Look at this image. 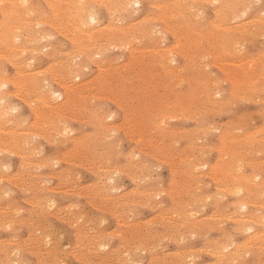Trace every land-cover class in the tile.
<instances>
[{"label":"rangeland","instance_id":"374dc122","mask_svg":"<svg viewBox=\"0 0 264 264\" xmlns=\"http://www.w3.org/2000/svg\"><path fill=\"white\" fill-rule=\"evenodd\" d=\"M33 1H36V0H33ZM38 1V7H39V10L41 11V12H43L44 14H46V16H50L51 15V9H50V7L47 5V3H46V1L45 0H37ZM36 1V2H37ZM45 1V2H44ZM35 2V3H36ZM147 2V3H146ZM151 4V5H150ZM207 4V3H206ZM206 4L204 5V7H203V11L202 12H197L198 10L196 9L195 11H194V15H193V20H192V22L195 24V27H197L200 31H206V27H208V25H209V22H212V20H213V18H214V10H213V7L211 6V5H209V4H207V7H206ZM259 4H261V6L259 5ZM47 5V6H46ZM140 6V7H139ZM254 7V9H256L255 10V12H254V9L252 8V6H250V9H248L247 10V13L246 14H248V16H244L243 17V19L242 18H239L238 20H237V18H235V19H231V21H229V20H227V22L231 25V26H234V24L235 23H238L239 22V24L240 23H243V24H245V26L247 27H249V28H251V27H253L252 25H254V23H255V26L253 27V28H251V29H249L250 30V32H245V33H243L242 35H240V34H237V38H235L234 40H233V43H235V42H237L238 43V45H235V44H237V43H235L232 47V50H231V53L229 54V53H224V54H221V55H218V56H216V54L214 53V52H212V53H208L207 51H206V49H208V44H207V41H206V39L205 38H203V37H199L198 39H199V45H198V48H197V50L195 49V50H193V48L191 49V48H189L188 47V44L186 43V41L182 38V39H180V35L182 34V33H180V31L182 30V29H176L175 28V30L173 31V30H169V31H166L167 29H164L163 30V33L164 34H162V36L159 38V39H156V40H149V39H144V38H139V40L136 42V43H134V45L133 46H126V47H120V46H109V49L108 48H106V50L104 51V52H102V54H98L99 56H95V60H92V61H87L86 62V65H85V69L84 68H82V69H80L79 71H75L74 73H72V74H70V75H66V70L67 69H65L66 67L68 68V64H67V62L69 61V59H64V57H62V52H65V48H67L68 49V47L70 46V42H69V39H68V37L66 38V36H64V38H63V33L61 32V31H59V30H57L56 31V29L55 28H52L51 26H48V24L46 25V24H41V25H43V26H45L46 25V28L45 27H43V28H45L46 29V31L47 32H49L50 34H52L51 35V37H49V39L48 40H46V41H44V39L42 40L40 37L37 39V41H35L33 44H35L36 45V47L38 48L37 50L34 48V46H32L33 44L32 43H30L29 45H31L30 46V50H31V52H29L27 55H26V59L24 60L25 62H23V63H20V64H18L19 65V67H18V65H15V64H13V63H9L8 62V60H7V62L6 61H4L5 59H0V65L2 66H0L2 69H5V71L4 70H2L3 71V73L5 72L7 75L6 76H10V78L11 77H13V78H15V77H17V76H19V75H21V74H24V75H26L27 76V78H30V81H28V83H27V85H25V86H22V85H19V87H15L14 86V84H11V83H6V85L4 86V85H2V86H4L2 89L3 90H5L6 91V89H8L9 90V92H12L13 94H11V97H10V93L8 92V90L6 91L7 93H9V95H8V100H7V102H6V104L5 105H3L4 106V108H5V110L6 109H8V110H6L5 112H6V114H2L3 116H1L2 118L0 119V124L1 123H3L2 121H4V123L5 122H7V123H5V125H3V124H1L0 125V144H2V146L0 145V172H1V174H0V189L1 188H3V189H1V193H4V189H5V193L4 194H2V196H1V198L3 199H0V217H1V215H2V219L0 218V225L2 226V229H0V241L1 240H3V237H5V244H3L4 242V240L3 241H1L0 242V264H5L6 262V264H25L26 262V264H51L52 262V264H59V263H61V261L59 262V260H58V258H60L61 260H62V262L63 263H65V264H109L108 262L110 261V264H112L115 260H117L116 262H114V263H116V264H119V262H120V264H121V262H123L126 258L128 259V260H130L129 262L127 261V260H125L124 261V263H122V264H138V261H139V264H142L143 262H145V264H150V262L151 261H153V263L151 262V264H195V263H198V264H247V262H248V264H264V239H262L263 237H264V234L262 233L263 232V230H264V226H262L264 223H261V222H264V206H262V205H264V191H263V188L261 187V186H263L264 185V162H263V164H262V162L259 160V159H262V161H264L263 160V158H264V146H262V145H264L263 143H264V138H262V136L261 135H263V137H264V131H263V129H264V127L262 126V125H264L263 123H264V120H263V118L264 117H262L263 115H264V58H263V60H262V57H264V46L262 45V44H264V0H261L260 2H256L254 5H253ZM260 6V7H259ZM137 7V8H136ZM257 7V8H256ZM41 8V9H40ZM133 8V9H132ZM136 8V9H135ZM140 8V9H139ZM142 8V9H141ZM261 8V9H260ZM211 9V10H210ZM258 9H259V11H258ZM131 10H133V11H131ZM131 12H129V14H128V16L126 17V19L125 20H122V22H123V24H127L128 22H133V21H135L136 19H138V18H140L143 14H146V13H151L152 11H154V7H153V4H152V1H149V0H143V1H141V4H139L138 6L136 5V6H131ZM263 12H262V11ZM142 11V12H141ZM150 11V12H149ZM250 11V12H249ZM46 12V13H45ZM140 12V13H139ZM49 13V14H48ZM102 14L100 15V17H101V19H102V21H104V24L107 22V15H106V13L104 12V11H102L101 12ZM133 13H138V14H135L134 16H132V14ZM206 14V16H205V14ZM252 13H254L255 14V16L252 14ZM196 15H197V17H196ZM202 15V16H201ZM250 15H253V16H251L250 17ZM208 16V17H207ZM257 16H259V17H257ZM105 17V18H104ZM131 17V18H130ZM199 17H200V19H199ZM258 18V19H257ZM199 19V20H198ZM204 19V20H203ZM247 19V20H246ZM254 19V20H253ZM261 19V20H260ZM0 20H1V13H0ZM242 20H243V22H242ZM245 20V21H244ZM253 20V21H252ZM125 21V22H124ZM206 21V22H205ZM253 22V23H252ZM232 23V24H231ZM234 23V24H233ZM259 23V24H258ZM202 25V26H201ZM207 25V26H206ZM238 25V24H237ZM203 29H202V28ZM54 29V30H53ZM248 30V31H249ZM259 30H260V32H259ZM262 30V31H261ZM58 32H60V33H58ZM62 33V34H61ZM168 33V34H167ZM174 34V35H173ZM178 34V35H177ZM251 34V35H250ZM259 34L261 35V36H259ZM55 35V37H53ZM177 35V36H176ZM204 35V34H203ZM255 35V36H254ZM171 36H172V38H171ZM244 37V39H245V42L246 43H244V39L242 38V37ZM253 38V40H255V41H253V42H251L252 39ZM42 41H41V40ZM58 39V40H57ZM141 39H142V41H141ZM243 39V40H242ZM259 41V43H257L258 41ZM55 41V42H54ZM63 41V42H62ZM140 41V42H139ZM175 43H174V42ZM201 41V42H200ZM235 41V42H234ZM242 41V42H241ZM43 42V43H42ZM46 42V44L44 45V43ZM60 42V43H59ZM162 42H164V43H162ZM170 42V43H169ZM255 42L258 44V45H260L259 47H257V45L255 44ZM54 43V44H53ZM66 43V44H65ZM156 43V44H155ZM176 44V47L174 46V44ZM63 44V45H62ZM174 46H172V45ZM201 44V45H200ZM244 44V45H243ZM40 45V46H39ZM169 45H170V47H173V50L170 52V56L166 53V50H170L171 48H169ZM44 48H42V47ZM45 46H47L46 48H45ZM58 46V47H57ZM136 46H138L137 48L139 49L138 51H137V53H136V51H133L132 49L133 48H135ZM152 48H151V47ZM156 46V47H155ZM241 48H240V47ZM242 46H244V47H242ZM32 47H33V49H32ZM40 47V48H39ZM56 47V48H55ZM63 47V48H62ZM111 47H113V48H111ZM117 47V48H116ZM119 47V48H118ZM129 47H131V48H129ZM142 47H146L147 49H149V47L151 48L150 49V53L152 52L151 50L154 48V50H155V48H156V50L155 51H159L160 52V54H162V52H163V54L165 53V55H166V57H165V55H163L162 54V56H164L165 57V59L164 60H167L168 61V66H169V68H171L172 69V71L173 70H175V73H176V75H178V74H180V79L178 80H175L176 81V83H175V81H172V82H169L167 85H166V83H165V80H168V78H167V76H166V74L163 72V71H165V72H168L167 70H162V68L160 69L163 73H164V77H162V74H160V73H162L161 71H159V69L158 68H156V67H159V66H153L152 67V71H153V77L150 79V81L149 82H147V84L145 85V84H143V82H141V81H138V78H139V74H138V72H139V68H138V65H136V66H134L133 68H129L128 66H124V67H122L123 65H125L127 62H128V60L129 59H131V55L132 54H135L136 56H137V54H139L140 56H137V59H138V61L139 62H141V61H143V59H142V56L143 55H141V53H140V50H141V48ZM178 47V48H177ZM159 48H162V52H161V50L159 49ZM177 48V49H176ZM236 48H237V50H236ZM40 49V50H39ZM64 49V50H63ZM122 49V50H121ZM142 49H144V48H142ZM180 51H179V50ZM243 49H244V51H243ZM35 52H34V51ZM50 50V51H49ZM119 50H121V51H119ZM127 50V51H126ZM191 50V51H190ZM238 51V52H236V51ZM247 50V51H246ZM59 51V52H58ZM133 51V52H132ZM203 53H202V52ZM246 51V52H245ZM255 51V52H254ZM33 52V53H32ZM121 52H122V54H121ZM127 52V53H126ZM175 52V53H174ZM207 52V53H206ZM58 53V54H57ZM118 53V54H117ZM120 53V54H119ZM201 53L204 55V56H201ZM258 53V54H257ZM109 54V55H108ZM117 54V55H116ZM128 54V55H127ZM207 54V55H206ZM258 55L257 57H255V55ZM113 55V56H112ZM122 55V56H121ZM146 55H149V54H146ZM248 55H249V57H248ZM253 55H254V57H253ZM262 57H261V56ZM120 56V57H119ZM187 56H188V59H187ZM201 56V57H200ZM209 56H211V57H209ZM30 57H32L33 58V60L32 59H30ZM43 57V58H42ZM50 57V58H49ZM125 57V58H124ZM139 57V58H138ZM169 57V58H168ZM171 57H172V59H171ZM232 57V61H234V64L233 63H231L232 61H230V58ZM250 60H248L247 58ZM207 58V59H206ZM222 58H225V60L223 59L222 61H220V59H222ZM228 58V59H227ZM240 62L241 61V64L239 63V62H237V60ZM253 59V61L251 62V59ZM28 59H29V61H28ZM36 59H38V60H36ZM41 59V60H40ZM64 59V60H63ZM116 59V60H115ZM127 59V60H126ZM168 59H171V60H168ZM257 59V60H256ZM259 59H261V60H259ZM35 61L34 63L33 62H31L30 63V61ZM63 60V61H62ZM68 60V61H67ZM112 60V61H111ZM213 60H215L214 62H216L217 61V63H214L213 64ZM256 60V61H255ZM42 61V62H41ZM65 61V62H64ZM112 62L111 64H112V68L113 69H111V64H109V62ZM171 63H170V62ZM177 61H179V62H177ZM192 61H193V63H192ZM226 61H228V62H226ZM246 61H249V64H248V62H246ZM259 61H261V62H263V63H261V62H259ZM27 62V63H26ZM37 62H38V65H39V67H38V65H37ZM44 62V63H43ZM62 62V63H61ZM117 62V63H116ZM218 62H220V64L218 63ZM223 64H222V63ZM225 62V63H224ZM244 62V63H243ZM256 62V63H255ZM64 63V64H63ZM203 63H204V65H203ZM211 63V64H210ZM228 63H231V64H228ZM239 63V64H238ZM253 63V64H252ZM12 64V65H11ZM26 64V65H25ZM35 65V66H33V65ZM48 64V65H47ZM96 64V65H95ZM102 64H103V66H102ZM114 64V65H113ZM116 64V65H115ZM199 64V65H198ZM208 64V65H207ZM209 64H210V66H209ZM216 64V65H215ZM222 64V65H221ZM235 64H237V65H235ZM247 64V65H246ZM25 65V66H24ZM65 65V66H64ZM91 65V66H90ZM162 65H163V61H162ZM175 65H176V67L177 68H179L177 71H176V69L175 68H173V67H175ZM233 65V66H232ZM241 67H240V66ZM37 66V67H36ZM42 66V67H41ZM97 66H99V67H97ZM113 66H115V67H113ZM172 66V67H171ZM198 66V67H197ZM217 66V67H216ZM228 66V67H227ZM236 67V68H233V67ZM238 66V67H237ZM245 66V67H244ZM250 66V67H249ZM257 66V67H256ZM4 67V68H3ZM13 67V68H12ZM17 67L19 68V70L17 69ZM27 69H26V68ZM101 67H104V68H101ZM182 67V68H181ZM213 67V68H212ZM215 67V68H214ZM247 67H249V69L247 68ZM21 68V69H20ZM39 68H41V70H39ZM106 68V69H105ZM117 68H119V70L117 69ZM122 68V69H121ZM160 68V67H159ZM204 68V69H203ZM206 68H207V70H206ZM216 68H218V70L216 69ZM220 68V69H219ZM23 69V70H22ZM33 69L35 70V71H33ZM45 69H47V70H44ZM111 69V70H110ZM129 69V70H128ZM183 69V70H182ZM188 69V70H187ZM214 69V70H213ZM237 69V70H236ZM243 69L244 70H246V71H243ZM28 71V72H26V71ZM31 70V71H30ZM49 70V71H48ZM83 70V71H82ZM90 72H89V71ZM96 70V71H95ZM109 70H110V73H111V71H113L114 70V72H112V74H114L113 76H115V77H118V79L119 80H121V82L119 81V80H114L115 79V77H112V74H110V76L108 75L109 74ZM116 70H117V72H116ZM156 70V71H155ZM180 70V71H179ZM183 71V73H182V71ZM203 70H204V72H203ZM19 71H21V72H23V71H25V72H23V73H21V72H19ZM38 71L40 72V73H38ZM55 71V72H54ZM107 71H108V73H107ZM157 71H158V73H157ZM209 71L212 73V74H210L209 73ZM213 71V72H212ZM227 71H229V72H231V73H233V74H235V75H237V77L239 78V79H241V80H244L245 81V83L244 84H235L234 85V83H233V80L231 79V75H229V77L227 76ZM242 71V72H241ZM18 72V73H17ZM81 73L82 74V76H81V74H80V76H79V74L78 73ZM120 72H122V73H120ZM124 72H126L127 73V75H128V81H127V75L124 73ZM132 72V73H131ZM219 72V73H218ZM240 72H241V74H240ZM249 73V75H247L248 73ZM256 72H258L257 73V75H256ZM4 73V74H5ZM20 73V74H19ZM50 73V74H49ZM102 73V74H101ZM119 73V74H118ZM130 75H129V74ZM194 73H196V74H194ZM251 73V74H250ZM253 73H255V74H253ZM53 74V75H52ZM65 74V75H64ZM94 77H96V78H94V79H96V80H94L93 79V76ZM105 74V75H104ZM124 74H125V76H124ZM131 74H133V75H131ZM158 74V75H157ZM52 75V76H51ZM76 75V76H75ZM156 75V76H155ZM161 75V76H160ZM185 75H186V78H185ZM194 75V76H193ZM256 75V76H255ZM8 76V77H9ZM43 76H44V78H43ZM69 76V77H68ZM88 76V77H87ZM92 76V77H91ZM120 76V77H119ZM124 76V77H123ZM221 76V77H220ZM252 77V79H251V77ZM259 76V77H258ZM59 79H57V78ZM80 77V78H79ZM84 77V78H83ZM90 77V78H89ZM108 77V78H107ZM129 77H131L130 79H129ZM138 77V78H137ZM162 77V78H161ZM189 77H191V78H189ZM208 77V79H206ZM213 79H212V78ZM255 77V78H254ZM261 77V78H260ZM263 77V78H262ZM47 78V79H46ZM69 78V79H68ZM74 78H77V80H75ZM99 78V79H98ZM102 78V80H100ZM109 78H113V79H109ZM126 78V79H125ZM137 78V79H136ZM158 78V79H157ZM193 78V79H192ZM260 78V79H259ZM49 79V80H48ZM67 80L66 81V83H64L63 84V82H65V81H61V82H59L60 80ZM109 79V80H108ZM124 79V80H123ZM161 79H163V82L162 83H160L159 84V82L158 81H160ZM185 79H186V81H185ZM188 79H190V80H188ZM202 79V80H201ZM221 79V81H219ZM55 80H57V82L55 81ZM74 80V81H73ZM79 80V81H78ZM86 80V81H85ZM94 80V81H93ZM116 81V82H114V81ZM125 81V82H123V81ZM182 80V81H181ZM211 80V81H210ZM43 81H46V82H43ZM51 81V83H49ZM53 81V82H52ZM77 83H76V82ZM82 81V82H81ZM91 81V82H90ZM109 81V82H108ZM156 81V82H155ZM179 81V82H178ZM180 81H181V83H180ZM190 81V82H189ZM218 81V82H217ZM228 81V82H227ZM48 82V83H47ZM58 82H59V84H58ZM85 82H86V87L85 86H82V85H84L85 84ZM111 82V83H110ZM112 82L113 83H115V85L117 86L116 88H114L115 87V85L114 84H112ZM141 82V83H140ZM177 82H178V84H177ZM211 82H212V84H211ZM215 82V83H214ZM45 83V84H44ZM81 83H83V84H81ZM88 83H90V84H88ZM96 83V84H95ZM110 83V84H109ZM119 83V84H118ZM120 83H121V86H119L120 85ZM125 83H128L127 84V86H126V84ZM153 83H156V84H153ZM170 83H171V85H170ZM219 83V84H218ZM225 83H227V84H225ZM37 84H38V86H42L41 88H42V90H41V88H40V90L37 88L38 86H37ZM55 84V85H54ZM72 84H73V86H72ZM75 84V85H74ZM77 84H79L80 86H79V88H78V85ZM114 85L113 87H112V89H110L111 87H110V85ZM181 84V85H180ZM193 84V85H192ZM218 84V85H217ZM225 84V85H224ZM30 85V86H29ZM36 85V86H35ZM47 85H48V87H47ZM65 85H66V87H65ZM93 85V86H92ZM100 85V86H99ZM105 85V86H104ZM108 85V86H107ZM150 85V86H149ZM159 85H160V89H159ZM168 85H169V87H168ZM177 85H179L178 87H177ZM183 85V86H182ZM191 85V86H190ZM217 85V86H216ZM254 85V86H253ZM22 86V87H21ZM69 86V87H68ZM77 86V88H75ZM102 86V87H101ZM130 88H129V87ZM138 86V87H137ZM164 86V87H163ZM190 86V87H189ZM215 86V87H214ZM223 88H221V87ZM226 88H225V87ZM231 86H233L232 88H231ZM245 86V87H244ZM253 86V87H252ZM258 86V87H257ZM35 87V88H34ZM55 87V88H54ZM65 87V88H64ZM84 89H83V88ZM89 87V88H88ZM125 87V88H124ZM133 87H135L134 89H133ZM148 87V88H147ZM168 87V88H167ZM200 87V88H199ZM214 87V88H213ZM246 87H247V91H246ZM248 87H249V89H248ZM24 88H26L25 90V92H24ZM47 88H49V90H50V92L52 93V95H51V93H48V89ZM86 88V89H85ZM114 88V89H113ZM128 88V89H127ZM158 88V89H157ZM164 88V89H163ZM174 88V89H173ZM176 88V89H175ZM241 88V89H240ZM12 89V90H11ZM43 89H44V91H43ZM48 91H47V90ZM62 89H65V90H62ZM68 89V90H67ZM82 91H81V90ZM89 89V90H88ZM107 89V90H106ZM119 89V90H118ZM121 89V90H120ZM124 89V90H123ZM156 89L158 90V91H156ZM215 89H217V90H215ZM228 89V90H227ZM233 89V90H232ZM259 89H261V91L259 90ZM11 90V91H10ZM23 90V91H22ZM35 90V91H34ZM40 91V94L38 93L39 91ZM52 90V91H51ZM54 90H56L55 92H54ZM70 90V91H69ZM94 90H95V92H94ZM129 90V91H128ZM132 90H133V92H132ZM135 90V91H134ZM149 90V92H147ZM161 90L163 91V92H161ZM184 90V91H183ZM186 90H188V91H186ZM197 92H196V91ZM219 90V91H218ZM220 90H222V91H220ZM18 91V92H17ZM30 91H34V94L35 95H37L38 94V96L36 97L34 94H33V92H30ZM43 91V92H42ZM47 91V92H46ZM64 91V92H63ZM70 93H69V92ZM92 91H93V93H92ZM100 91V92H99ZM111 93H110V92ZM115 92V94H113L114 92ZM118 91V92H117ZM168 91V92H167ZM181 91V92H180ZM213 91V92H212ZM217 93H219V94H216V92ZM225 91V92H224ZM245 91V92H244ZM250 91H252L251 93H250ZM20 93V95H22V96H19V94H17V93ZM36 92H37V94H36ZM42 92V93H41ZM60 92V93H59ZM81 92H82V94H81ZM86 92V93H85ZM89 94H93V96H94V94H98L99 96L97 97V95L95 96V97H93V96H91L92 98H90L89 96H87V94L88 93ZM99 92V93H98ZM107 92V93H106ZM124 92V93H123ZM127 92V93H126ZM152 92V93H151ZM154 92V93H153ZM158 92V93H157ZM160 92H161V94H160ZM171 92V93H170ZM175 92V93H174ZM185 92V93H184ZM224 92V93H223ZM260 92H262V93H260ZM26 93V94H25ZM45 93H47V94H45ZM55 93V94H54ZM61 94V95H59V94ZM101 93V94H100ZM105 93V94H104ZM116 93H118L117 95H116ZM126 93V94H125ZM166 95H165V94ZM168 93V94H167ZM174 93V95H172ZM200 93V94H199ZM212 93H213V98L211 97L212 96ZM229 93V94H228ZM242 95H240V94ZM244 93H246V95L244 94ZM16 94V95H15ZM41 94H42V96H41ZM48 94H50L51 96L49 97V95ZM62 94L63 95H65L64 97L62 96ZM73 94V95H72ZM85 94V95H84ZM113 94V95H112ZM123 94V95H122ZM125 94V95H124ZM131 94V95H130ZM135 94V95H134ZM144 94V95H143ZM146 94V95H145ZM176 94V95H175ZM235 94V95H234ZM249 94V95H248ZM261 94V95H260ZM17 95H18V97H17ZM25 95H28V96H25ZM34 97H33V96ZM44 95V96H43ZM54 95V96H53ZM105 95H106V97H107V99H105ZM108 95V96H107ZM130 95V96H129ZM140 95H142L141 97H140ZM159 95V96H158ZM169 95V96H168ZM178 95H179V97H178ZM198 96V95H200L201 97H203L202 98V100L200 99V96L199 97H196V96ZM215 95H218V96H215ZM221 95V96H220ZM225 95V96H224ZM228 95H230V96H228ZM237 95V96H236ZM239 95H240V97H239ZM243 95H244V97H243ZM260 95V96H259ZM24 96H25V101H27L28 103H30L29 104V106L30 107H28V104L24 101H22V98L24 99ZM31 96L33 97V98H31ZM45 96H47V98L45 97ZM121 98H120V97ZM162 96V97H161ZM173 96V97H172ZM177 96V97H176ZM208 96V97H207ZM215 96V97H214ZM22 97V98H21ZM27 97H29L28 99H27ZM52 97V99L53 98H55V99H50ZM102 97V98H101ZM109 97H111V98H109ZM120 99V100H118V98ZM128 97L130 98V99H128ZM132 97V98H131ZM168 97V98H167ZM169 97H171V98H169ZM176 97V98H175ZM185 97H187V99L185 98ZM196 97V98H195ZM217 97H219V99L217 98ZM229 97V98H228ZM236 97V98H235ZM238 97V98H237ZM246 97V98H245ZM260 97V98H259ZM6 98V99H7ZM37 98V99H36ZM41 98V99H40ZM43 98H45V99H43ZM60 98H66V99H61V100H58V99H60ZM80 98V99H79ZM94 98V99H93ZM99 98H101V99H99ZM154 98H156V99H154ZM167 98V99H166ZM173 98V99H172ZM233 98V99H232ZM248 98V99H247ZM256 98V99H255ZM257 98H259V100L257 99ZM41 101H40V100ZM49 99V100H48ZM110 99H112V100H110ZM134 99V100H133ZM158 99V100H157ZM160 99V100H159ZM168 99H171L170 101L168 100ZM195 99H196V101H195ZM213 99V100H212ZM222 101H221V100ZM224 99V100H223ZM227 99H228V101H227ZM244 99V100H243ZM245 99H247L246 101H245ZM253 100V103H252V101L250 102V100ZM30 100V101H29ZM32 100V101H31ZM37 100V102H35ZM46 100H48V103H47V101ZM52 100V101H51ZM56 100V102H58V103H56V105H55V101ZM58 100V101H57ZM63 100V101H62ZM67 100H68V102H67ZM72 100V101H71ZM93 100V101H92ZM105 100H106V102H105ZM108 100V101H107ZM155 100V101H154ZM157 100V101H156ZM201 102H200V101ZM232 100H234V102H236L237 100L240 102V103H242L243 105H241L240 103H235V105L238 107V108H236L235 107V105H234V102H233V105H228L229 103L231 104L232 103ZM236 100V101H235ZM241 100V101H240ZM249 100V101H248ZM258 100V101H257ZM10 103H9V102ZM102 101V102H101ZM113 101V102H112ZM116 101H117V103H116ZM151 101V102H150ZM158 101H159V103H158ZM162 101V102H161ZM165 101V102H164ZM168 101V102H167ZM188 101H190V104L188 103ZM195 101V102H194ZM203 101V102H202ZM218 101V102H217ZM225 101V102H224ZM262 101V102H261ZM12 102H13V104H12ZM38 103L37 105L35 104V103ZM49 102H51V103H49ZM54 102V106H52L53 103ZM65 102H67V103H65ZM92 102V103H91ZM97 102V103H96ZM120 102H121V104H120ZM129 102V103H128ZM173 102H175L174 104H173ZM176 102H178V103H176ZM194 102V103H193ZM197 102V103H196ZM223 104H222V103ZM246 104H244V103ZM250 102V103H249ZM255 102V103H254ZM260 102V104H258ZM17 105H15V104ZM42 105H41V104ZM43 103H44V105H43ZM62 103H65V107L63 106L62 107V109H61V111H59V112H57V113H55L54 111H51L52 110V108H56L57 106H59L60 104H62ZM86 103V104H85ZM96 103V104H95ZM104 103H107V105H104ZM164 103H168V104H165L164 105ZM8 104L9 105H13V106H15L14 108H13V106H8ZM33 104H35V105H33ZM48 104V105H47ZM84 104V105H83ZM133 104V105H132ZM143 104V105H142ZM178 104V105H177ZM200 104H202V105H200ZM211 104H212V106H211ZM222 104V105H221ZM238 104H240V105H238ZM256 104V105H255ZM19 105V106H18ZM33 105V106H32ZM41 105V106H40ZM83 105V106H82ZM91 105V106H90ZM104 105V106H103ZM127 107V105H128V108L126 109V107ZM149 105V106H148ZM167 105V106H166ZM169 105V106H168ZM181 105H183L182 107H181ZM196 105V106H195ZM209 105V106H208ZM49 106H51V107H49ZM68 106V107H67ZM88 106H90V107H88ZM107 106V107H106ZM111 106V107H110ZM120 106V107H119ZM180 106V107H179ZM190 106V107H189ZM195 106V107H194ZM208 106V107H207ZM215 106H216V108L217 109H215ZM220 108H219V107ZM223 106V107H222ZM251 106V107H250ZM263 106V107H262ZM10 107V108H9ZM32 107V108H31ZM41 108V110H40V108ZM49 107V108H48ZM84 107H86L85 109H84ZM136 107V109H134ZM140 108V110H139V108ZM144 107V108H143ZM175 107V108H174ZM201 107V108H200ZM203 107V108H202ZM210 107V108H209ZM227 107H228V109H231V111L230 110H228L227 109ZM13 108V109H12ZM125 108V109H124ZM165 108V109H164ZM171 108V109H170ZM185 108V109H184ZM261 108H262V110H261ZM10 109H12V110H14L13 112H12V110H10ZM31 109V110H30ZM48 109L50 110V111H48ZM66 109V110H65ZM75 109V110H74ZM131 109V110H130ZM143 109V110H142ZM162 109V110H161ZM197 109H200L199 111L197 110ZM238 109V110H237ZM34 110V111H33ZM47 110V111H46ZM116 112H115V111ZM145 110V111H144ZM152 111V112H149V111ZM167 110V111H166ZM193 110V111H192ZM204 110V112L203 113H201L202 111ZM221 110H222V112H221ZM224 110V111H223ZM237 110V111H236ZM258 110V111H257ZM17 111V112H16ZM40 111V112H39ZM84 111V112H83ZM87 111V112H86ZM130 111V112H129ZM169 111V112H168ZM178 111V112H177ZM183 112V113H180V112ZM191 111H192V113H191ZM211 111H213V112H211ZM244 113H243V112ZM245 111H247L246 113H245ZM253 111H255V113H253ZM256 111H257V113H256ZM261 111H263V112H261ZM34 112V113H33ZM45 112V113H44ZM47 112H48V114L50 115H48L47 114ZM65 112V113H64ZM68 112V113H67ZM86 112V113H85ZM127 112V113H126ZM207 112V113H206ZM217 112V113H216ZM219 112H221V114L219 113ZM227 112V113H226ZM260 114H259V113ZM18 113V114H17ZM50 113H52V114H50ZM62 113H63V115H62ZM70 113V114H69ZM84 113V114H83ZM114 113V114H113ZM118 113V114H117ZM128 113H130L129 115H128ZM150 113V114H149ZM162 115H161V114ZM166 113H168V114H166ZM172 113H173V115H172ZM215 113V114H214ZM224 113H225V115H224ZM228 113H230L229 115H228ZM241 113V114H240ZM249 113V114H248ZM251 113H253L254 114V116L251 114ZM17 114V115H16ZM28 114V115H27ZM34 114V115H33ZM47 114V115H46ZM82 114V115H81ZM104 114H105V116H104ZM121 114V115H120ZM148 114V115H147ZM153 115L152 117L150 116V115ZM164 114H166L167 116H165ZM169 114H170V116H169ZM177 114V115H176ZM185 114V115H184ZM189 114V115H188ZM191 114V115H190ZM211 114V115H210ZM224 116H223V115ZM244 114H246V116L244 115ZM247 114H248V117H247ZM23 115V116H22ZM25 115L28 117H25ZM66 115V116H65ZM69 115H70V117L72 116L73 117V120L74 121H71L70 119H72V117L71 118H69ZM77 115V116H76ZM79 115H81V117L79 116ZM85 115V116H84ZM99 115H101V117L99 116ZM106 115H108V116H106ZM171 115H172V118H171ZM197 115V116H196ZM208 117H207V116ZM240 115V116H239ZM242 115V116H241ZM22 116V117H21ZM52 116H53V118H52ZM68 116V117H67ZM80 118H79V117ZM116 116H117V118H116ZM121 116V117H120ZM133 116V117H132ZM177 116H179V117H177ZM203 118H202V117ZM227 116V117H226ZM233 116V117H232ZM250 116H251V118H250ZM255 116H256V118H255ZM15 117H16V119H15ZM48 117H49V119H48ZM60 117H61V119H60ZM94 117V118H93ZM101 119H100V118ZM111 117V119L109 120V118ZM115 117V118H114ZM120 117V118H119ZM169 117V118H168ZM197 117V118H196ZM210 117H212V118H210ZM231 117V118H230ZM255 118L254 120H253V118ZM33 119V120H31L30 121V119ZM67 118V119H66ZM91 118V119H90ZM127 118V119H126ZM130 118H132V119H130ZM137 118V119H136ZM151 118V119H150ZM183 118V119H182ZM187 118V119H186ZM201 118V121L200 120H198V119H200ZM215 118V119H214ZM236 118V119H235ZM242 118L245 120L246 118V120H245V125H244V123H243V121L244 120H242ZM249 118V119H248ZM258 118H259V120H258ZM9 119V120H8ZM13 119V120H12ZM36 119V120H35ZM57 119H60L61 120V122H60V120H58L57 121V123H58V125H57V123H56V120ZM67 121H66V120ZM80 119V120H79ZM82 119V120H81ZM97 119V120H96ZM159 119V120H158ZM170 119V120H169ZM203 119V120H202ZM206 119V120H205ZM211 119V120H210ZM229 119H230V121H233V122H230L229 121ZM231 119H233V120H231ZM251 119H252V121H251ZM12 120V121H11ZM27 120V121H26ZM55 120V121H54ZM79 122H78V121ZM90 120V123L89 122H87V121H89ZM95 120V121H94ZM129 120H131V121H129ZM147 120V121H146ZM158 120V121H157ZM160 120H162L161 122H162V124H160L159 125V123H161V122H159ZM176 120V121H175ZM182 122H181V121ZM195 120V121H194ZM239 120V121H238ZM256 120V121H255ZM9 121V122H8ZM25 121V122H24ZM53 121H54V123H53ZM75 121H77V122H75ZM84 121V122H83ZM106 121V122H105ZM109 123H108V122ZM116 121V122H115ZM118 121V122H117ZM136 121V122H135ZM149 121V122H148ZM150 121H151V123H150ZM178 121V122H177ZM189 121V122H188ZM202 121H204V122H202ZM208 121H209V123H208ZM218 121H220V122H217ZM226 121H228L229 123V125L226 123ZM235 121H237V122H239V123H236ZM10 122H12V123H10ZM16 122H17V126H16ZM20 122V123H19ZM24 122V123H23ZM45 122H46V125H45ZM62 122H64L65 124H64V126H63V123ZM67 122V123H66ZM70 122V123H69ZM87 122V123H86ZM93 122V123H92ZM96 124H95V123ZM115 122V123H114ZM120 122H121V125H122V123H123V125H122V127H121V125H120ZM127 122V123H126ZM147 122V123H146ZM196 122H198V123H196ZM214 122V123H213ZM235 122V123H234ZM240 122H242V125L243 126H245V128L244 127H241L240 128V132H238V130H239V126H242V125H240L241 123ZM248 122V123H247ZM251 122H253V123H251ZM15 123V124H14ZM42 123H44V124H42ZM84 123V124H83ZM101 123V124H100ZM111 123V124H110ZM113 123V124H112ZM144 123V124H143ZM146 123V124H145ZM148 123L150 124L149 126H148ZM158 125H157V124ZM170 123V124H169ZM174 123V124H173ZM187 123V124H186ZM206 123V125H204V126H202V124H205ZM232 123V124H231ZM9 124V125H8ZM10 124H12L11 125V127L13 126V125H15L16 126V128H10L9 129V127L8 126H10ZM19 124H20V126H19ZM52 124H53V126H52ZM91 124H92V126H91ZM94 124V125H93ZM104 124H106V125H103ZM116 124H119L120 126H118V125H116ZM125 124H127V125H125ZM128 124H129V126H128ZM152 124V125H151ZM164 124H165V126H164ZM176 124V125H175ZM262 124V125H261ZM6 125H8L7 126V128L9 129H6L5 127H6ZM29 125V126H28ZM31 125V126H30ZM43 125V126H42ZM45 125V126H44ZM51 125V126H50ZM56 125H57V127H56ZM59 125H61V126H59ZM83 125H85V127L83 126ZM112 127H111V126ZM115 125V126H114ZM146 125V126H145ZM162 125V126H161ZM199 125L201 126V127H199ZM208 125H209V127H208ZM211 125V126H210ZM231 125H233V126H231ZM259 125H260V127H259ZM15 126H13V127H15ZM67 126V127H66ZM80 126V127H79ZM108 126V127H107ZM126 126H127V128H128V130L127 129H125L126 128ZM130 126H133V127H130ZM139 126V127H138ZM156 126H159V127H157L156 128ZM160 126H161V129H160ZM185 126V127H184ZM193 126H194V128H193ZM219 126V127H218ZM221 126V127H220ZM235 126H236V128H235ZM238 126V127H237ZM256 126V127H255ZM4 127V128H3ZM19 127H21L20 128V130H19ZM32 127V128H31ZM52 127V131H51V128ZM71 127H73V128H71ZM114 127H116V128H114ZM122 128V130H121V128ZM123 127H124V129H123ZM129 127H130V129H129ZM143 127V128H142ZM198 127H199V129H198ZM208 127V128H207ZM216 127V128H215ZM218 127V128H217ZM225 127H227L226 129H225ZM233 128V130H235V131H233L232 132V129L231 128ZM258 127L259 128H261L260 130L258 129ZM2 128L4 129V130H2ZM45 128V129H44ZM59 128V129H58ZM71 128V129H70ZM83 128V129H82ZM100 128V129H99ZM103 128H105V129H103ZM138 128V129H137ZM144 128H146L145 130L146 131H149V133L147 132H145V130H144ZM187 130H186V129ZM201 128V129H200ZM202 128H203V130H202ZM224 128V134H222L223 133V129ZM252 128H254V131L255 132H257V133H255V132H253V131H251V130H253ZM256 128V129H255ZM17 129L19 130V132L17 131ZM63 130L64 131V133H63V131H61V130ZM68 131H66V130ZM76 129V130H75ZM98 129L100 130L99 132H98ZM119 129V130H118ZM142 129V130H141ZM153 129V130H152ZM170 129V130H169ZM179 129H181V130H179ZM209 129V130H208ZM212 129V130H211ZM213 129H215V132L213 131ZM228 129H229V134L231 135V138H230V135L228 134ZM251 129V130H250ZM23 130H25V131H23ZM28 130V131H27ZM31 130V132L30 133H28L29 131ZM55 130H57V132H59V133H57ZM70 130V131H69ZM90 130V131H89ZM111 130V131H110ZM116 131V133H114V131ZM121 130V131H120ZM143 130H144V132H145V134L143 133ZM177 130V131H176ZM184 130V134H183V131ZM188 131V134H187V132L186 131ZM201 130V132H199ZM208 130V131H207ZM249 130V131H248ZM257 130V131H256ZM11 131V132H10ZM15 131H17L16 133H15ZM22 131H23V133H22ZM33 131L35 132V133H33ZM38 131V132H37ZM61 131V132H60ZM84 131V132H83ZM87 133H89V134H87ZM105 131V132H104ZM123 131H125L124 133H122ZM129 131H131V133L129 132ZM132 131H133V134H132ZM173 131V132H172ZM213 131V133H211ZM218 131V132H217ZM248 131V132H247ZM261 131V133H259ZM4 133V135H3V133ZM12 132L14 133L13 135H12ZM36 132L38 133V134H36ZM43 132V133H42ZM55 132V133H54ZM78 132V133H77ZM95 132H98V133H96L95 134ZM100 132H102V133H100ZM139 132V133H138ZM141 132V133H140ZM182 132V133H181ZM203 132H204V134H203ZM210 132V133H209ZM217 132V133H216ZM227 132V133H226ZM231 132H232V134H231ZM235 132V133H234ZM248 134H247V133ZM251 132V133H250ZM27 133V134H26ZM34 135H33V134ZM40 133V134H39ZM42 133V134H41ZM47 133V134H46ZM65 135H63V134ZM72 133H73V135H72ZM94 133V134H93ZM110 133H113V134H110ZM128 133H130V134H128ZM170 133V134H169ZM186 133V134H185ZM208 133V134H207ZM226 133V134H225ZM236 134V135H234V134ZM246 133V134H245ZM16 134V135H15ZM46 134V135H45ZM56 135V136H52V135ZM62 134V135H61ZM75 134V135H74ZM78 134H81L80 136L78 135ZM93 134V135H92ZM100 134V135H99ZM124 134H126V135H124ZM141 134V135H140ZM149 134V135H148ZM153 134V135H152ZM155 134H156V136L157 135H159L158 137H160V139L157 137L156 138V136H155ZM174 134V135H173ZM177 134V135H176ZM182 134V135H181ZM213 135V136H211V135ZM215 134V135H214ZM241 134V135H240ZM242 134H244V135H246V136H243ZM251 134H255V135H253V136H251ZM259 134V135H258ZM18 135V136H17ZM28 135H30L29 136V138L27 137ZM33 135V136H32ZM41 135V136H40ZM59 135V136H58ZM83 135V136H82ZM102 135V136H101ZM111 135V136H110ZM115 135H117V137H115ZM129 135V136H128ZM140 135V136H139ZM162 137H161V136ZM189 137H188V136ZM218 135L219 136H221V137H218ZM223 135V136H222ZM229 135V136H228ZM234 135V137H235V139H234V137H232ZM247 135H249L248 137H247ZM13 136H15V137H13ZM22 138H21V137ZM24 136H26V138L24 137ZM35 136V137H34ZM44 136V137H43ZM97 136H100L99 138L97 137ZM131 136H132V138H131ZM138 137V139L136 138V141L137 142H135V138L134 137ZM197 136H199V137H197ZM227 136V137H226ZM238 136L240 137V138H238ZM250 136L253 138H255L256 136H258V141H257V138H255V140L254 139H252V138H250ZM260 136V137H259ZM18 137V138H17ZM32 137V138H31ZM44 139H43V138ZM59 137V138H58ZM71 137V138H70ZM129 137L131 138V139H129ZM148 137L150 138V137H154L155 139H153V138H150V140L148 139ZM222 137L223 138H227V139H233V140H231V141H228V140H225V139H222ZM244 137V138H243ZM247 137V138H246ZM37 139V140H35V142H34V139ZM52 138H53V140H52ZM55 138V139H54ZM81 138V139H80ZM96 138V139H95ZM103 138V139H102ZM106 138V139H105ZM108 138V139H107ZM128 138V139H127ZM145 138H147V139H145ZM182 138V139H181ZM184 138H185V140H184ZM197 138V139H196ZM202 138H204V139H202ZM210 138V139H209ZM238 138V139H237ZM259 138H261V140L259 139ZM17 139V140H16ZM26 139V140H25ZM33 141H31V140ZM59 139V140H58ZM68 139V140H67ZM95 139V140H94ZM105 139V140H104ZM132 139L134 140V141H132ZM140 139V140H139ZM156 139H159L158 141H156ZM187 139V140H186ZM193 139H196V140H193V141H196V142H194L195 144H198V145H195L194 143H193V141L192 140ZM201 139V140H200ZM220 139V140H219ZM222 139V140H221ZM242 139H245V141L243 140V141H241ZM17 142H16V141ZM66 140H67V142H66ZM80 140V141H79ZM82 140H84V142L82 141ZM95 142H99V143H95L96 144V146H98V148H99V150H98V148L96 149L95 148V144H94V141ZM128 140V141H127ZM162 140V141H161ZM167 140V142H165ZM169 140V141H168ZM175 140V141H174ZM192 142L191 144H193V145H189L190 144V141ZM197 140H199V143H198V141ZM209 142H208V141ZM236 140H238V141H241V142H244V144L242 145V143L238 146V144L240 143H238ZM248 140V141H247ZM263 140V141H262ZM50 141V142H49ZM56 141H57V143H56ZM121 141V142H120ZM124 141V142H123ZM145 142L144 144L143 143H140V142ZM150 141V142H149ZM152 141V142H151ZM153 141H156V143L155 142H153ZM161 141V142H160ZM174 141V142H173ZM179 141V142H178ZM188 141V142H187ZM220 141V142H219ZM224 142V144H223V142ZM227 141V142H226ZM248 142V144H245V143H247ZM256 141V142H255ZM10 142V143H9ZM24 142H25V145H23L24 144ZM28 142V143H27ZM32 144H31V143ZM60 142V143H59ZM63 142V143H62ZM112 142V143H111ZM129 142V143H128ZM175 142H177V143H175ZM187 142V143H186ZM212 142V143H211ZM226 142V143H225ZM238 143V144H235V143ZM250 142H251V144H252V142H253V147H251L249 144H250ZM38 143H40L39 144V146L38 145H36V144H38ZM47 145H46V144ZM56 143V144H55ZM72 143V144H71ZM84 143H85V146H84ZM91 143V144H90ZM141 145H140V144ZM149 143H150V145H149ZM152 143V144H151ZM158 143V144H157ZM162 143V144H161ZM168 143V144H167ZM204 143V144H203ZM205 143H207V144H205ZM214 143V144H213ZM216 143V144H215ZM27 144V145H26ZM49 144V145H48ZM57 144H59V145H57ZM64 144V145H63ZM66 144V145H65ZM75 144V145H74ZM92 144L94 145L93 147H92ZM117 144V145H116ZM143 144V145H142ZM177 146H176V145ZM180 144V145H179ZM183 144V145H182ZM187 144H188V146H187ZM201 144H203V145H201ZM217 144H219V145H217ZM220 144H222V145H220ZM227 144V145H226ZM6 145V147H5V149L3 148L4 146ZM8 145L10 146L9 148H8ZM16 145V146H15ZM21 145V146H20ZM40 145H41V147H40ZM56 145H57V147H56ZM60 145H62V146H60ZM116 145V146H115ZM118 145H119V147H118ZM123 145V146H122ZM137 145V146H136ZM145 145H146V147H145ZM154 145H156V146H154ZM195 145V146H194ZM202 147L203 146V148H201L200 146ZM212 145V146H211ZM229 145V146H228ZM25 146H26V148H25ZM38 147V148H36V147ZM74 146H76V149H78V148H80V149H78V151L75 149V151H74ZM113 146V147H112ZM133 146V147H132ZM136 146V147H135ZM142 146H143V148H142ZM168 146V147H167ZM175 146V147H174ZM180 146V147H179ZM188 148H187V147ZM191 146V147H190ZM197 146H198V148H197ZM213 146H214V150L212 149L213 148ZM216 146H218V147H216ZM230 147L231 148V150H230V148H228V147ZM245 146V147H244ZM261 146V147H260ZM21 147H22V149H21ZM30 147H32V148H30ZM61 147H62V149H61ZM70 147V148H69ZM86 147V148H85ZM105 147V148H104ZM128 147V148H127ZM135 147V148H134ZM139 147H141L144 151H147V153H150V152H152V150H153V153H151L152 154V156H151V154H148L147 156H146V154L147 153H145L144 154V151L141 149V148H139ZM148 147H151V148H148ZM14 148V149H13ZM19 148H20V150H19ZM36 148V149H35ZM39 148H41V149H39ZM100 148H102V150H100ZM121 148V149H120ZM139 148V149H138ZM150 149L149 151H148V149ZM159 148V149H158ZM184 148V149H183ZM194 148H196V149H194ZM210 148V149H209ZM233 148V149H232ZM248 148L250 149V150H248ZM11 149H13V151H12V153H11ZM17 149V150H16ZM25 149V150H24ZM34 149H35V151H34ZM54 149V150H53ZM64 149H66V150H64ZM90 149V150H89ZM138 149V150H137ZM141 149V150H140ZM183 149V150H182ZM198 149L201 151V152H203V153H205V151H206V153H205V155H203V153H201L200 151H198ZM202 149V150H201ZM220 149V150H219ZM228 149V150H227ZM247 151H246V150ZM258 149V150H257ZM259 149L262 151H259ZM263 149V150H262ZM4 150V151H3ZM9 150V151H8ZM15 150V151H14ZM33 150V151H32ZM41 150H42V153L40 154V152H41ZM62 150V151H61ZM80 150H82V151H80ZM86 151V152H83V151ZM88 150H89V152H90V154H89V152H88ZM177 150V151H176ZM217 150H219V151H217ZM236 150V151H235ZM239 150V151H238ZM244 150V152H242V151ZM258 151V153H257V151ZM2 151V152H1ZM8 153H7V152ZM23 152V153H16V152ZM30 152L29 154H28V152ZM38 151H39V154H40V156L39 155H37L36 156V154H38ZM58 151V152H57ZM60 151V152H59ZM76 151H77V153L79 154H77L76 153ZM98 151V152H97ZM100 151H102V153L100 152ZM115 151V152H114ZM119 151H120V153H119ZM125 151V152H124ZM182 151V152H181ZM194 151V152H193ZM197 151V152H196ZM221 151V152H220ZM223 151H224V153H223ZM253 151H255V152H253ZM6 153L5 155H4V153ZM13 152L14 153H16V154H13ZM26 152H27V154H26ZM64 152V153H63ZM69 153V155H65V153L66 154H68ZM82 152V154L84 153V154H86V155H82V154H80V153ZM124 154H123V153ZM187 154H186V153ZM192 152V153H191ZM207 152H209V153H207ZM229 152V153H228ZM238 152V153H237ZM240 152H241V154H240ZM249 152V153H248ZM51 153V154H50ZM63 153V154H62ZM74 153H76L75 154V156H74ZM115 153V154H114ZM179 153V154H178ZM191 153V154H190ZM194 153V154H193ZM198 153V154H197ZM201 153V154H200ZM220 153V154H219ZM227 153H228V155L229 154H231L232 153V155H230V156H228L227 155ZM248 153V154H247ZM263 153V154H262ZM21 154V156H19ZM25 154V155H24ZM32 154V155H31ZM46 154V155H45ZM53 154V155H52ZM70 154H72L71 156H73V160L74 161H71V158L72 157H69L70 156ZM87 154H88V156H87ZM103 154H105V156L103 157ZM156 154H158V156L156 157V156H154V155H156ZM174 156H173V155ZM185 154V155H184ZM196 154V155H195ZM221 154H223V155H225L224 157H223V155H221ZM236 155L237 154V156H234V155ZM247 154V155H246ZM9 155H11V156H9ZM30 157H32V156H34V158H29L28 156ZM51 158H54L52 161H50L51 159H50V157ZM60 158V157H62V159H65V161L64 160H58L59 158L57 157V156ZM62 155V156H61ZM63 155H64V157H63ZM122 155V156H121ZM138 155V156H137ZM162 155H164V156H162ZM199 155V156H198ZM202 155V156H201ZM211 155V156H210ZM213 155V156H212ZM43 156V157H42ZM49 157V158H47V157ZM54 156V157H53ZM76 156H80L79 158L78 157H76ZM81 156H83V157H81ZM121 156V157H120ZM124 156V157H123ZM132 156H134V157H132ZM161 156H162V158H161ZM181 157V159H180V157ZM208 156V157H207ZM217 156H222V157H218V159H216L217 158ZM240 156V157H239ZM250 156V157H249ZM8 157V158H7ZM38 157H40V159L38 158ZM41 157L42 158H44V159H42L41 160ZM45 157H46V159H48V160H46L45 159ZM56 157V158H55ZM75 157H76V160H75ZM91 157L93 158V159H91ZM98 157V158H97ZM117 157H118V159H117ZM126 157V158H125ZM129 158V160H128V158ZM161 158L160 160L159 159H156V158ZM170 157V158H169ZM183 157H185V158H183ZM189 157V158H188ZM191 157V158H190ZM238 157V158H237ZM28 158V159H27ZM35 158H37V159H35ZM58 158V159H57ZM67 158H70V159H67ZM80 158H81V160H84V162L83 161H81L80 160ZM83 158V159H82ZM85 158H87L88 160H85ZM105 158V159H104ZM125 158V159H124ZM144 158V159H143ZM164 158V159H163ZM166 158H167V160H168V158L170 159V160H168V161H170V162H168L167 160H166ZM174 158V159H173ZM188 158V159H187ZM202 158V159H201ZM205 158V159H204ZM233 158V159H232ZM252 158V159H251ZM257 158H259L258 160H256ZM24 159H27L26 161H24ZM29 159H33V160H29ZM35 159V160H34ZM50 159V160H49ZM102 159V160H101ZM136 159H137V162H136ZM146 159V160H145ZM162 159H163V161H162ZM180 159V160H179ZM187 159V160H186ZM216 160V161H213V160ZM225 159V160H224ZM250 159V160H249ZM22 160V161H21ZM28 160H29V162H28ZM38 160V161H37ZM55 160H57V161H55ZM70 160V162H71V164H69L70 162H67V161H69ZM172 160H176V163L174 162V161H172ZM177 160H179L180 162H177ZM200 160L202 161L201 163H200ZM217 160H218V162H217ZM238 162H237V161ZM258 161V162H254V161ZM8 161V162H7ZM18 161V162H17ZM20 161V162H19ZM33 162V163H31V162ZM40 161H42V163L40 162ZM46 161H49L50 163H48V162H46ZM59 161V163H57ZM79 161V162H78ZM87 161H88V163H87ZM97 161H98V163H97ZM99 161L100 162H102L103 163V165H102V169H101V166H99V165H101V164H99ZM105 162V164H106V167H108V169H109V171L111 170L112 171V174H111V171H110V174L113 176V173H114V178L110 175V174H108L109 173V171H108V169L104 166L105 164H104V162ZM106 161H107V163H106ZM128 161V162H127ZM131 162V164H130V162ZM139 161V162H138ZM143 162V164H142V162ZM155 161H156V163H155ZM161 161H162V163H164V164H161ZM198 161V162H197ZM207 161V162H206ZM213 161V162H212ZM220 161H221V163H220ZM241 161V162H240ZM253 161V162H252ZM37 162V163H36ZM40 162V163H39ZM48 163V165L47 164H45V163ZM52 162V163H51ZM55 162V163H54ZM74 162V163H73ZM82 162L86 165H84V164H82ZM97 164H96V163ZM126 162V163H125ZM159 162V163H158ZM166 162V163H165ZM197 162V163H196ZM223 162V163H222ZM247 162V163H246ZM260 162V163H259ZM32 164V165H30V167H29V164ZM35 163V164H34ZM38 163H39V165L40 164H42V165H38ZM81 164L80 166L78 165V164ZM95 163V164H94ZM110 165H109V164ZM118 163H122V164H120V168L121 169H119V164ZM128 163L130 164V165H128ZM135 163V164H134ZM138 163H139V165L141 166V168H139L140 166H137L138 165ZM167 163L169 164V166L167 165ZM175 163V164H174ZM210 165H209V164ZM213 163H214V165H213ZM239 163H241V164H239ZM252 163H253V165H252ZM257 163V164H256ZM4 164V165H3ZM37 164V165H36ZM55 166H54V165ZM56 164H57V166H56ZM75 164H76V166H75ZM112 164V165H111ZM117 164V165H116ZM133 164V165H132ZM137 164V165H136ZM149 164H150V166H149ZM160 164H161V166H160ZM185 164V165H184ZM194 164V165H193ZM226 164V165H225ZM231 164V165H230ZM233 164H237V166H234ZM240 166H239V165ZM263 165V166H260V165ZM35 165V166H34ZM44 165H46V166H44ZM50 165V166H49ZM51 165H52V167H51ZM74 165V166H73ZM82 165H84V166H82ZM91 166V167H89L88 168V166ZM92 165H93V167L95 166V165H98V166H96V167H94L93 169H92ZM122 165V166H121ZM126 165V166H125ZM127 165H128V168H127ZM132 165V166H131ZM134 165H136V167L138 168V169H136L135 167H133ZM155 165V166H154ZM173 165V166H172ZM176 167H178V168H176ZM192 166V167H189V166ZM220 165H222V167H220ZM250 165H252V167L250 166ZM3 166V167H2ZM8 166V167H7ZM10 166V167H9ZM48 166V167H47ZM72 166V167H71ZM123 166H124V168L125 169H122L123 168ZM131 166V167H130ZM142 166H143V168H142ZM148 166L149 167H151V166H153V167H151V168H149L148 169ZM157 166V167H156ZM160 166V167H159ZM168 166V167H167ZM179 166H180V168L181 169H179ZM182 166H185V167H182ZM187 166V167H186ZM197 166H199V167H197ZM203 166H204V168H203ZM206 166V167H205ZM209 166V167H208ZM230 166H232V167H229ZM250 166V167H249ZM255 166H258V167H255ZM6 167V168H5ZM32 167V168H31ZM37 167V168H36ZM42 167H44V168H42ZM69 167V168H68ZM75 167V169L73 170V168ZM86 167V168H85ZM99 167V168H98ZM117 167V168H116ZM154 167H156V168H154ZM162 167V168H161ZM172 167H175L176 169H172ZM213 167H215V168H217V169H213ZM220 167V168H219ZM254 167H255V170H254ZM3 168V169H2ZM5 168V169H4ZM34 168H36V169H34ZM97 168V169H96ZM104 168H106V169H104ZM136 169V171L135 172H139L138 173V175H137V173H136V175H134V170ZM152 168H154V169H152ZM168 168H169V170H168ZM191 168V170H189L188 172H187V170L188 169H190ZM206 168V169H205ZM222 168H224L225 169V173H223V170H222ZM237 168V169H236ZM243 170H242V169ZM259 168H260V170H259ZM16 169H20L21 170V172H22V176H23V178H24V181L22 182L21 181V179H20V176H19V174H21L20 173V170L18 171V170H16ZM30 169L33 171V169L35 170L34 171V173L32 172V171H30ZM38 169V170H37ZM41 169V170H40ZM66 169H68L67 170V172L69 173V176H67V174L68 173H66ZM87 169H89V170H87ZM114 169H115V171H114ZM116 169H117V171H116ZM129 169H130V171L132 170V172H125L126 174H124L122 171L123 170H126V171H129ZM141 169H143V170H141ZM156 169V170H155ZM183 169H185L184 170V172L182 171ZM195 169H197V170H195ZM213 170L212 172H210L211 170ZM229 169V170H228ZM242 170V172L240 171V170ZM16 170V171H15ZM27 170V171H26ZM55 170H57L56 171V173H60V174H58V175H56V173L54 172ZM77 170V171H76ZM93 171V173L91 172V171ZM94 170H95V172H94ZM98 172H97V171ZM107 171V173H106V171ZM122 170V171H121ZM159 170V171H158ZM167 170V171H166ZM172 170V171H171ZM177 170V171H176ZM209 172H207V171ZM218 170V171H217ZM8 171V172H7ZM15 173H14V172ZM23 171H26V172H24L23 173ZM79 171V172H78ZM102 171V172H101ZM114 171V172H113ZM119 171H120V173H119ZM198 171H205V174L207 175V176H205V174L203 173V172H198ZM243 171H244V175H243ZM256 171V172H255ZM263 171V172H262ZM9 172H11V174L12 175H10V173ZM29 174H28V173ZM52 174H51V173ZM62 172V173H61ZM77 172V173H76ZM97 172V173H96ZM105 172V173H104ZM117 172V173H116ZM153 172H155V173H153ZM168 172V173H167ZM175 172V173H174ZM179 172H181V173H179ZM185 172H187V173H185ZM199 173L200 174V176H196L195 175V173ZM15 175H14V174ZM31 173V174H30ZM41 173V174H40ZM49 174L48 175V177H47V175H46V177H45V175L44 174ZM71 173V174H70ZM76 173V174H75ZM120 175H119V174ZM127 173H129V174H127ZM132 173V174H131ZM143 173L145 174L144 176H146L145 178L143 177ZM150 173H152V175L150 174ZM191 173H193V174H191ZM198 173H197V175H198ZM214 174V176L215 177H217V176H219L220 178H219V180L217 179V178H215L214 176H212L213 178H209V176H211L212 174ZM252 173V174H251ZM17 174V175H16ZM24 174V175H23ZM43 175V176H41V178H40V182L39 181H36V180H38V178L40 177V175ZM55 175V177H54V175ZM64 174V179H62L63 177H62V175ZM99 174V175H98ZM105 174H108L107 176L108 177H110V179L111 180H109V178L108 177H105L106 175ZM118 174V176L117 177H119V181L117 180L118 178L116 177V175ZM124 174V175H123ZM158 176H160V177H158ZM188 176H187V175ZM210 174V175H209ZM220 174V175H219ZM235 174V176H233ZM248 174V175H247ZM254 174H257V175H254ZM4 175H6L5 177H8L7 179L4 177ZM8 175H10V176H12V177H9ZM61 175V176H60ZM78 175V176H77ZM80 175V176H79ZM97 175L100 177H97ZM105 175V176H104ZM193 175V176H192ZM225 175V176H224ZM231 175L233 176V178L231 177ZM1 176H2V178H1ZM13 176H14V178L16 177L17 178V180H15L14 178H13ZM19 176V177H18ZM27 176H31L32 178H34V179H32L31 177L30 178H28ZM39 176V177H38ZM58 176V177H57ZM67 176V177H66ZM86 178H85V177ZM133 176V177H132ZM135 176V177H134ZM237 176H241L242 178H245V179H242L244 182H242V181H240V179H239V177L237 178ZM244 176V177H243ZM249 176V177H248ZM252 176V178H256V179H258V180H260L261 179V181H258V180H254V179H252V178H250ZM27 177V178H26ZM60 177H62V178H60ZM73 177V178H72ZM124 177V178H123ZM132 177V178H131ZM149 177H150V179H149ZM154 177V178H153ZM157 177V178H156ZM168 177V178H167ZM180 177V178H179ZM194 177H196L195 179H194ZM229 177H231V178H229ZM22 178V177H21ZM23 178H22V180H23ZM26 178V179H25ZM46 180H45V179ZM57 178H60V179H57ZM65 178H67V179H65ZM76 178V179H75ZM79 178H81V179H79ZM98 178L100 179V180H98ZM106 178V179H105ZM134 178V179H133ZM136 178V179H135ZM193 178V179H192ZM202 178V179H201ZM225 178V179H224ZM229 178V179H228ZM249 178V179H248ZM4 179V180H3ZM19 179V180H18ZM28 179H30V180H28ZM42 179V180H41ZM43 179H44V181H43ZM98 180V181H96V180ZM103 179V180H102ZM112 179H113V181H112ZM145 179H148V180H145ZM159 179H160V181H159ZM163 179H165V180H163ZM206 179V180H205ZM213 179V180H212ZM231 179V180H230ZM237 179V180H236ZM247 179V180H246ZM252 179V180H251ZM12 180V181H11ZM25 180H28V182H30L31 180H34V181H32V182H30V183H25V185H24V182H25ZM78 180V181H77ZM82 180V181H81ZM105 181L106 182V184H105V182H102V181ZM123 182H122V181ZM149 180H150V182H149ZM156 180L158 181V182H156ZM180 180H182V181H180ZM216 180V181H215ZM219 182H218V181ZM234 180V181H233ZM236 180V181H235ZM19 181H21V182H19ZM45 182V184H46V186H45V184L43 185V183H41V182ZM50 181V182H49ZM60 181H64L63 182V184H64V187H68V190H67V187L66 188H64L63 187V189L61 188L62 186H63V184H62V182H60ZM66 181H68L67 183H66ZM71 183H70V182ZM90 181H92L91 183H90ZM93 181H95V183L93 182ZM100 181L103 183V189H101L102 187V184L100 183ZM112 181V182H111ZM134 181V182H133ZM136 181H138V182H136ZM142 181V182H141ZM154 181V182H153ZM233 181V183H231ZM240 181V182H239ZM251 181H253V183H251ZM255 181V182H254ZM18 182V183H17ZM41 183V186H40V184L39 183ZM58 182H60V184L58 183ZM79 182H81V183H79ZM88 184H87V183ZM119 182V183H118ZM146 182V183H145ZM161 182V183H160ZM168 182V183H167ZM194 184H193V183ZM202 182V183H201ZM225 182V183H224ZM236 182H238V184H239V186L237 185V183ZM19 183H22L21 185L19 184ZM34 183H36V186H35V184ZM38 183V184H37ZM50 183V184H49ZM56 183L58 184V185H56ZM70 183V184H69ZM75 183V184H74ZM78 183V184H77ZM85 183V184H84ZM90 183V184H89ZM95 184L94 186H93V184ZM112 183V184H111ZM118 183V184H117ZM123 183V184H122ZM135 183V184H134ZM140 183V184H139ZM197 183V184H196ZM200 183V184H199ZM204 183V184H203ZM218 186H216L215 187V184ZM222 183V184H221ZM229 183H231V185L233 184V186L231 187V185L229 184ZM236 183V185H234ZM3 184V185H2ZM19 184V185H18ZM27 184L29 185H31V187L30 188H32V189H30L29 188V186H27ZM32 184H34V188H36V187H38V188H36L35 190H36V192H35V190H34V188H33V185ZM47 184H48V186H47ZM62 184V185H61ZM67 184V185H66ZM74 184V187L73 188H71L72 187V185ZM80 184H81V186H82V184L84 185V186H80ZM99 184H101V186H97V185ZM116 184V185H115ZM121 184V185H120ZM126 184V185H125ZM170 184H171V186H170ZM193 184V185H192ZM206 184V185H205ZM224 184V185H223ZM229 184V185H228ZM246 186H245V185ZM249 184V185H248ZM17 185L20 187H17ZM39 185V186H38ZM54 187H53V186ZM69 185V186H68ZM86 185V186H85ZM89 185H91V186H93V187H89ZM104 185H106L105 187H104ZM113 185H114V187H113ZM120 185V186H119ZM140 185V186H139ZM148 185V186H147ZM156 185V186H155ZM168 185V186H167ZM200 185V186H199ZM213 185V186H212ZM219 185H220V188H219ZM247 185H248V187H247ZM45 188H44V187ZM53 188H52V187ZM56 186V187H55ZM57 186H59L58 188H57ZM61 186V187H60ZM78 186H80L79 188H81L80 189V191H79V188H78ZM108 186V187H107ZM135 188H134V187ZM154 186H155V188H154ZM165 186V187H164ZM166 186H167V188H166ZM175 186V187H174ZM222 186V187H221ZM223 186H224V188H223ZM242 186H244V188L242 189L241 187ZM47 187H49L48 188V190L46 189ZM88 187V188H87ZM99 188V190H97L98 188ZM101 187V188H100ZM116 187V188H115ZM130 187V188H129ZM162 188V189H160V188ZM191 187V188H190ZM214 187V188H213ZM229 187H231V188H229ZM238 187L240 188V190H239V192H238ZM247 187V188H246ZM261 187V188H260ZM6 188L8 189V190H6ZM24 188H26L27 190H29V191H26V190H24ZM39 188H42V189H39ZM57 188V189H56ZM59 188H61V190H58ZM70 188V189H69ZM77 188V189H76ZM83 188V189H82ZM84 188H87L88 189V191H86V189H84ZM119 188H121V190H119ZM130 189V191H129V189ZM133 188V189H132ZM154 188V189H153ZM159 188V190H157ZM184 188V189H183ZM197 188V189H196ZM208 188V189H207ZM219 188V189H218ZM225 188H227V190L225 189ZM258 188H260L259 189V191H258ZM20 189H22V190H20ZM53 189H55L56 191H53ZM76 189V190H75ZM89 189H92V190H89ZM100 189H101V191L102 192H99L100 191ZM107 189V190H106ZM111 189H113V190H111ZM125 189V190H124ZM127 189V190H126ZM135 189H137L138 191H139V193L140 194H138V191L137 190H135ZM147 189V190H146ZM152 189V190H151ZM165 191H164V190ZM249 189H250V191H249ZM257 189V190H256ZM14 191V193H13V191ZM24 190V191H23ZM74 192H78V196L74 193V195H73V191ZM93 190H95V192H93ZM116 190H117V192H116ZM134 191V193H133V191ZM163 190V192H161ZM167 190V191H166ZM209 192H208V191ZM222 190V191H221ZM243 192H242V191ZM245 190V191H244ZM251 190H252V192H251ZM260 190H262V192L260 191ZM27 193H26V192ZM33 191V192H32ZM47 191V192H46ZM67 193H66V192ZM72 191V192H71ZM104 191V192H103ZM110 193H109V192ZM125 191V192H124ZM126 191H128V192H126ZM132 191V192H131ZM136 191V192H135ZM146 191V192H145ZM152 191H154L155 192V194H154V192H152ZM159 191V192H158ZM187 191H188V193H189V195H188V193H187ZM191 193H193V192H195V193H193V195L192 194H190V192ZM217 191V192H216ZM237 191V192H236ZM254 191V192H253ZM11 192V193H10ZM25 192V193H24ZM30 192V193H29ZM39 192H42V193H39ZM64 192V193H63ZM71 192V193H70ZM82 192V194L84 195H81L80 193ZM98 192V193H97ZM119 192H120V194H121V192H122V195L123 194H125V197H123L122 195H120L119 194ZM124 192V193H123ZM130 192H131V194H130ZM151 192V193H150ZM165 192H167L166 194H165ZM198 192V193H197ZM201 192V193H200ZM219 192V193H218ZM221 192V193H220ZM222 192H223V194H222ZM234 192V193H233ZM242 192V193H241ZM259 192V193H258ZM263 194V195H261L259 198H258V196L259 195H257V194H261V193ZM0 193V194H1ZM8 193V194H7ZM33 193H35V195L33 194ZM49 193V194H48ZM87 193H90V194H88L87 195ZM94 194L93 196L91 195V194ZM96 193L99 195H96ZM100 193V194H99ZM104 193V194H103ZM109 194V195H107V197L105 196L106 194ZM113 195H112V194ZM115 193V194H114ZM116 193H118V195H119V197H118V195L116 194ZM133 193V194H132ZM149 193L150 194H153V195H149ZM158 193V194H157ZM202 193H203V197H198V196H201L202 195ZM205 193V194H204ZM226 193V194H225ZM229 193V194H228ZM248 193H250V195L248 194ZM254 195H253V194ZM29 194H32V196L31 195H29ZM59 194V195H58ZM61 194H63V195H61ZM102 194V195H101ZM112 196H111V195ZM131 196H130V195ZM165 194V195H164ZM176 195L175 197H174V195ZM197 194V196H195ZM200 194V195H199ZM236 194V195H235ZM10 195H13V196H10ZM38 195H40V196H38ZM80 195V196H79ZM90 195L92 196L91 198H90ZM115 195V196H114ZM139 195V197H138V199H140L141 198V196H142V198L138 201L137 200V196ZM190 195H192V197H190ZM204 195L206 196V197H204ZM218 195V196H217ZM227 195V196H226ZM255 195H257V196H255ZM4 196V197H3ZM8 196V197H7ZM30 196V198H28ZM38 196V197H37ZM87 196H89V198L87 197ZM96 197V199L98 198V197H100V200H98L97 199V201H100V202H95V200L96 199H94L95 197ZM109 196H111V197H109ZM120 196H122V198L120 197ZM127 196H129V198L127 197ZM133 196V197H132ZM147 196H148V198H147ZM159 196H161V198H162V200H160L161 198H159ZM167 196V197H166ZM171 196L173 197V199L171 198ZM180 196H182V197H180ZM209 196V197H208ZM211 196H212V198H211ZM224 196V197H223ZM246 196V197H245ZM34 197V198H33ZM43 197H44V199H46V198H48L47 200H44L43 199ZM65 199H64V198ZM113 197V198H112ZM121 198V199H118V198ZM185 197V198H184ZM197 197V198H196ZM208 197V199H206ZM244 197V198H243ZM254 197V198H253ZM25 200H23V199ZM25 198H27V199H29L28 201H27V199H25ZM58 198V199H57ZM104 198H106L105 200H104ZM108 198H110V199H108ZM112 198V199H111ZM118 200H117V199ZM131 198V199H130ZM133 198H135L136 200H137V202L135 203L133 200H135V199H133ZM145 198V199H144ZM165 198H166V200H165ZM204 198V199H203ZM228 198V199H227ZM19 199H21V200H19ZM33 199V200H32ZM36 199H38V200H41L42 201V204L43 205H45V203H46V206H47V208L45 207V206H42V205H40L41 204V201L39 202L38 200L36 201ZM49 199H50V202H49ZM62 199H64V201L62 200ZM108 199V200H107ZM123 199H124V202H123ZM133 199V200H132ZM142 199H143V202L145 201V204H142L143 202H142ZM180 199H182V200H180ZM189 199H191V200H189ZM192 199H194V201L192 200ZM203 199V200H202ZM250 199V200H249ZM16 202H15V201ZM72 200H74V201H72ZM95 202L94 203V205L96 204V206H93V202ZM102 200V201H101ZM112 200V201H111ZM114 200V201H113ZM126 200V201H125ZM130 200H132L133 202L131 203L130 202ZM171 202H170V201ZM185 200V201H184ZM187 200V201H186ZM200 200H201V202H200ZM222 200V201H221ZM240 200V201H239ZM260 200V201H259ZM5 201H7V202H5ZM14 201V202H13ZM34 201L36 202V203H34ZM45 203H44V202ZM55 201V202H54ZM88 201V202H87ZM90 201H91V203H90ZM105 201H107L106 203H105ZM116 201V202H115ZM119 201V202H118ZM120 201L121 202H123V203H120ZM148 201V202H147ZM186 203H184V202ZM191 203H190V202ZM236 201V202H235ZM245 201V202H244ZM256 202V204H257V202H258V205H256L255 204V202ZM29 202V203H28ZM30 202H33V203H30ZM39 202V203H38ZM47 202H48V205H47ZM51 202H53V203H51ZM69 202V203H68ZM73 204L74 202H77V203H74L73 204V206L71 205V203ZM103 202V203H102ZM125 202H127V203H125ZM138 202L139 203H141L140 205L138 204ZM150 202V203H149ZM153 202H154V204H153ZM156 202V203H155ZM158 202H159V204H158ZM193 202V203H192ZM196 202H198L197 204H196ZM200 202V203H199ZM229 202V203H228ZM230 202H232V203H230ZM241 202V203H240ZM251 202V203H250ZM261 202V203H260ZM4 204L3 206H1L2 204ZM16 203V204H15ZM55 203V204H54ZM67 203H68V205H67ZM84 203V204H83ZM119 203H120V205H119ZM127 205H125V204ZM135 203V204H134ZM184 203V204H183ZM220 203V204H219ZM235 203V204H234ZM250 203V204H249ZM255 205H254V204ZM37 205L38 204V206L36 207H34L33 205ZM64 204H65V206H70V208L69 207H67L66 208V210L67 211H70L69 213L65 210V206H64ZM75 204H78V206H76ZM81 204V205H80ZM84 205V207H83V205ZM92 204V205H91ZM98 204V205H97ZM99 204H101V205H99ZM102 204H103V206H102ZM112 204V205H111ZM122 204V205H121ZM131 206H130V205ZM155 204H157V205H155ZM192 204V205H191ZM194 204V205H193ZM200 204V205H199ZM211 204V205H210ZM217 204V205H216ZM228 204V205H227ZM233 204V205H232ZM243 204H245V206L243 205ZM260 204V205H259ZM262 204V205H261ZM17 206V208H16V206ZM54 207H53V206ZM107 205V206H106ZM111 205V206H110ZM117 205V206H116ZM123 205H125V207H123ZM139 205V206H138ZM145 205V206H144ZM159 205V206H158ZM165 205V206H164ZM177 205L179 206V210H178V212H177V209H178V207H177ZM189 206V207H187V206ZM191 205V206H190ZM210 205V206H209ZM227 205V206H226ZM242 205V206H241ZM22 206V207H21ZM33 206V207H32ZM51 206V207H50ZM63 206V207H62ZM82 206V207H81ZM106 206V207H105ZM109 206V207H108ZM113 206L116 208V211H115V208H113ZM141 206V207H140ZM183 206V207H182ZM201 206V207H200ZM218 206V207H217ZM246 206H247V209H246ZM260 206V207H259ZM2 207V208H1ZM12 207V208H11ZM18 207L20 208L19 210H18ZM23 207H25L24 209H23ZM42 207H45L44 209H42V211H41V208ZM76 207H77V209H76ZM100 207H101V209H100ZM104 207V209H105V212L104 211H102V208ZM107 207L110 209H107ZM111 207V208H110ZM117 207H119V208H117ZM130 207V208H129ZM146 207V208H145ZM161 207V208H160ZM162 207H164V209H162ZM204 207V208H203ZM215 207V208H214ZM217 207V208H216ZM242 207H243V210H242ZM259 207V208H258ZM7 208V209H6ZM9 208H11V209H9ZM15 208V209H14ZM21 208H22V210L24 211V212H22V210H21ZM27 208H29V210L27 209ZM35 208V210H33V209ZM49 208V209H48ZM51 208V209H50ZM72 208V209H71ZM125 208V209H124ZM127 208H129V210L127 209ZM137 208H138V210H137ZM144 208V209H143ZM151 208V209H150ZM158 208V209H157ZM219 208V209H218ZM222 208V209H221ZM228 208V209H227ZM263 208V209H262ZM5 209V210H4ZM17 209V210H16ZM39 209H40V211L42 212L41 214H40V211H39ZM55 209V211H51V210H54ZM64 209V210H63ZM71 209V210H70ZM212 209H213V211H212ZM232 209V210H231ZM249 209H251L250 211H249ZM254 209H256L257 210V212H255L256 210H254ZM9 210H11V211H9ZM13 210H14V214H15V216H14V214L12 213L13 212ZM27 210V211H26ZM47 210V211H46ZM59 212H58V211ZM79 210V211H78ZM86 210V211H85ZM108 210V211H107ZM154 212H153V211ZM156 210V211H155ZM160 210V211H159ZM164 211V213H163V211ZM172 211V212H170L169 213V211ZM182 210V211H181ZM185 210V211H184ZM192 211V212H190V211ZM199 210V211H198ZM228 210H230V211H228ZM261 210V211H260ZM8 211V212H7ZM39 213H38V212ZM43 211H45V212H43ZM50 213H49V212ZM85 211V213H87L88 212V214L90 215H88V214H85V213H83ZM92 211V212H91ZM107 211V212H106ZM112 211L113 212H115L114 214L112 213ZM122 211L124 212L123 214H122ZM177 213H176V212ZM187 211H189V213L190 214H188V212ZM211 211V212H210ZM219 211V212H218ZM236 211V212H235ZM4 212H6V215L4 214ZM11 212V213H10ZM21 212V213H20ZM35 212V213H34ZM39 214V217L37 216L38 214ZM48 213V215H47V213ZM56 212H58V213H56ZM68 213V214H70L71 215V213H72V215H71V218L73 217V215H74V217L73 218H77V221H75V219H70V215H68V214H64V213ZM79 212H82V214H81V217L83 218L82 220L80 219L81 217L79 216L80 214H79ZM110 212V213H109ZM120 212V213H119ZM140 212V213H139ZM157 212V213H156ZM158 212H159V214H158ZM160 212H162V213H160ZM175 212V213H174ZM180 212H182L184 215H182V213H180ZM187 212V213H186ZM202 212H204V213H202ZM218 212V214H216ZM243 212V213H242ZM248 212H249V216L251 217V221L252 220H254V222L252 223L250 220H247L244 224H245V227H243L242 229H241V227L240 228H238L239 226L238 225H240V223L238 222H235V221H238V219H240L241 217H243V216H245V215H247L248 214ZM8 213V214H7ZM30 213L32 214V216L30 215ZM51 213H52V215H51ZM106 213V214H105ZM118 213V214H117ZM130 213V214H129ZM152 213H155V214H152ZM173 213V215H171ZM179 213V214H178ZM185 213L187 214L186 216H185ZM211 213L212 214H216V215H218V216H216V215H214V216H216V217H214L213 215H211ZM228 213V214H227ZM230 213V214H229ZM239 214V216H238V214ZM260 213V214H259ZM13 214V215H12ZM17 214V215H16ZM18 214H19V216H21L22 217V219H21V217H19L18 216ZM34 214H37L36 216H34ZM59 215L58 216V218H57V216L56 215ZM63 214H64V216H63ZM75 214H76V216H75ZM93 214V215H92ZM114 216H113V215ZM142 214V215H141ZM144 214V215H143ZM156 214L158 215V217L156 216ZM165 214V215H164ZM202 214V215H201ZM243 214V215H242ZM10 215V216H9ZM28 215H30L31 216V218H30V216H28ZM41 215V216H40ZM43 215H44V217L46 218V220H47V222H46V220L45 219H43L44 217H43ZM91 215H92V217H91ZM118 217L119 216V218H117L116 216ZM128 215V216H127ZM135 215H136V218H135ZM138 215V216H137ZM150 215V216H149ZM152 215H154L155 216V218H153L154 216H152ZM161 215H163L162 217H161ZM175 215V216H174ZM182 215V216H181ZM189 215V216H188ZM199 215V216H198ZM206 215H208V216H206ZM224 216V218H223V216ZM226 215V216H225ZM228 215V216H227ZM229 215H232V216H230L229 217ZM11 216H14L15 218H13L14 220H16V221H14L13 223H12V221H11V219H12V217ZM26 216V217H25ZM79 217V219L80 220H78V217ZM87 216V217H86ZM89 216V217H88ZM102 216H103V222H102ZM124 216V217H123ZM126 216L129 218V219H127L126 218ZM133 216V217H132ZM147 216V217H146ZM152 216V220L153 221H158L157 223L156 222H153L152 220H150L149 218ZM173 216V217H172ZM180 216H181V222H179V223H175V222H177V220H179L180 219ZM193 216V217H192ZM209 216H210V218H209ZM212 216V217H211ZM237 216V217H236ZM11 217V218H10ZM16 217H18L19 218V222L18 223H20V225H18V223L16 224V222L18 221L17 219H16ZM23 217H25V218H23ZM59 217H61V219L59 218ZM63 217H65V220H64V218ZM69 217V218H68ZM101 217V218H100ZM105 217H106V219H105ZM122 217V218H121ZM140 219H138V218ZM146 217V218H145ZM160 217V218H159ZM165 217L166 218H168L167 220H165ZM172 217V218H171ZM179 217V218H178ZM185 217V218H184ZM229 217V218H228ZM232 217H233V219H232ZM234 217H236V220H235V218ZM240 217V218H239ZM262 219V221L260 222L259 220H261L260 218ZM33 218V219H32ZM35 218H37L36 220H35ZM67 218V219H66ZM144 218H145V220H144ZM159 218V219H158ZM171 218V219H170ZM174 218H176V219H174ZM178 218V219H177ZM182 218H184V220H182ZM196 218V219H195ZM213 218V219H212ZM217 218H218V220H217ZM221 218V219H220ZM254 218V219H253ZM6 219L7 220H9L10 219V221H6ZM12 219V220H13ZM22 221H21V220ZM28 219L31 221L32 220V222H35L34 224L32 223H30V221L28 222ZM87 219H89L88 220V222L86 223V221H87ZM99 219H100V221H99ZM122 219H123V222H121L122 221ZM132 219V220H131ZM135 219V220H134ZM146 219H148L149 220V222H146V223H143V222H145V221H148V220H146ZM157 219V220H156ZM175 220V221H171V220ZM189 219H190V221H189ZM258 219V220H257ZM3 220V221H2ZM27 220V221H26ZM39 220H41V221H39ZM68 220V221H67ZM69 220H71V221H69ZM72 220H74L75 222H77L76 224L75 223H71V222H74V221H72ZM96 220V221H95ZM119 220H120V222L122 223H120L119 222ZM131 220L132 222H129V221ZM134 220V221H133ZM137 220V222H139V224H137V222L135 223V221ZM142 220H144V221H142ZM165 220L166 222H164L163 223V221ZM188 220V221H187ZM220 220V221H219ZM2 221V222H1ZM21 221V222H20ZM82 222V224L80 223V222ZM84 221V222H83ZM91 221H93V222H91ZM106 221H107V224H106ZM116 221L118 222V223H116ZM127 221V222H126ZM150 221H151V223L153 222V224H152V226L155 228H153V227H151L150 226ZM160 221V222H159ZM168 221H171L170 223L168 222ZM231 221V223H229ZM7 222L8 223H10L9 225L7 224ZM28 222V223H27ZM51 224H49V223ZM79 222V223H78ZM94 222H96V223H94ZM134 222V223H133ZM141 222V223H140ZM184 222V223H183ZM194 222V223H193ZM213 222H214V225H213ZM257 222V223H256ZM4 223H6L5 225L8 227V226H10L9 228H7L6 229V226H4L3 224ZM29 223H30V225H29ZM56 223V224H55ZM84 223V224H83ZM103 223V224H102ZM135 224V226H134V228H133V225ZM143 223V224H142ZM147 223H150V224H147ZM158 224L159 226H157L156 224ZM193 223V224H192ZM235 223V224H234ZM251 223V225H249ZM16 224V225H15ZM23 224V225H22ZM26 224H28V226L26 225ZM40 224V225H39ZM50 225V228L48 227L49 225ZM70 224H72V225H70ZM96 225V227H95V225ZM100 224V225H99ZM105 224V225H104ZM132 226H131V225ZM155 224V225H154ZM161 224H163V225H161ZM170 225L169 227L168 226H166V225ZM174 224V225H173ZM179 224V225H178ZM183 224H184V226H183ZM216 224V225H215ZM43 225H44V227H43ZM70 225V226H69ZM83 225V226H82ZM85 225V226H84ZM107 225V226H106ZM138 225V226H137ZM139 225H141V226H144V227H141V226H139ZM192 225V226H191ZM209 225H210V227H209ZM223 225V226H222ZM225 225V226H224ZM234 225V227H232V226ZM3 226L5 227L4 229H3ZM13 226H15V227H13ZM29 226H31V227H29ZM35 228H34V227ZM73 226V227H72ZM75 226V227H74ZM78 226V227H77ZM99 228H98V227ZM101 226V227H100ZM109 226V227H108ZM112 226L113 227H116V230H115V228H112ZM119 226V228H117ZM122 226H123V228H122ZM126 226H128V227H126ZM130 226L132 227V230H134V233L133 232H130V231H132L131 230V228H130ZM173 226V227H172ZM175 226V227H174ZM181 226V227H180ZM199 226V227H198ZM216 228H214V227ZM241 226V225H240ZM253 226V227H252ZM255 226V227H254ZM13 228L12 230L10 229V228ZM38 227H40V228H38ZM47 227V228H46ZM83 227V228H82ZM138 227V228H137ZM147 227V228H146ZM151 227V228H150ZM167 229H166V228ZM176 227H177V230H178V234H176L177 233V231H176ZM190 227V228H189ZM194 228V229H191V228ZM247 227V228H246ZM261 227H262V229L263 230H261ZM1 228V227H0ZM30 230V231H32V233H33V235H35V238L33 237V235H32V233L30 232V231H28V229ZM34 228V229H33ZM43 228V229H42ZM94 230H93V229ZM112 228V229H111ZM130 228V229H129ZM137 228V229H136ZM140 228H142V229H140ZM146 228V229H145ZM152 228H153V230H152ZM173 228H175V229H173ZM188 228H189V230H188ZM212 228V229H211ZM248 228H250V229H252V232H250L251 230L250 229H248ZM257 228H260L259 230L257 229ZM36 229H37V231H36ZM78 229V230H77ZM105 229V233H106V235H105V233L103 232V230ZM117 229H118V231H117ZM120 229V230H119ZM121 229H122V232H123V234H122V232H121ZM125 229V230H124ZM128 229H129V231H128ZM145 229V230H144ZM157 229H158V231H157ZM174 231H173V230ZM218 229V230H217ZM225 229V231H224V233H222L223 232V230ZM228 229V230H227ZM2 230V231H1ZM16 230V231H15ZM89 230V231H88ZM94 231V232H92V231ZM111 231V230H113V232L115 231V233L116 232H118V233H116V234H114L112 231L109 233L108 231ZM137 230V231H136ZM140 230V231H139ZM150 230H152V232L150 231V233H149V231ZM159 230H160V232H159ZM181 230V231H180ZM207 230V231H206ZM220 230V231H219ZM222 230V231H221ZM226 230H227V233H226ZM250 230V231H249ZM12 231V232H11ZM19 231V232H18ZM21 231V232H20ZM27 231H28V233H27ZM36 231V232H35ZM79 231V232H78ZM82 231H83V233H82ZM101 233H100V232ZM136 231V232H135ZM143 231V232H142ZM157 231V233H159V235L156 233L155 234V232ZM167 231V233H165V232ZM172 231V232H171ZM190 231H191V234H190ZM194 233H193V232ZM232 231V232H231ZM246 231V232H245ZM249 231V232H248ZM260 231V232H259ZM18 232V233H17ZM34 232L35 233H38V234H34ZM57 232V233H56ZM64 232H65V234H64ZM76 232H78V233H76ZM85 232V233H84ZM89 234H88V233ZM97 232V233H96ZM121 232V233H120ZM132 233V234H129V233ZM162 232V233H161ZM218 232V233H217ZM229 232V233H228ZM235 232V233H234ZM244 232V233H243ZM253 232H257V233H259V236L261 235V233H262V237L260 236L259 237V239L263 242V243H261V241H260V243H256L257 244V246H254L253 247V249L250 247L249 248V246H248V244H250V243H252V242H249L250 240H251V238H250V236L252 235V233ZM13 233H15L16 235H14L13 236ZM49 234L47 237H49V238H45L46 236H44L45 234ZM65 235H63V234ZM68 233V234H67ZM74 233V234H73ZM88 235H87V234ZM102 233H103V235H102ZM108 233V234H107ZM114 235H113V234ZM120 233V234H119ZM140 233H142V234H140ZM160 233H161V237L159 238L158 236H160ZM164 233V234H163ZM209 233V234H208ZM212 233V234H211ZM246 233V234H245ZM50 234H51V237H50ZM54 234V235H53ZM62 235V237H59L58 235ZM80 236H79V235ZM84 234H85V236L87 237H85L84 236ZM95 234H96V236L99 234V236H97V238L99 237V239H98V242L101 240V243H97V245H100L101 244V246H102V249L101 248H99L100 246H98L97 247V245L96 246H93V248H92V250H94V252L91 250V246L92 245H90V244H95L96 242H97V238L95 237ZM119 234V235H118ZM127 236H126V235ZM136 234V235H135ZM148 235V236H146V235ZM165 234H166V237H165ZM168 234V235H167ZM171 234V235H170ZM177 235V238H176V236L175 235ZM193 234V235H192ZM242 234H245V235H242ZM249 234H251L250 236H249ZM31 235V236H30ZM39 235H41V236H39ZM56 236L57 235V237H53V236ZM68 235V236H67ZM78 235V236H77ZM109 235L110 236H113V237H111V239H107V237L109 238ZM115 235H116V237H115ZM134 235V236H133ZM143 235V236H142ZM154 235V236H153ZM155 235H158V236H155ZM164 235V236H163ZM192 235V236H191ZM202 235H204V236H202ZM25 236V237H24ZM83 236V237H82ZM90 236V237H89ZM95 237L96 238V241L94 240L95 238H93V237ZM105 238H104V237ZM118 236V237H117ZM139 237L140 236V239L139 238H137V237ZM168 236V237H167ZM169 236H170V238H169ZM172 236V237H171ZM175 236V237H174ZM187 236H188V238H187ZM211 236V237H210ZM242 236V237H241ZM11 237V238H10ZM14 237V238H13ZM15 237H18L15 241H18V242H16L15 243V241L13 240V239H15ZM27 237V238H26ZM40 237V238H39ZM71 237V238H70ZM76 237V238H75ZM82 237V238H81ZM85 237V238H84ZM121 237V238H120ZM133 237H134V239H133ZM144 237V238H143ZM147 237H150V239L148 240L147 239ZM154 238V240H153V238ZM156 237V238H155ZM165 239H164V238ZM181 237V238H180ZM197 237V238H196ZM205 239H204V238ZM246 237V238H245ZM249 237V238H248ZM12 239V240H10V239ZM24 238L26 239L25 241H24ZM32 238V239H31ZM38 238V240L40 241V243L41 244H39V241H36V240H33V239H37ZM44 240H43V239ZM54 238H55V240H54ZM64 239L63 241H62V239ZM69 238V239H68ZM84 238V239H83ZM88 238H89V240H88ZM102 238V239H101ZM146 238V239H145ZM173 238V239H172ZM195 238V239H194ZM225 238V239H224ZM240 238V239H239ZM245 238V239H244ZM7 239V240H6ZM30 239V240H29ZM51 239V240H50ZM56 239H57V243L55 242L56 241ZM60 239V240H59ZM68 240V243H66L67 242V240ZM73 239V240H72ZM78 239V240H77ZM80 239V240H79ZM81 239H83V241H85V239H86V241H85V243H83V241L81 240ZM90 239H92L91 240V242H89L90 241ZM104 239H106V240H108V241H106V240H104ZM129 241L130 240V243H128V242H126L127 240ZM158 239H160V241H158ZM170 241H169V240ZM187 239V240H186ZM192 239V240H191ZM200 239V240H199ZM203 239V240H202ZM221 239V240H220ZM242 239V240H241ZM249 239V240H248ZM8 240H10L9 242H8ZM19 240H21V241H19ZM25 242V244L23 245L22 244V247L20 246L19 247V245H21V242H23V241ZM41 240H43L45 243H46V245L44 244V242H43V244L46 246H44L43 244H42V242H41ZM88 240V241H87ZM110 240H112V241H110ZM123 240V241H122ZM132 240V241H131ZM135 240H136V244L137 245H140L141 244V246H137L136 244H135ZM142 240H143V242H142ZM145 240H146V242H145ZM147 240H148V242H147ZM157 240V241H156ZM161 240H162V242H161ZM184 240H185V242H184ZM14 241V242H13ZM26 241L29 243H26ZM47 241V242H46ZM52 241V242H51ZM81 241V244L79 243ZM95 241V242H94ZM120 241H121V243H122V245H120L119 246V244H121L120 243ZM137 241H140V242H137ZM187 241H188V243H187ZM217 241V242H216ZM235 241V242H234ZM238 241V242H237ZM240 241H241V243H240ZM14 244H13V243ZM20 242V243H19ZM23 242V243H24ZM51 242V243H50ZM61 242V243H60ZM62 242H65V243H62ZM72 242V243H71ZM94 242V243H93ZM102 242H103V244L105 245H102ZM106 242V243H105ZM108 242H110V243H108ZM151 242V243H150ZM152 242H153V244H155V246L154 245H152ZM177 242V243H176ZM247 242H249V243H247ZM19 243V244H18ZM50 243V244H49ZM75 243V244H74ZM108 243V244H107ZM119 243V244H118ZM138 243H140V244H138ZM156 243H158V244H156ZM176 243V244H175ZM203 243V244H202ZM207 243V244H206ZM222 243H224V245H222ZM234 243V244H233ZM31 244H33L32 246H31ZM47 244L49 245V246H47ZM55 244L57 245V247L55 246ZM64 245V247H62L63 245ZM77 244L79 245V246H77ZM86 244V245H85ZM126 244H128V245H126ZM134 244V245H133ZM145 244H146V247H144L145 246ZM147 244H151V246L149 245L148 247H147ZM163 244V245H162ZM182 244V245H181ZM184 244H186V245H184ZM193 244V245H192ZM201 244V245H200ZM254 243H252V244H250V246H252ZM2 245V246H1ZM6 247H5V246ZM17 245V246H16ZM26 245V246H25ZM37 245V246H36ZM62 245V246H61ZM70 245H72V246H70ZM74 245V246H73ZM85 245V246H84ZM90 245V246H89ZM117 245H118V247H120L119 248V250H118V247H117ZM124 245H126V246H124ZM129 245H131L130 246V248L132 249V248H134V247H132V245L133 246H136V247H138V248H134L133 250H131L128 246ZM176 245H178V246H176ZM190 245H192V246H190ZM197 245H198V248L199 247H201L202 245H204V246H202L201 248H199V250H198V248H197ZM200 245V246H199ZM214 245H219V246H221V248L223 249V252L225 253V254H228V253H232V256L230 257V258H223V259H221V258H219V257H217V255H215V253L214 252H212L213 251V249H212V247L214 246ZM261 246V247H259V246ZM263 245V246H262ZM28 246V247H27ZM50 246H51V248H54V250H52L51 248H50ZM76 246V247H75ZM80 246H82V247H80ZM89 246V247H88ZM122 246V247H121ZM125 247V249H124V247ZM143 246V247H142ZM153 246V248H152V250H151V247ZM165 246V247H164ZM171 246V247H170ZM187 246V248H189L190 249V251H189V249H187V248H185ZM227 246V247H226ZM1 247L3 248V249H1ZM5 247V248H4ZM19 247V248H18ZM24 247V248H23ZM35 247H37V248H35ZM42 247V248H41ZM43 247H45L44 249V252H41V251H43V250H41V249H43ZM47 247H49V248H47ZM59 247V248H58ZM70 247H72V248H70ZM79 247L81 248V249H79ZM95 247H96V249H97V251H96V249H95ZM164 247V248H163ZM175 247H177L176 249H174ZM184 249H183V248ZM235 247H237V248H235ZM6 248H9V249H7L6 250ZM15 250V252H14V250ZM26 248V249H25ZM31 248H33L34 250V252L32 251V252H29L30 250H31ZM70 248V249H69ZM77 249V253H76V249ZM114 248H116V249H114ZM140 248V249H139ZM143 250H142V249ZM160 248H161V250H160ZM179 248V249H178ZM192 248H194V252L192 253ZM230 248H232V249H230ZM234 248L236 249V250H234ZM4 249H5V251L6 252H4V255H3V251H4ZM19 249H20V251H19ZM30 249V250H29ZM39 250V252L40 253H38V252H36L35 250ZM48 249V250H47ZM86 249V250H85ZM122 249V250H121ZM136 249H138V250H136ZM149 249V250H148ZM171 249V250H170ZM172 249H174V250H172ZM181 249H183V250H185L186 249V251L188 250L189 252H191V253H189V252H186V251H184V252H186V253H182L183 252V250H181ZM258 250L256 253H254L253 252V250ZM10 250V251H9ZM27 250V251H26ZM37 250V251H38ZM55 250H57V252H55L56 253V255H57V253H59L58 254V256H54L53 254H55L54 253V251ZM72 250L74 251V253H72ZM83 250V251H82ZM113 250V251H112ZM115 250H117L116 252H115ZM123 250L125 251V252H128V254L127 255H125V252L124 253H122L123 252ZM130 250H131V253H130ZM135 250V251H134ZM140 250V251H139ZM160 250V251H159ZM164 250V252H162ZM198 250V251H197ZM47 251H51L50 253L49 252H47ZM64 251V252H63ZM68 251V252H67ZM70 251H71V253H70ZM82 251V252H81ZM87 251V252H86ZM102 251V252H101ZM119 251H122V252H119ZM136 251H138L137 253V255H136ZM144 253H143V252ZM165 251H167V252H165ZM171 251V253H169ZM244 251V252H243ZM262 251V252H261ZM12 252V253H11ZM21 253V254H19V253ZM47 252V253H46ZM53 252V253H52ZM67 252V253H66ZM109 252V253H108ZM111 252V253H110ZM118 252V253H117ZM142 252V253H141ZM148 252H149V254H148ZM157 252H161L160 254L159 253H157ZM173 252V253H172ZM178 252H179V254H178ZM200 252V253H199ZM234 252V253H233ZM7 253V254H6ZM17 255H15V254ZM60 253H62V254H60ZM76 253V254H75ZM78 253H79V256L78 257H73L74 255L75 256H77L78 255ZM86 255V256H88V259H87V257H85L84 256V254ZM108 254V255H106V254ZM130 253V254H129ZM151 253V254H150ZM166 253V254H165ZM181 253L183 254L182 256H181ZM207 253V254H206ZM9 254H11L10 256H9ZM13 254L16 256H13ZM48 254V255H47ZM64 254V255H63ZM65 254H67V255H65ZM69 254H70V256H69ZM73 256H72V255ZM112 254V255H111ZM118 254V255H117ZM144 254V255H143ZM155 254H157V255H155ZM159 254V255H158ZM172 254H174L173 256H171V257H169L168 255H172ZM177 254V255H176ZM211 254V255H210ZM245 254H247V255H245ZM7 255V257H4V256H6ZM52 255V256H51ZM60 255H63V256H60ZM81 255V256H80ZM90 255V256H89ZM91 255H93V256H91ZM96 255V256H95ZM103 256V258H105V260L102 258V259H100L102 256ZM110 255V256H109ZM120 255H124V256H120ZM143 255V256H142ZM155 255V256H154ZM201 255V256H200ZM245 255V257H242V256H244ZM255 255V256H254ZM15 257V258H17V259H15V258H13V257ZM43 256V257H42ZM46 256V257H45ZM49 256V257H48ZM99 256H101V257H99ZM105 256V257H104ZM122 258V259H120L119 260V258L120 257ZM130 256V257H129ZM132 256V257H131ZM137 256V257H136ZM147 256H148V258H147ZM163 256H166V257H163ZM175 256V257H174ZM188 256V257H187ZM203 256V257H202ZM3 257H4V259H3ZM10 257H12V259L13 260H11V258ZM19 257H20V259H23L22 261L21 260H19ZM36 257V258H35ZM41 257V258H40ZM51 257L54 259V261L51 259ZM56 259H55V258ZM66 257H67V259H66ZM69 257V258H68ZM80 257H83L82 259L80 258ZM91 257V258H90ZM117 257H119V258H117ZM126 257V258H125ZM163 257V258H162ZM181 259H180V258ZM193 257V258H192ZM200 257H202L201 259H200ZM256 257V258H255ZM262 257V258H261ZM95 258V259H94ZM111 259V260H109V259ZM113 258V259H112ZM130 258V259H129ZM132 258H134L136 261H134V259H133V262H132ZM137 258V259H136ZM140 258V259H139ZM144 260H143V259ZM164 258H166L167 260H165ZM171 258V259H170ZM187 259V260H184V259ZM210 258H211V260H210ZM7 259V260H6ZM51 259V260H50ZM63 259H65V260H63ZM71 259H72V261H71ZM83 259H85V260H83ZM142 259V260H141ZM145 259H147V260H145ZM157 259V260H156ZM159 259V260H158ZM169 259V260H168ZM174 259V260H173ZM177 259V260H176ZM200 261H199V260ZM226 259V260H225ZM250 259V260H249ZM5 260V261H4ZM11 262H10V261ZM17 260V261H16ZM39 260V261H38ZM50 262H49V261ZM67 260V261H66ZM69 260H70V262H69ZM75 260H77V261H75ZM81 260V261H80ZM86 260H88L89 261V263H87L88 261H86ZM92 260V261H91ZM96 260V261H95ZM105 262H104V261ZM109 260V261H108ZM149 260V261H148ZM151 260V261H150ZM225 260V261H224ZM247 260H249V261H247ZM254 260V261H253ZM258 260V261H257ZM13 261V262H12ZM14 261H16L15 263H14ZM22 262V263H20V262ZM57 261V262H56ZM83 261H85L84 263H83ZM100 261H102V262H100ZM108 261V262H107ZM112 261V262H111ZM146 261H147V263H146ZM159 261V262H158ZM160 261H161V263H160ZM196 261H198V262H196ZM233 261V262H232ZM239 261V262H238ZM246 263H245V262ZM2 262V263H1ZM4 262V263H3ZM18 262V263H17ZM43 262V263H42ZM56 262V263H55ZM96 262V263H95ZM100 262V263H99ZM104 262V263H103ZM130 262H132V263H130ZM179 262V263H178ZM201 262V263H200ZM236 262V263H235ZM113 263V264H114ZM62 264V263H61ZM144 264V263H143Z\"/></svg>","mask_w":264,"mask_h":264},{"label":"bare ground","instance_id":"6f19581e","mask_svg":"<svg viewBox=\"0 0 264 264\" xmlns=\"http://www.w3.org/2000/svg\"><path fill=\"white\" fill-rule=\"evenodd\" d=\"M37 1V0H36ZM36 1H33V0H0V13H1V20H0V59H5L4 61H6L7 62V60H8V62L10 63H13V64H15V65H18V64H20V63H23V62H25L24 60L27 58L26 57V55L29 53V52H31V50H30V46L31 45H29L30 43H34L35 41H37V39L40 37L42 40L44 39V41H46V40H48L49 39V37H51V35L53 34H50L49 32H47L46 31V25L48 24V26H51L52 28H55L56 29V31L57 30H59V31H61L64 35H63V38H64V36H66V38L68 37V39H69V42H70V46L68 47V49L67 48H65L66 50H65V52H62V57H64V59H69V61L67 62V64H68V68L66 67L65 69H67L66 70V75H70V74H72V73H74L75 71H79L80 69H82V68H84L85 67V65H86V62L87 61H92V60H95V56L97 55V56H99L98 54H102V52H104L105 50H106V48H108L109 49V46H120V47H126V46H133L134 45V43H136L138 40H139V38H144V39H149V40H156V39H159L161 36H162V34H164L163 33V30L164 29H167L166 31H169V30H175V28L177 29H182L181 31H180V33H182L181 35H180V39H184L185 41H186V43L188 44V47L189 48H193V50H197V48H198V45H199V37H203V38H205L206 39V41H207V44H208V49H206V51L208 52V53H212V52H214L215 54H216V56H218V55H221V54H224V53H231V50H232V46L235 44V43H237V42H235V43H233V40L235 39V38H237V34H240V35H242L243 33H245V32H250V30L249 29H251V28H253L254 26H255V23L257 22H255L254 23V25H252L253 27H251V28H249L248 26L246 27L245 26V24H243V23H240L239 24V22L238 23H233L234 24V26H231L228 22H227V20H229V21H231V19H235V18H237V20L239 19V18H242L243 19V17L244 16H248V14H246L247 13V10L248 9H250V6H252V8L254 7L253 5L256 3V2H260L261 0H149V1H152V4H153V7H154V11H152L151 13H146V14H143L140 18H138V19H136L135 21H133V22H128L127 24H123V22H122V20H125L126 19V17L128 16V14H129V12H131V11H133V10H131V6H138L139 4H141V1H143V0H45L46 1V3H47V5L50 7V9H51V15L49 16H46V14H44L43 12H41L40 10H39V7H38V1L36 2ZM44 1V2H45ZM36 2V3H35ZM147 3V2H146ZM209 4V5H211L212 7H213V12H214V18H213V20H212V22H209V25H208V27H206V31H200L197 27H195V24L192 22V20H193V15H194V11L197 9L198 11L197 12H202L203 11V7H204V5L205 4ZM207 4H206V7H207ZM46 5V6H47ZM151 5V4H150ZM260 6H261V4H259ZM259 6V7H260ZM140 7V6H139ZM137 8V7H136ZM135 8V9H136ZM257 8V7H256ZM41 9V8H40ZM133 9V8H132ZM140 9V8H139ZM142 9V8H141ZM254 9V8H253ZM261 9V8H260ZM131 10V11H130ZM211 10V9H210ZM251 10V9H250ZM255 10L256 9H254V12H255ZM102 11H104L105 13H106V15H107V22L104 24V21H102V19H101V17H100V15L102 14L101 12ZM257 11V10H256ZM258 11H259V9H258ZM262 11V10H261ZM134 12V11H133ZM142 12V11H141ZM150 12V11H149ZM250 12V11H249ZM263 12V11H262ZM46 13V12H45ZM132 13V12H131ZM140 13V12H139ZM49 14V13H48ZM135 14H138V13H133L132 14V16H134ZM205 14V13H204ZM254 16H255V14L254 13H252ZM253 15H250V17L251 16H253ZM202 16V15H201ZM205 16H206V14H205ZM196 17H197V15H196ZM208 17V16H207ZM257 17H259V16H257ZM105 18V17H104ZM131 18V17H130ZM199 19H200V17H199ZM198 19V20H199ZM258 19V18H257ZM204 20V19H203ZM247 20V19H246ZM254 20V19H253ZM252 20V21H253ZM261 20V19H260ZM245 21V20H244ZM125 22V21H124ZM206 22V21H205ZM242 22H243V20H242ZM253 23V22H252ZM41 24H46L45 26H43V25H41ZM232 24V23H231ZM238 24V25H237ZM259 24V23H258ZM202 26V25H201ZM207 26V25H206ZM43 27H45V28H43ZM202 28V27H201ZM264 28V27H263ZM203 29V28H202ZM54 30V29H53ZM173 30V31H174ZM249 30V31H248ZM262 31V30H261ZM259 32H260V30H259ZM58 33H60V32H58ZM61 33V34H62ZM168 34V33H167ZM204 34V35H203ZM174 35V34H173ZM178 35V34H177ZM176 35V36H177ZM251 35V34H250ZM264 35V34H263ZM255 36V35H254ZM259 36H261L260 34H259ZM53 37H55V35L53 36ZM242 37V36H241ZM52 38V37H51ZM171 38H172V36H171ZM243 39H244V37H242ZM40 39V40H41ZM242 39V40H243ZM41 40V41H42ZM58 40V39H57ZM252 41L251 42H253V41H255V40H253V38L251 39ZM141 41H142V39H141ZM244 41V43H246L245 42V39L243 40ZM258 41V40H257ZM55 42V41H54ZM63 42V41H62ZM140 42V41H139ZM143 42V41H142ZM174 42V41H173ZM201 42V41H200ZM242 42V41H241ZM264 42V41H263ZM43 43V42H42ZM60 43V42H59ZM162 43H164V42H162ZM170 43V42H169ZM175 43V42H174ZM173 43V44H174ZM257 43H259V41L257 42ZM256 42H255V44L257 45V47H259L260 45H258ZM36 44V43H35ZM35 44H33L32 46H34V48L37 50L38 48L36 47V45ZM46 44V42L44 43V45ZM54 44V43H53ZM66 44V43H65ZM156 44V43H155ZM260 44V43H259ZM63 45V44H62ZM172 45V44H171ZM201 45V44H200ZM235 45H238V43L237 44H235ZM234 45V46H235ZM244 45V44H243ZM263 46H264V44H262ZM40 46V45H39ZM173 46V45H172ZM174 46L176 47V44H174ZM173 46V47H174ZM42 47V46H41ZM47 46H45V48H46ZM58 47V46H57ZM138 46H136L135 48H133L132 50L133 51H136V53H137V51L139 50L138 48H137ZM151 47V46H150ZM149 47V49H147L146 47H142V48H144V49H142L141 48V50H140V53H141V55H143L142 56V59H143V61H141V62H139L138 61V59H137V56H140L139 54H137V56L135 55V54H132L131 55V59H129L128 60V62L125 64V65H123L122 67H124V66H128L129 68H133L134 66H136V65H138V68H139V72H138V74L140 75L139 76V78H138V81H141V82H143V84H147V82H149L150 81V79L153 77V71H152V67L153 66H159V67H156V68H158L159 69V71H161L160 69L162 68V70H167L168 72H165V71H163L165 74H166V76H167V78H168V80H165V83H166V85L169 83V82H172V81H175V80H179L180 79V74H178V75H176V73H175V70H173L172 71V69L171 68H169V66H168V61L167 60H164L165 59V57H166V55H165V53L163 54V52H162V48H159L160 50H161V52H162V54L163 55H165V57L164 56H162V54H160V52L159 51H155L156 50V48H155V50H154V48L151 50L152 52L150 53L149 51H150V49L152 48H150ZM156 47V46H155ZM173 47H170V45H169V48H171L170 50H166V53L168 54H170V52L173 50ZM240 47V46H239ZM242 47H244V46H242ZM40 48V47H39ZM43 48V47H42ZM56 48V47H55ZM63 48V47H62ZM111 48H113V47H111ZM117 48V47H116ZM119 48V47H118ZM129 48H131V47H129ZM178 48V47H177ZM176 48V49H177ZM241 48V47H240ZM32 49H33V47H32ZM44 49V48H43ZM35 50V51H36ZM40 50V49H39ZM64 50V49H63ZM122 50V49H121ZM121 50H119V51H121ZM179 50V49H178ZM236 50H237V48H236ZM235 50V51H236ZM34 51V50H33ZM34 51V52H35ZM50 51V50H49ZM127 51V50H126ZM132 51V52H133ZM174 51V50H173ZM180 51V50H179ZM191 51V50H190ZM239 51V50H238ZM238 51H236V52H238ZM243 51H244V49H243ZM247 51V50H246ZM245 51V52H246ZM59 52V51H58ZM202 52V51H201ZM204 52V51H203ZM202 52V53H203ZM206 52V53H207ZM255 52V51H254ZM33 53V52H32ZM127 53V52H126ZM175 53V52H174ZM201 53V56H204L203 54ZM58 54V53H57ZM118 54V53H117ZM116 54V55H117ZM120 54V53H119ZM121 54H122V52H121ZM146 54H149V55H146ZM168 54V55H169ZM258 54V53H257ZM109 55V54H108ZM123 55V54H122ZM121 55V56H122ZM128 55V54H127ZM207 55V54H206ZM255 55V54H254ZM254 55H253V57H254ZM113 56V55H112ZM170 56V55H169ZM200 56V57H201ZM258 55H255V57H257ZM261 56V55H260ZM26 57V58H25ZM120 57V56H119ZM141 57V56H140ZM209 57H211V56H209ZM248 57H249V55H248ZM262 57V56H261ZM43 58V57H42ZM50 58V57H49ZM125 58V57H124ZM139 58V57H138ZM169 58V57H168ZM247 58V57H246ZM263 58L264 57H262V60H263ZM30 59H32L33 60V58L32 57H30ZM63 59V60H64ZM171 59H172V57H171ZM171 59H168V60H171ZM187 59H188V56H187ZM207 59V58H206ZM225 60V58H222V59H220V61H222V60ZM228 59V58H227ZM232 59V57L230 58V61H232L231 60ZM236 59V58H235ZM248 59V58H247ZM251 59V58H250ZM30 61V63L31 62H35V61ZM36 60H38V59H36ZM41 60V59H40ZM62 60V61H63ZM116 60V59H115ZM127 60V59H126ZM237 60V59H236ZM249 60V59H248ZM257 60V59H256ZM255 60V61H256ZM259 60H261V59H259ZM261 60V61H262ZM28 61H29V59H28ZM112 61V60H111ZM109 62V64H111L112 62ZM162 61H163V65H162ZM215 60H213V64L214 63H217V61L216 62H214ZM250 61V60H249ZM249 61H246V62H248V64H249ZM253 61V59H251V62ZM261 61H259V62H261ZM42 62V61H41ZM65 62V61H64ZM170 62V61H169ZM177 62H179V61H177ZM226 62H228V61H226ZM237 62H239L238 60H237ZM27 63V62H26ZM44 63V62H43ZM62 63V62H61ZM117 63V62H116ZM171 63V62H170ZM192 63H193V61H192ZM219 64H220V62H218ZM222 63V62H221ZM225 63V62H224ZM231 63H233L234 64V61H232ZM231 63H228V64H231ZM240 64H241V61L239 62ZM238 63V64H239ZM244 63V62H243ZM256 63V62H255ZM261 63H263V62H261ZM24 64V63H23ZM35 64V63H34ZM64 64V63H63ZM211 64V63H210ZM210 64H209V66H210ZM223 64V63H222ZM221 64V65H222ZM253 64V63H252ZM12 65V64H11ZM26 65V64H25ZM24 65V66H25ZM33 65V64H32ZM37 65H38V62H37ZM48 65V64H47ZM96 65V64H95ZM114 65V64H113ZM116 65V64H115ZM199 65V64H198ZM203 65H204V63H203ZM208 65V64H207ZM216 65V64H215ZM235 65H237V64H235ZM242 65V64H241ZM247 65V64H246ZM1 66V65H0ZM33 66H35V65H33ZM65 66V65H64ZM91 66V65H90ZM102 66H103V64H102ZM233 66V65H232ZM240 66V65H239ZM2 67V66H1ZM0 67V119L2 118L1 116H3L4 114H6V110H8V109H6L5 110V108H4V106L3 105H5L6 104V102H7V100H8V95H9V93H10V97H11V94H13L12 92H9V90L8 89H6V91L8 90V92L9 93H7L5 90H3L2 88L6 85V83H11V84H14V86L16 87H19V85H22V86H25V85H27V83H28V81H30V78H27V76L26 75H24V74H21V75H19V76H17V77H15V78H13V77H11L10 78V76L8 77V76H6L7 74L5 73H3V71L2 70H4L5 71V69H2ZM18 67H19V65H18ZM17 67V69L19 70V68ZM37 67V66H36ZM38 67H39V65H38ZM42 67V66H41ZM97 67H99V66H97ZM113 67H115V66H113ZM172 67V66H171ZM198 67V66H197ZM217 67V66H216ZM228 67V66H227ZM238 67V66H237ZM241 67V66H240ZM245 67V66H244ZM250 67V66H249ZM249 67H247L248 69H249ZM257 67V66H256ZM4 68V67H3ZM13 68V67H12ZM26 68V67H25ZM101 68H104V67H101ZM173 68H175L176 69V71L179 69V68H177L176 67V65H175V67H173ZM182 68V67H181ZM213 68V67H212ZM215 68V67H214ZM233 68H236L235 66L233 67ZM21 69V68H20ZM27 69V68H26ZM85 69V68H84ZM106 69V68H105ZM111 69H113L112 68V64H111ZM110 69V70H111ZM118 70H119V68H117ZM122 69V68H121ZM134 69V68H133ZM204 69V68H203ZM217 70H218V68H216ZM220 69V68H219ZM23 70V69H22ZM39 70H41V68H39ZM44 70V69H43ZM45 70H47V69H45ZM44 70V71H45ZM110 70H109V76H110V74H112V72H114V70L113 71H111V73H110ZM129 70V69H128ZM183 70V69H182ZM181 70V71H182ZM188 70V69H187ZM206 70H207V68H206ZM214 70V69H213ZM237 70V69H236ZM26 71V70H25ZM25 71H23V72H25ZM31 71V70H30ZM33 71H35L34 69H33ZM49 71V70H48ZM83 71V70H82ZM89 71V70H88ZM96 71V70H95ZM156 71V70H155ZM180 71V70H179ZM243 71H246V70H244L243 69ZM19 72H21V71H19ZM23 72H21V73H23ZM26 72H28V71H26ZM55 72V71H54ZM90 72V71H89ZM116 72H117V70H116ZM162 72V71H161ZM160 73V74H162V77H164L165 75H164V73ZM178 72V71H177ZM203 72H204V70H203ZM213 72V71H212ZM242 72V71H241ZM241 72H240V74H241ZM18 73V72H17ZM38 73H40L39 71H38ZM76 73V72H75ZM82 73V72H81ZM80 72L78 73L79 74V76H80V74H81ZM107 73H108V71H107ZM120 73H122V72H120ZM126 75H127V73L126 72H124ZM132 73V72H131ZM157 73H158V71H157ZM182 73H183V71H182ZM209 73L210 74H212L210 71H209ZM219 73V72H218ZM248 73V72H247ZM257 73L258 72H256V75H257ZM20 74V73H19ZM50 74V73H49ZM83 74V73H82ZM82 74H81V76H82ZM102 74V73H101ZM119 74V73H118ZM125 74H124V76H125ZM129 74V73H128ZM194 74H196V73H194ZM227 76L229 77V75H231V79L233 80V83H234V85L235 84H244L245 83V81L244 80H241V79H239L238 77H237V75H235V74H233V73H231V72H229V71H227ZM251 74V73H250ZM253 74H255V73H253ZM53 75V74H52ZM51 75V76H52ZM65 75V74H64ZM92 75V74H91ZM105 75V74H104ZM114 74H112V77H115V76H113ZM130 75V74H129ZM131 75H133V74H131ZM158 75V74H157ZM164 75V76H163ZM247 75H249V73L247 74ZM255 75V76H256ZM76 76V75H75ZM80 76V77H81ZM93 76V75H92ZM91 76V77H92ZM123 76V77H124ZM156 76V75H155ZM161 76V75H160ZM194 76V75H193ZM264 76V75H263ZM69 77V76H68ZM79 77V78H80ZM88 77V76H87ZM120 77V76H119ZM161 77V78H162ZM221 77V76H220ZM251 77V76H250ZM259 77V76H258ZM43 78H44V76H43ZM57 78V77H56ZM84 78V77H83ZM90 78V77H89ZM94 78H96V77H94L93 76V79ZM108 78V77H107ZM131 77H129V79H130ZM136 78V79H137ZM185 78H186V75H185ZM189 78H191V77H189ZM212 78V77H211ZM255 78V77H254ZM261 78V77H260ZM259 78V79H260ZM263 78V77H262ZM47 79V78H46ZM58 79V78H57ZM69 79V78H68ZM67 79V80H68ZM75 80H77V78H74ZM99 79V78H98ZM109 79H113V78H109ZM108 79V80H109ZM126 79V78H125ZM158 79V78H157ZM193 79V78H192ZM206 79H208V77L206 78ZM213 79V78H212ZM251 79H252V77H251ZM49 80V79H48ZM59 80V79H58ZM66 79L65 80H60L59 82H61V81H65V82H63V84L64 83H66V81H67ZM94 80H96V79H94ZM93 80V81H94ZM100 80H102V78L100 79ZM114 80H119L118 79V77H115V79ZM113 80V81H114ZM124 80V79H123ZM122 80V81H123ZM188 80H190V79H188ZM202 80V79H201ZM56 82H57V80H55ZM74 81V80H73ZM79 81V80H78ZM86 81V80H85ZM116 81H114V82H116ZM120 82H121V80H119ZM126 81V80H125ZM125 81H123V82H125ZM127 81H128V75H127ZM182 81V80H181ZM181 81H180V83H181ZM185 81H186V79H185ZM211 81V80H210ZM219 81H221V79L219 80ZM43 82H46V81H43ZM53 82V81H52ZM59 82H58V84H59ZM76 82V81H75ZM82 82V81H81ZM91 82V81H90ZM109 82V81H108ZM140 82V83H141ZM156 82V81H155ZM159 82V84L160 83H162L163 82V79H161L160 81H158ZM179 82V81H178ZM178 82H177V84H178ZM190 82V81H189ZM218 82V81H217ZM228 82V81H227ZM48 83V82H47ZM49 83H51V81L49 82ZM77 83V82H76ZM111 83V82H110ZM109 83V84H110ZM175 83H176V81H175ZM215 83V82H214ZM45 84V83H44ZM81 84H83V83H81ZM88 84H90V83H88ZM96 84V83H95ZM112 84H114L115 85V83H113L112 82ZM110 85V87L112 86H114V85ZM119 84V83H118ZM126 84V86H127V84L128 83H125ZM153 84H156V83H153ZM211 84H212V82H211ZM219 84V83H218ZM217 84V85H218ZM225 84H227V83H225ZM224 84V85H225ZM2 85H4V86H2ZM55 85V84H54ZM75 85V84H74ZM78 85V88H79V84H77ZM86 85V82H85V84L84 85H82V86H85ZM170 85H171V83H170ZM181 85V84H180ZM193 85V84H192ZM216 85V86H217ZM21 86V87H22ZM30 86V85H29ZM36 86V85H35ZM37 86H38V84H37ZM72 86H73V84H72ZM93 86V85H92ZM100 86V85H99ZM105 86V85H104ZM108 86V85H107ZM119 86H121V83H120V85ZM150 86V85H149ZM179 85H177V87H178ZM183 86V85H182ZM191 86V85H190ZM189 86V87H190ZM254 86V85H253ZM252 86V87H253ZM26 87V86H25ZM40 86H38L37 88L40 90V88L42 87H40ZM47 87H48V85H47ZM65 87H66V85H65ZM64 87V88H65ZM69 87V86H68ZM86 87V86H85ZM102 87V86H101ZM112 87L110 88V89H112ZM117 86L115 85V87L114 88H116ZM129 87V86H128ZM138 87V86H137ZM164 87V86H163ZM168 87H169V85H168ZM167 87V88H168ZM180 87V86H179ZM215 87V86H214ZM213 87V88H214ZM221 87V86H220ZM223 87V86H222ZM221 87V88H222ZM225 87V86H224ZM233 86H231V88H232ZM245 87V86H244ZM258 87V86H257ZM35 88V87H34ZM55 88V87H54ZM75 88H77V86L75 87ZM83 88V87H82ZM87 88V87H86ZM85 88V89H86ZM89 88V87H88ZM113 88V89H114ZM125 88V87H124ZM130 88V87H129ZM135 87H133V89H134ZM148 88V87H147ZM181 88V87H180ZM200 88V87H199ZM226 88V87H225ZM26 88H24L23 90H24V92L26 91L25 90ZM48 90H49V88H47ZM46 89V90H47ZM84 89V88H83ZM82 89V90H83ZM128 89V88H127ZM158 89V88H157ZM156 89V91H158ZM159 89H160V85H159ZM164 89V88H163ZM174 89V88H173ZM176 89V88H175ZM223 89V88H222ZM241 89V88H240ZM248 89H249V87H248ZM12 90V89H11ZM10 90V91H11ZM22 90V91H23ZM38 90V91H39ZM41 90H42V88H41ZM47 90V91H48ZM62 90H65V89H62ZM68 90V89H67ZM81 90V89H80ZM81 90V91H82ZM89 90V89H88ZM107 90V89H106ZM119 90V89H118ZM121 90V89H120ZM124 90V89H123ZM215 90H217V89H215ZM228 90V89H227ZM233 90V89H232ZM260 91H261V89H259ZM35 91V90H34ZM34 91H30V92H33V94H34ZM43 91H44V89H43ZM42 91V92H43ZM46 91V92H47ZM52 91V90H51ZM56 90H54V92H55ZM70 91V90H69ZM68 91V92H69ZM129 91V90H128ZM135 91V90H134ZM184 91V90H183ZM186 91H188V90H186ZM196 91V90H195ZM219 91V90H218ZM220 91H222V90H220ZM246 91H247V87H246ZM18 92V91H17ZM16 92V93H17ZM41 92V93H42ZM64 92V91H63ZM94 92H95V90H94ZM100 92V91H99ZM98 92V93H99ZM110 92V91H109ZM112 92V91H111ZM110 92V93H111ZM114 92V91H113ZM118 92V91H117ZM132 92H133V90H132ZM147 92H149V90L147 91ZM161 92H163L162 90H161ZM161 92H160V94H161ZM168 92V91H167ZM181 92V91H180ZM197 92V91H196ZM213 92V91H212ZM216 92V91H215ZM225 92V91H224ZM223 92V93H224ZM245 92V91H244ZM252 91H250V93H251ZM21 93V92H20ZM20 93H17V94H19V96H22V95H20ZM39 94H40V91L38 92ZM48 93H51L50 92V90L48 91ZM53 93V92H52ZM52 93H51V95H52ZM60 93V92H59ZM58 93V94H59ZM70 93V92H69ZM86 93V92H85ZM88 93V92H87ZM90 93V92H89ZM87 94V96H89L90 98H92L91 96H93V94ZM92 93H93V91H92ZM96 93V92H95ZM107 93V92H106ZM124 93V92H123ZM127 93V92H126ZM125 93V94H126ZM152 93V92H151ZM154 93V92H153ZM158 93V92H157ZM171 93V92H170ZM175 93V92H174ZM174 93L172 94V95H174ZM185 93V92H184ZM220 93V92H219ZM219 93H217L216 92V94H219ZM260 93H262V92H260ZM26 94V93H25ZM36 94H37V92H36ZM45 94H47V93H45ZM55 94V93H54ZM81 94H82V92H81ZM101 94V93H100ZM105 94V93H104ZM113 94H115V92L113 93ZM112 94V95H113ZM118 93H116V95H117ZM124 94V95H125ZM165 94V93H164ZM168 94V93H167ZM200 94V93H199ZM229 94V93H228ZM240 94V93H239ZM245 95H246V93H244ZM16 95V94H15ZM35 95V94H34ZM49 95V97L51 96L50 94H48ZM59 95H61V94H59ZM73 95V94H72ZM85 95V94H84ZM97 95V97L99 96L98 94H94V96L93 97H95ZM123 95V94H122ZM131 95V94H130ZM129 95V96H130ZM135 95V94H134ZM144 95V94H143ZM146 95V94H145ZM166 95V94H165ZM176 95V94H175ZM235 95V94H234ZM241 95V94H240ZM240 95H239V97H240ZM249 95V94H248ZM261 95V94H260ZM259 95V96H260ZM25 96H28V95H25ZM25 96H24V99L22 98V101L24 102L25 101ZM33 96V95H32ZM31 96V98H33ZM36 97L38 96V94L37 95H35ZM41 96H42V94H41ZM44 96V95H43ZM54 96V95H53ZM62 96L64 97L65 95H63L62 94ZM108 96V95H107ZM142 95H140V97H141ZM159 96V95H158ZM169 96V95H168ZM196 96V95H195ZM200 95H198V96H196V97H199ZM215 96H218V95H215ZM214 96V97H215ZM221 96V95H220ZM225 96V95H224ZM228 96H230V95H228ZM237 96V95H236ZM242 96V95H241ZM17 97H18V95H17ZM46 98H47V96H45ZM120 97V96H119ZM143 97V96H142ZM162 97V96H161ZM173 97V96H172ZM177 97V96H176ZM175 97V98H176ZM178 97H179V95H178ZM195 97V98H196ZM208 97V96H207ZM212 98H213V93H212V96H211ZM243 97H244V95H243ZM264 97V96H263ZM7 98V99H6ZM29 97H27V99H28ZM96 98V97H95ZM102 98V97H101ZM101 98H99V99H101ZM109 98H111V97H109ZM118 98V97H117ZM121 98V97H120ZM132 98V97H131ZM168 98V97H167ZM166 98V99H167ZM169 98H171V97H169ZM186 99H187V97H185ZM202 98L203 97H201L200 96V99L202 100ZM218 99H219V97H217ZM229 98V97H228ZM236 98V97H235ZM238 98V97H237ZM246 98V97H245ZM260 98V97H259ZM259 98H257L258 100H259ZM30 99V98H29ZM37 99V98H36ZM41 99V98H40ZM39 99V100H40ZM43 99H45V98H43ZM50 99H52V97L50 98ZM53 99H55V98H53ZM52 99V100H53ZM61 99H66V98H60V99H58V100H61ZM80 99V98H79ZM94 99V98H93ZM105 99H107V97H106V95H105ZM128 99H130L129 97H128ZM154 99H156V98H154ZM173 99V98H172ZM233 99V98H232ZM248 99V98H247ZM247 99H245V101L247 100ZM256 99V98H255ZM49 100V99H48ZM48 100H46L47 101V103H48ZM51 100V101H52ZM57 100V101H58ZM102 100V99H101ZM110 100H112V99H110ZM118 100H120L119 98H118ZM134 100V99H133ZM158 100V99H157ZM156 100V101H157ZM160 100V99H159ZM169 101L171 100V99H168ZM213 100V99H212ZM221 100V99H220ZM224 100V99H223ZM244 100V99H243ZM257 100V101H258ZM30 101V100H29ZM32 101V100H31ZM41 101V100H40ZM63 101V100H62ZM72 101V100H71ZM93 101V100H92ZM108 101V100H107ZM155 101V100H154ZM195 101H196V99H195ZM194 101V102H195ZM200 101V100H199ZM222 101V100H221ZM227 101H228V99H227ZM236 101V100H235ZM241 101V100H240ZM249 101V100H248ZM252 101V103H253V100L251 99L250 100V102ZM9 102V101H8ZM27 104H28V107H30L29 106V104L30 103H28L27 101H25ZM35 102H37V100L35 101ZM34 102V103H35ZM55 102V105H56V103H58V102H56V100L54 101ZM54 102L52 103L53 105L52 106H54ZM67 102H68V100H67ZM67 102H65V103H67ZM102 102V101H101ZM105 102H106V100H105ZM113 102V101H112ZM151 102V101H150ZM162 102V101H161ZM165 102V101H164ZM168 102V101H167ZM171 102V101H170ZM193 102V103H194ZM201 102V101H200ZM203 102V101H202ZM218 102V101H217ZM225 102V101H224ZM233 102H234V100H232V103L230 104H228V105H233ZM240 103L238 100L236 101V102H234V105H235V103ZM247 102V101H246ZM249 102V103H250ZM262 102V101H261ZM10 103V102H9ZM49 103H51V102H49ZM65 103H62V104H60L59 106H57L56 108H52V110L51 111H54L55 113H57V112H59V111H61V109H62V107L65 105ZM92 103V102H91ZM97 103V102H96ZM95 103V104H96ZM116 103H117V101H116ZM129 103V102H128ZM158 103H159V101H158ZM175 102H173V104H174ZM176 103H178V102H176ZM188 103L190 104V101H188ZM197 103V102H196ZM222 103V102H221ZM244 103V102H243ZM255 103V102H254ZM12 104H13V102H12ZM9 105L8 104V106H13V105ZM15 104V103H14ZM36 105L38 104V103H35ZM35 104H33V105H35ZM41 104V103H40ZM86 104V103H85ZM118 104V103H117ZM120 104H121V102H120ZM165 104H168V103H164V105ZM223 104V103H222ZM221 104V105H222ZM241 105H243L242 103H240ZM240 104H238V105H240ZM245 104V103H244ZM258 104H260V102L258 103ZM16 105V104H15ZM32 105V106H33ZM42 105V104H41ZM40 105V106H41ZM43 105H44V103H43ZM48 105V104H47ZM84 105V104H83ZM82 105V106H83ZM104 105H107V103H104ZM103 105V106H104ZM133 105V104H132ZM143 105V104H142ZM178 105V104H177ZM191 105V104H190ZM200 105H202V104H200ZM246 105V104H245ZM256 105V104H255ZM17 106V105H16ZM19 106V105H18ZM91 106V105H90ZM90 106H88V107H90ZM125 106V105H124ZM149 106V105H148ZM167 106V105H166ZM169 106V105H168ZM183 105H181V107H182ZM196 106V105H195ZM194 106V107H195ZM209 106V105H208ZM207 106V107H208ZM211 106H212V104H211ZM15 106H13V108H14ZM49 107H51V106H49ZM48 107V108H49ZM65 107V106H64ZM68 107V106H67ZM107 107V106H106ZM111 107V106H110ZM120 107V106H119ZM126 107V106H125ZM180 107V106H179ZM184 107V106H183ZM182 107V108H183ZM190 107V106H189ZM219 107V106H218ZM223 107V106H222ZM235 107L236 108H238L236 105H235ZM251 107V106H250ZM263 107V106H262ZM10 108V107H9ZM12 108V109H13ZM32 108V107H31ZM40 108V107H39ZM86 107H84V109H85ZM128 108V105H127V107H126V109ZM139 108V107H138ZM144 108V107H143ZM175 108V107H174ZM201 108V107H200ZM203 108V107H202ZM210 108V107H209ZM220 108V107H219ZM12 109H10V110H12ZM125 109V108H124ZM134 109H136V107L134 108ZM165 109V108H164ZM171 109V108H170ZM185 109V108H184ZM215 109H217L216 108V106H215ZM227 109H228V107H227ZM31 110V109H30ZM40 110H41V108H40ZM49 109H48V111H50ZM66 110V109H65ZM75 110V109H74ZM131 110V109H130ZM139 110H140V108H139ZM143 110V109H142ZM162 110V109H161ZM198 111L200 110V109H197ZM228 110H230L231 111V109H228ZM238 110V109H237ZM236 110V111H237ZM261 110H262V108H261ZM14 110H12V112H13ZM34 111V110H33ZM47 111V110H46ZM115 111V110H114ZM145 111V110H144ZM149 111V110H148ZM153 111V110H152ZM152 111H149V112H152ZM167 111V110H166ZM193 111V110H192ZM192 111H191V113H192ZM224 111V110H223ZM258 111V110H257ZM257 111H256V113H257ZM17 112V111H16ZM40 112V111H39ZM84 112V111H83ZM87 112V111H86ZM85 112V113H86ZM116 112V111H115ZM130 112V111H129ZM169 112V111H168ZM178 112V111H177ZM204 112V110L201 112V113H203ZM211 112H213V111H211ZM221 112H222V110H221ZM221 112H219L220 114H221ZM243 112V111H242ZM247 111H245V113H246ZM261 112H263V111H261ZM260 112V113H261ZM34 113V112H33ZM45 113V112H44ZM65 113V112H64ZM68 113V112H67ZM127 113V112H126ZM180 113H183L182 111L180 112ZM194 113V112H193ZM192 113V114H193ZM207 113V112H206ZM217 113V112H216ZM227 113V112H226ZM244 113V112H243ZM253 113H255V111H253ZM253 113H251L253 116H254V114ZM259 113V112H258ZM259 113V114H260ZM3 114V115H2ZM18 114V113H17ZM16 114V115H17ZM47 114H48V112H47ZM46 114V115H47ZM50 114H52V113H50ZM70 114V113H69ZM84 114V113H83ZM114 114V113H113ZM118 114V113H117ZM130 113H128V115H129ZM150 114V113H149ZM161 114V113H160ZM163 114V113H162ZM161 114V115H162ZM166 114H168V113H166ZM166 114H164L165 116H167ZM215 114V113H214ZM230 113H228V115H229ZM241 114V113H240ZM249 114V113H248ZM248 114H247V117H248ZM28 115V114H27ZM34 115V114H33ZM49 115V114H48ZM62 115H63V113H62ZM82 115V114H81ZM81 115H79L80 117H81ZM121 115V114H120ZM148 115V114H147ZM172 115H173V113H172ZM172 115H171V118H172ZM177 115V114H176ZM185 115V114H184ZM189 115V114H188ZM191 115V114H190ZM211 115V114H210ZM223 115V114H222ZM224 115H225V113H224ZM223 115V116H224ZM245 116H246V114H244ZM23 116V115H22ZM21 116V117H22ZM50 116V115H49ZM66 116V115H65ZM77 116V115H76ZM78 116V117H79ZM85 116V115H84ZM100 117H101V115H99ZM104 116H105V114H104ZM106 116H108V115H106ZM151 117L153 116L152 114L150 115ZM169 116H170V114H169ZM174 116V115H173ZM197 116V115H196ZM207 116V115H206ZM240 116V115H239ZM242 116V115H241ZM25 117H27L26 115H25ZM68 117V116H67ZM72 117V116H71ZM70 117V115H69V118H71ZM79 117V118H80ZM99 117V118H100ZM121 117V116H120ZM119 117V118H120ZM133 117V116H132ZM177 117H179V116H177ZM202 117V116H201ZM208 117V116H207ZM227 117V116H226ZM233 117V116H232ZM262 117H264V115L262 116ZM28 118V117H27ZM52 118H53V116H52ZM94 118V117H93ZM102 118V117H101ZM100 118V119H101ZM109 118V117H108ZM115 118V117H114ZM116 118H117V116H116ZM169 118V117H168ZM197 118V117H196ZM203 118V117H202ZM210 118H212V117H210ZM231 118V117H230ZM250 118H251V116H250ZM253 118V117H252ZM255 118H256V116H255ZM255 118H253V120L255 119ZM15 119H16V117H15ZM48 119H49V117H48ZM60 119H61V117H60ZM60 119H57L56 120V123H57V121L58 120H60ZM67 119V118H66ZM65 119V120H66ZM91 119V118H90ZM111 119V117L109 118V120ZM127 119V118H126ZM130 119H132V118H130ZM137 119V118H136ZM151 119V118H150ZM183 119V118H182ZM187 119V118H186ZM215 119V118H214ZM236 119V118H235ZM247 119V118H246ZM245 119V120H246ZM249 119V118H248ZM9 120V119H8ZM13 120V119H12ZM11 120V121H12ZM31 120H33L32 118L30 119V121ZM36 120V119H35ZM71 121H74L73 120V117H72V119H70ZM80 120V119H79ZM82 120V119H81ZM97 120V119H96ZM133 120V119H132ZM159 120V119H158ZM157 120V121H158ZM170 120V119H169ZM198 120H200L201 121V118L200 119H198ZM203 120V119H202ZM206 120V119H205ZM211 120V119H210ZM231 120H233V119H231ZM242 120H244L243 118H242ZM245 120L243 121V123L245 122ZM258 120H259V118H258ZM263 120H264V118H263ZM27 121V120H26ZM55 121V120H54ZM54 121H53V123H54ZM67 121V120H66ZM78 121V120H77ZM77 121H75V122H77ZM95 121V120H94ZM129 121H131V120H129ZM147 121V120H146ZM162 120H160L159 122H161ZM176 121V120H175ZM181 121V120H180ZM195 121V120H194ZM229 121H230V119H229ZM239 121V120H238ZM251 121H252V119H251ZM256 121V120H255ZM3 123H4V121H2ZM9 122V121H8ZM25 122V121H24ZM23 122V123H24ZM60 122H61V120H60ZM79 122V121H78ZM84 122V121H83ZM87 122H89L90 123V120L89 121H87ZM86 122V123H87ZM106 122V121H105ZM108 122V121H107ZM116 122V121H115ZM114 122V123H115ZM118 122V121H117ZM136 122V121H135ZM149 122V121H148ZM178 122V121H177ZM182 122V121H181ZM189 122V121H188ZM202 122H204V121H202ZM217 122V121H216ZM218 122H220V121H218ZM217 122V123H218ZM230 122H233V121H230ZM236 123H239V122H237V121H235ZM234 122V123H235ZM3 123H1V124H3ZM5 123H7V122H5ZM5 123L3 124V125H5ZM10 123H12V122H10ZM20 123V122H19ZM59 123V122H58ZM58 123H57V125H58ZM63 123V126H64V122H62ZM67 123V122H66ZM70 123V122H69ZM93 123V122H92ZM95 123V122H94ZM109 123V122H108ZM124 123V122H123ZM123 123H122V125H123ZM127 123V122H126ZM147 123V122H146ZM145 123V124H146ZM150 123H151V121H150ZM196 123H198V122H196ZM208 123H209V121H208ZM214 123V122H213ZM226 123L228 124L229 122L228 121H226ZM241 124L240 125H242V122H240ZM248 123V122H247ZM251 123H253V122H251ZM0 124V125H1ZM15 124V123H14ZM42 124H44V123H42ZM84 124V123H83ZM96 124V123H95ZM101 124V123H100ZM111 124V123H110ZM113 124V123H112ZM144 124V123H143ZM157 124V123H156ZM160 124H162V122L161 123H159V125ZM170 124V123H169ZM174 124V123H173ZM187 124V123H186ZM232 124V123H231ZM264 124V123H263ZM9 125V124H8ZM8 125H6V129H8L7 128V126ZM11 125L12 124H10V126H8L9 127V129L10 128H16V126H17V122H16V126L15 125H13V126H15V127H11ZM45 125H46V122H45ZM44 125V126H45ZM57 125H56V127H57ZM94 125V124H93ZM103 125V124H102ZM104 125H106V124H104ZM103 125V126H104ZM116 125H118V126H120L121 125V122H120V125L119 124H116ZM122 125H121V127H122ZM125 125H127V124H125ZM150 124L148 123V126H149ZM152 125V124H151ZM158 125V124H157ZM176 125V124H175ZM204 125H206V123L205 124H202V126H204ZM229 125V124H228ZM244 125H245V123H244ZM262 125V124H261ZM19 126H20V124H19ZM29 126V125H28ZM31 126V125H30ZM43 126V125H42ZM51 126V125H50ZM52 126H53V124H52ZM59 126H61V125H59ZM84 127H85V125H83ZM91 126H92V124H91ZM111 126V125H110ZM113 126V125H112ZM111 126V127H112ZM115 126V125H114ZM124 126V125H123ZM128 126H129V124H128ZM146 126V125H145ZM162 126V125H161ZM161 126H160V129H161ZM164 126H165V124H164ZM207 126V125H206ZM211 126V125H210ZM230 126V125H229ZM231 126H233V125H231ZM263 127H264V125H262ZM65 127V126H64ZM67 127V126H66ZM80 127V126H79ZM108 127V126H107ZM120 127V128H121ZM130 127H133V126H130ZM130 127H129V129H130ZM139 127V126H138ZM157 127H159V126H156V128ZM185 127V126H184ZM199 127H201L200 125H199ZM199 127H198V129H199ZM205 127V126H204ZM208 127H209V125H208ZM207 127V128H208ZM219 127V126H218ZM217 127V128H218ZM221 127V126H220ZM238 127V126H237ZM241 127H244L245 128V126H239V130H238V132H240V128ZM256 127V126H255ZM259 127H260V125H259ZM258 127V129L260 130L261 128H259ZM4 128V127H3ZM2 128V130H4ZM20 128L21 127H19V130H20ZM32 128V127H31ZM71 128H73V127H71ZM70 128V129H71ZM114 128H116V127H114ZM134 128V127H133ZM143 128V127H142ZM193 128H194V126H193ZM216 128V127H215ZM227 127H225V129H226ZM231 128V127H230ZM234 128V127H233ZM233 128H231L232 129V132L233 131H235V130H233ZM235 128H236V126H235ZM1 129V128H0ZM8 129V130H9ZM45 129V128H44ZM51 129V131H52V127L50 128ZM59 129V128H58ZM83 129V128H82ZM100 129V128H99ZM98 129V132L100 131ZM103 129H105V128H103ZM123 129H124V127H123ZM125 129H127L128 130V128H127V126H126V128ZM124 129V130H125ZM138 129V128H137ZM146 128H144V130H145ZM186 129V128H185ZM201 129V128H200ZM253 130H251V131H253V132H255L254 131V128H252ZM256 129V128H255ZM19 130L17 129V131L19 132ZM61 130V129H60ZM66 130V129H65ZM76 130V129H75ZM119 130V129H118ZM121 130H122V128H121ZM120 130V131H121ZM142 130V129H141ZM144 130H143V133L145 134V132L147 133H149V131H146L145 130V132H144ZM153 130V129H152ZM170 130V129H169ZM179 130H181V129H179ZM187 130V129H186ZM185 130V131H186ZM202 130H203V128H202ZM209 130V129H208ZM207 130V131H208ZM212 130V129H211ZM223 130V133L222 134H224V128L222 129ZM17 131H15V133L17 132ZM23 131H25V130H23ZM23 131H22V133H23ZM28 131V130H27ZM56 132H57V130H55ZM61 131H63V130H61ZM60 131V132H61ZM67 131V130H66ZM70 131V130H69ZM90 131V130H89ZM111 131V130H110ZM114 131V130H113ZM177 131V130H176ZM189 131V130H188ZM188 131H186L187 132V134H188ZM213 131L215 132V129H213ZM213 131L211 132V133H213ZM249 131V130H248ZM247 131V132H248ZM257 131V130H256ZM263 131H264V129H263ZM1 132V131H0ZM11 132V131H10ZM26 132V131H25ZM31 132V130L28 132V133H30ZM38 132V131H37ZM36 132V134H38ZM68 132V131H67ZM84 132V131H83ZM86 132V131H85ZM98 132H95V134L96 133H98ZM105 132V131H104ZM125 131H123L122 133H124ZM130 133H131V131H129ZM151 132V131H150ZM173 132V131H172ZM183 132V134H184V130L182 131ZM181 132V133H182ZM199 132H201V130L199 131ZM218 132V131H217ZM216 132V133H217ZM229 129H228V134H229ZM232 132H231V134H232ZM246 132V133H247ZM3 133V132H2ZM33 133H35L34 131H33ZM32 133V134H33ZM43 133V132H42ZM41 133V134H42ZM55 133V132H54ZM57 133H59V132H57ZM63 133H64V131H63ZM62 133V134H63ZM78 133V132H77ZM87 133V132H86ZM100 133H102V132H100ZM114 133H116V131H114ZM130 133H128V134H130ZM139 133V132H138ZM141 133V132H140ZM210 133V132H209ZM227 133V132H226ZM225 133V134H226ZM235 133V132H234ZM233 133V134H234ZM245 133V134H246ZM251 133V132H250ZM255 133H257V132H255ZM259 133H261V131L259 132ZM263 133V132H262ZM261 133V134H262ZM14 133L12 132V135H13ZM27 134V133H26ZM40 134V133H39ZM47 134V133H46ZM45 134V135H46ZM60 134V133H59ZM61 134V135H62ZM87 134H89V133H87ZM94 134V133H93ZM92 134V135H93ZM103 134V133H102ZM110 134H113V133H110ZM132 134H133V131H132ZM170 134V133H169ZM186 134V133H185ZM203 134H204V132H203ZM208 134V133H207ZM248 134V133H247ZM264 134V133H263ZM3 135H4V133H3ZM16 135V134H15ZM34 135V134H33ZM32 135V136H33ZM57 135V134H56ZM56 135H52V136H56ZM64 135V134H63ZM72 135H73V133H72ZM75 135V134H74ZM79 136L81 135V134H78ZM100 135V134H99ZM114 135V134H113ZM124 135H126V134H124ZM141 135V134H140ZM139 135V136H140ZM149 135V134H148ZM153 135V134H152ZM174 135V134H173ZM177 135V134H176ZM182 135V134H181ZM211 135V134H210ZM215 135V134H214ZM230 135V134H229ZM228 135V136H229ZM234 135H236V134H234ZM234 135L232 136V137H234ZM241 135V134H240ZM243 136H246V135H244V134H242ZM253 135H255V134H251V136H253ZM259 135V134H258ZM5 136V135H4ZM18 136V135H17ZM29 136L30 135H28L27 137L29 138ZM41 136V135H40ZM59 136V135H58ZM65 136V135H64ZM83 136V135H82ZM102 136V135H101ZM111 136V135H110ZM129 136V135H128ZM155 136H156V134H155ZM159 135H157L156 136V138L158 137ZM161 136V135H160ZM188 136V135H187ZM211 136H213V135H211ZM223 136V135H222ZM249 135H247V137H248ZM250 136V138H252ZM262 136V138H264L263 137V135H261ZM13 137H15V136H13ZM21 137V136H20ZM25 138H26V136H24ZM35 137V136H34ZM44 137V136H43ZM42 137V138H43ZM57 137V136H56ZM98 138L100 137V136H97ZM115 137H117V135H115ZM134 137V136H133ZM162 137V136H161ZM189 137V136H188ZM197 137H199V136H197ZM214 137V136H213ZM218 137H221V136H219L218 135ZM227 137V136H226ZM246 137V138H247ZM260 137V136H259ZM18 138V137H17ZM22 138V137H21ZM32 138V137H31ZM59 138V137H58ZM71 138V137H70ZM131 138H132V136H131ZM130 137H129V139H131ZM135 138V142H137L136 141V138L138 139V137H134ZM150 138H153V139H155L154 137H150ZM150 138L148 137V139L150 140ZM159 139H160V137H158ZM230 138H231V135H230ZM238 138H240L239 136H238ZM237 138V139H238ZM244 138V137H243ZM249 138V137H248ZM255 138H257V141H258V136H256ZM255 138L253 137L252 139H254L255 140ZM34 139V138H33ZM44 139V138H43ZM55 139V138H54ZM81 139V138H80ZM96 139V138H95ZM94 139V140H95ZM103 139V138H102ZM106 139V138H105ZM104 139V140H105ZM108 139V138H107ZM128 139V138H127ZM145 139H147V138H145ZM147 139V140H148ZM159 139H156V141H158ZM182 139V138H181ZM197 139V138H196ZM196 139H193V140H196ZM202 139H204V138H202ZM210 139V138H209ZM222 139H225V140H228V141H231V140H233V139H227V138H223L222 137ZM221 139V140H222ZM234 139H235V137H234ZM260 140H261V138H259ZM17 140V139H16ZM15 140V141H16ZM26 140V139H25ZM31 140V139H30ZM35 140H37V139H34V142H35ZM52 140H53V138H52ZM59 140V139H58ZM68 140V139H67ZM67 140H66V142H67ZM93 140V141H94ZM140 140V139H139ZM184 140H185V138H184ZM187 140V139H186ZM192 140V139H191ZM192 140V141H193ZM201 140V139H200ZM220 140V139H219ZM245 141V139H242L241 141ZM32 141V140H31ZM80 141V140H79ZM83 142H84V140H82ZM128 141V140H127ZM132 141H134L133 139H132ZM156 141H153V142H155L156 143ZM162 141V140H161ZM160 141V142H161ZM169 141V140H168ZM175 141V140H174ZM173 141V142H174ZM190 141V140H189ZM198 141V143H199V140H197ZM208 141V140H207ZM237 142L235 143V144H238V146L242 143V145L244 144V142H241V141H238V140H236ZM248 141V140H247ZM246 141V142H247ZM263 141V140H262ZM17 142V141H16ZM33 142V141H32ZM50 142V141H49ZM121 142V141H120ZM124 142V141H123ZM150 142V141H149ZM152 142V141H151ZM165 142H167V140L165 141ZM179 142V141H178ZM188 142V141H187ZM186 142V143H187ZM194 142H196V141H193V143ZM209 142V141H208ZM220 142V141H219ZM223 142V141H222ZM227 142V141H226ZM225 142V143H226ZM232 142V141H231ZM256 142V141H255ZM10 143V142H9ZM28 143V142H27ZM31 143V142H30ZM56 143H57V141H56ZM55 143V144H56ZM60 143V142H59ZM63 143V142H62ZM95 143H99V142H95L94 141V144ZM112 143V142H111ZM129 143V142H128ZM140 143H143L142 141L140 142ZM139 143V144H140ZM145 143V142H144ZM143 143V144H144ZM175 143H177V142H175ZM192 142L190 141V144L189 145H193V144H191ZM212 143V142H211ZM3 144V143H2ZM2 144H0L1 146H2ZM32 144V143H31ZM39 144L40 143H38V144H36V145H38L39 146ZM46 144V143H45ZM72 144V143H71ZM91 144V143H90ZM142 144V145H143ZM152 144V143H151ZM158 144V143H157ZM162 144V143H161ZM168 144V143H167ZM195 144V143H194ZM204 144V143H203ZM203 144H201V145H203ZM205 144H207V143H205ZM214 144V143H213ZM216 144V143H215ZM223 144H224V142H223ZM245 144H248V142L247 143H245ZM252 144H253V142H252ZM251 144V142H250V146L251 147H253V145ZM264 144V143H263ZM23 145H25V142H24V144ZM27 145V144H26ZM47 145V144H46ZM49 145V144H48ZM57 145H59V144H57ZM57 145H56V147H57ZM64 145V144H63ZM66 145V144H65ZM75 145V144H74ZM117 145V144H116ZM115 145V146H116ZM141 145V144H140ZM149 145H150V143H149ZM176 145V144H175ZM178 145V144H177ZM176 145V146H177ZM180 145V144H179ZM183 145V144H182ZM195 145H198V144H195ZM194 145V146H195ZM217 145H219V144H217ZM220 145H222V144H220ZM227 145V144H226ZM16 146V145H15ZM21 146V145H20ZM60 146H62V145H60ZM84 146H85V143H84ZM94 145L92 144V147H93ZM123 146V145H122ZM137 146V145H136ZM135 146V147H136ZM154 146H156V145H154ZM187 146H188V144H187ZM186 146V147H187ZM200 146V145H199ZM212 146V145H211ZM229 146V145H228ZM227 146V147H228ZM262 146H264V145H262ZM5 147H6V145L3 147L4 149H5ZM10 146L8 145V148H9ZM36 147V146H35ZM40 147H41V145H40ZM75 148H74V151H75V149H76V146H74ZM98 148V146H96V144H95V148ZM113 147V146H112ZM118 147H119V145H118ZM133 147V146H132ZM134 147V148H135ZM145 147H146V145H145ZM144 147V148H145ZM168 147V146H167ZM175 147V146H174ZM180 147V146H179ZM189 147V146H188ZM187 147V148H188ZM191 147V146H190ZM201 147V146H200ZM216 147H218V146H216ZM245 147V146H244ZM261 147V146H260ZM1 148V147H0ZM25 148H26V146H25ZM30 148H32V147H30ZM36 148H38V147H36ZM35 148V149H36ZM70 148V147H69ZM86 148V147H85ZM94 148V147H93ZM96 148V149H97ZM105 148V147H104ZM128 148V147H127ZM139 148H141V147H139ZM138 148V149H139ZM142 148H143V146H142ZM141 148V149H142ZM143 148V149H144ZM148 148H151V147H148ZM147 148V149H148ZM197 148H198V146H197ZM201 148H203V146L201 147ZM228 148H230V147H228ZM10 149V148H9ZM14 149V148H13ZM13 149H11V153H12V151H13ZM21 149H22V147H21ZM35 149H34V151H35ZM39 149H41V148H39ZM61 149H62V147H61ZM78 149H80V148H78ZM78 149H76L77 151H78ZM121 149V148H120ZM137 149V150H138ZM140 149V150H141ZM142 149V150H143ZM152 149V148H151ZM159 149V148H158ZM184 149V148H183ZM182 149V150H183ZM194 149H196V148H194ZM210 149V148H209ZM213 150H214V146H213V148H212ZM233 149V148H232ZM6 150V149H5ZM17 150V149H16ZM19 150H20V148H19ZM25 150V149H24ZM54 150V149H53ZM64 150H66V149H64ZM90 150V149H89ZM89 150H88V152H89ZM98 150H99V148H98ZM100 150H102V148H100ZM150 149H148V151H149ZM197 150V149H196ZM202 150V149H201ZM220 150V149H219ZM219 150H217V151H219ZM228 150V149H227ZM230 150H231V148H230ZM246 150V149H245ZM248 150H250L249 148H248ZM258 150V149H257ZM256 150V151H257ZM263 150V149H262ZM4 151V150H3ZM9 151V150H8ZM15 151V150H14ZM33 151V150H32ZM62 151V150H61ZM77 151H76V153H77ZM80 151H82V150H80ZM144 151V150H143ZM151 151V150H150ZM177 151V150H176ZM198 151H200L199 149H198ZM236 151V150H235ZM239 151V150H238ZM242 151V150H241ZM247 151V150H246ZM259 151H261L260 149H259ZM264 151V150H263ZM2 152V151H1ZM7 152V151H6ZM20 152V151H19ZM18 151L16 152V153H19ZM28 152V151H27ZM27 152H26V154H27ZM58 152V151H57ZM60 152V151H59ZM83 152H86L85 150L83 151ZM91 152V151H90ZM90 152H89V154H90ZM98 152V151H97ZM101 153H102V151H100ZM115 152V151H114ZM125 152V151H124ZM182 152V151H181ZM194 152V151H193ZM197 152V151H196ZM201 152V151H200ZM221 152V151H220ZM242 152H244V150L242 151ZM253 152H255V151H253ZM262 152V151H261ZM4 153V152H3ZM8 153V152H7ZM16 153H14L13 152V154H16ZM20 153H23V152H20ZM30 152H28V154H29ZM42 153V150H41V152H40V154ZM64 153V152H63ZM62 153V154H63ZM68 153V152H67ZM76 153H74V156H75V154ZM80 153V152H79ZM119 153H120V151H119ZM123 153V152H122ZM145 153H147V151H144V154ZM151 153H153V150H152V152H150V153H147L146 154V156L148 155V154H151ZM186 153V152H185ZM192 153V152H191ZM190 153V154H191ZM201 153H203V152H201ZM200 153V154H201ZM205 153H206V151H205ZM205 153H203V155H205ZM207 153H209V152H207ZM223 153H224V151H223ZM229 153V152H228ZM228 153H227V155H228ZM238 153V152H237ZM249 153V152H248ZM247 153V154H248ZM257 153H258V151H257ZM264 153V152H263ZM262 153V154H263ZM6 153H4V155H5ZM40 154H39V151H38V154H36V156L37 155H39L40 156ZM51 154V153H50ZM78 154V153H77ZM76 154V155H77ZM80 154H82V152L80 153ZM84 154V153H83ZM82 154V155H83ZM115 154V153H114ZM124 154V153H123ZM179 154V153H178ZM187 154V153H186ZM194 154V153H193ZM198 154V153H197ZM220 154V153H219ZM240 154H241V152H240ZM246 154V155H247ZM7 155V154H6ZM25 155V154H24ZM32 155V154H31ZM46 155V154H45ZM53 155V154H52ZM65 155L67 156V155H69V153L68 154H66L65 153ZM72 154H70V156L69 157H72L71 158V161H74L73 160V156H71ZM79 155V154H78ZM84 155H86V154H84ZM91 155V154H90ZM173 155V154H172ZM175 155V154H174ZM173 155V156H174ZM185 155V154H184ZM196 155V154H195ZM221 155H223V154H221ZM230 155H232V153L231 154H229L228 156H230ZM234 155V154H233ZM9 156H11V155H9ZM19 156H21V154L19 155ZM28 156V155H27ZM49 156V155H48ZM51 156V155H50ZM49 156V157H50ZM57 156V155H56ZM62 156V155H61ZM87 156H88V154H87ZM105 156V154H103V157ZM122 156V155H121ZM120 156V157H121ZM138 156V155H137ZM151 156H152V154H151ZM154 156H158V154H156V155H154ZM162 156H164V155H162ZM162 156H161V158H162ZM199 156V155H198ZM202 156V155H201ZM211 156V155H210ZM213 156V155H212ZM225 155H223V157H224ZM234 156H237V154L236 155H234ZM264 156V155H263ZM29 157V156H28ZM31 157V156H30ZM29 157V158H30ZM43 157V156H42ZM41 157V160L42 159H44V158H42ZM47 157V156H46ZM46 157H45V159H46ZM49 157H47V158H49ZM54 157V156H53ZM58 157V156H57ZM63 157H64V155H63ZM68 157V156H67ZM76 157H78V156H76ZM76 157H75V160H76ZM80 157V156H79ZM78 157V158H79ZM81 157H83V156H81ZM124 157V156H123ZM132 157H134V156H132ZM155 157V158H156ZM165 157V156H164ZM180 157V156H179ZM182 157V156H181ZM181 157H180V159H181ZM208 157V156H207ZM218 157L220 158V157H222V156H217V158L216 159H218ZM226 157V156H225ZM231 157V156H230ZM240 157V156H239ZM250 157V156H249ZM8 158V157H7ZM31 158H34V156H32ZM39 159H40V157H38ZM56 158V157H55ZM59 158V157H58ZM57 158V159H58ZM65 158V157H64ZM98 158V157H97ZM126 158V157H125ZM124 158V159H125ZM128 158V157H127ZM161 158H156V159H161ZM170 158V157H169ZM168 158V160H170ZM183 158H185V157H183ZM189 158V157H188ZM187 158V159H188ZM191 158V157H190ZM238 158V157H237ZM28 159V158H27ZM27 159H24V161H26ZM35 159H37V158H35ZM34 159V160H35ZM51 159V160H50ZM50 161H52L54 158H51L50 157ZM62 159V157H60L58 160H61ZM67 159H70V158H67ZM83 159V158H82ZM91 159H93L92 157H91ZM105 159V158H104ZM117 159H118V157H117ZM144 159V158H143ZM164 159V158H163ZM163 159H162V161H163ZM174 159V158H173ZM179 159V160H180ZM186 159V160H187ZM202 159V158H201ZM205 159V158H204ZM233 159V158H232ZM252 159V158H251ZM256 159V158H255ZM259 158H257L256 160H258ZM29 160H33V159H29ZM29 160H28V162H29ZM46 160H48V159H46ZM62 160H64L65 161V159H62ZM80 160H81V158H80ZM85 160H88L87 158H85ZM102 160V159H101ZM128 160H129V158H128ZM146 160V159H145ZM166 160H167V158H166ZM167 160V161H168ZM179 160H177V162H180ZM225 160V159H224ZM250 160V159H249ZM254 161V162H258V161ZM261 162H262V164H263V162L264 161H262V159H259ZM263 160H264V158H263ZM22 161V160H21ZM38 161V160H37ZM43 161V160H42ZM42 161H40L41 163H42ZM55 161H57V160H55ZM81 161H83L84 162V160H81ZM162 161H161V164H164V163H162ZM172 161H174V160H172ZM213 161H216L215 159L213 160ZM212 161V162H213ZM237 161V160H236ZM8 162V161H7ZM18 162V161H17ZM20 162V161H19ZM31 162V161H30ZM34 162V161H33ZM33 162H31V163H33ZM39 162V163H40ZM46 162H48V163H50L49 161H46ZM67 162H70V160L69 161H67ZM79 162V161H78ZM82 162V164H84ZM104 162V161H103ZM128 162V161H127ZM130 162V161H129ZM132 162V161H131ZM131 162H130V164H131ZM136 162H137V159H136ZM139 162V161H138ZM142 162V161H141ZM168 162H170V161H168ZM175 163H176V160L174 161ZM198 162V161H197ZM196 162V163H197ZM202 161L200 160V163H201ZM207 162V161H206ZM217 162H218V160H217ZM238 162V161H237ZM241 162V161H240ZM253 162V161H252ZM37 163V162H36ZM39 163H38V165H39ZM45 163V162H44ZM48 163H45V164H47L48 165ZM52 163V162H51ZM55 163V162H54ZM57 163H59V161L57 162ZM74 163V162H73ZM87 163H88V161H87ZM96 163V162H95ZM94 163V164H95ZM97 163H98V161H97ZM96 163V164H97ZM102 162H100L99 161V164H101ZM106 163H107V161H106ZM126 163V162H125ZM133 163V162H132ZM155 163H156V161H155ZM159 163V162H158ZM166 163V162H165ZM174 163V164H175ZM220 163H221V161H220ZM223 163V162H222ZM247 163V162H246ZM260 163V162H259ZM29 164V163H28ZM35 164V163H34ZM69 164H71V162L69 163ZM78 164V163H77ZM104 164H105V162H104ZM109 164V163H108ZM119 164V169H121L120 168V164H122V163H118ZM129 163H128V165H130ZM135 164V163H134ZM142 164H143V162H142ZM157 164V163H156ZM161 164H160V166H161ZM170 164V163H169ZM169 164L167 163V165L169 166ZM209 164V163H208ZM239 164H241V163H239ZM238 164V165H239ZM257 164V163H256ZM260 165V166H263V165ZM4 165V164H3ZM30 165H32V164H29V167H30ZM37 165V164H36ZM40 165H42V164H40ZM39 165V166H40ZM54 165V164H53ZM79 166L81 165V164H78ZM85 165V164H84ZM84 165H82V166H84ZM102 165H103V163L101 164V165H99V166H101V169L103 168L102 167ZM110 165V164H109ZM112 165V164H111ZM117 165V164H116ZM128 165H127V168H128ZM133 165V164H132ZM131 165V166H132ZM137 165V164H136ZM136 165H134L133 167H135L136 169H138L137 167H136ZM185 165V164H184ZM194 165V164H193ZM192 165V166H193ZM210 165V164H209ZM213 165H214V163H213ZM226 165V164H225ZM231 165V164H230ZM234 166H237V164H233ZM252 165H253V163H252ZM252 165H250L251 167H252ZM35 166V165H34ZM44 166H46V165H44ZM50 166V165H49ZM55 166V165H54ZM56 166H57V164H56ZM74 166V165H73ZM75 166H76V164H75ZM86 166V165H85ZM88 166V165H87ZM96 166H98V165H95L94 167H96ZM105 167H106V164L104 165ZM122 166V165H121ZM126 166V165H125ZM130 166V167H131ZM137 166H140L139 165V163H138V165ZM149 166H150V164H149ZM148 166V169L149 168H151V167H153V166H151V167H149ZM155 166V165H154ZM159 166V167H160ZM167 166V167H168ZM173 166V165H172ZM175 166V165H174ZM191 165L189 166V167H192ZM215 166V165H214ZM240 166V165H239ZM249 166V167H250ZM3 167V166H2ZM8 167V166H7ZM10 167V166H9ZM48 167V166H47ZM51 167H52V165H51ZM72 167V166H71ZM77 167V166H76ZM89 167H91V166H88V168ZM93 167V165H92V169L94 168ZM157 167V166H156ZM156 167H154V168H156ZM176 167V166H175ZM172 167V169L174 168V169H176V168H178V167ZM182 167H185V166H182ZM187 167V166H186ZM194 167V166H193ZM197 167H199V166H197ZM206 167V166H205ZM209 167V166H208ZM220 167H222V165H220ZM219 167V168H220ZM229 167V166H228ZM230 167H232V166H230ZM229 167V168H230ZM255 167H258V166H255ZM255 167H254V170H255ZM6 168V167H5ZM4 168V169H5ZM32 168V167H31ZM37 168V167H36ZM36 168H34V169H36ZM42 168H44V167H42ZM69 168V167H68ZM86 168V167H85ZM99 168V167H98ZM107 169H108V167H106ZM106 168H104V169H106ZM117 168V167H116ZM134 168V169H135ZM139 168H141V166L139 167ZM142 168H143V166H142ZM154 168H152V169H154ZM162 168V167H161ZM195 168V167H194ZM203 168H204V166H203ZM3 169V168H2ZM33 169V171L30 169V171H32L33 173H34V170ZM75 169V167L73 168V170ZM90 169V168H89ZM89 169H87V170H89ZM97 169V168H96ZM122 169H125L124 168V166H123V168ZM136 169L134 170V175H136V173H137V175H138V173L139 172H135L136 171ZM173 169V170H174ZM179 169H181L180 168V166H179ZM206 169V168H205ZM213 169H217V168H215V167H213ZM231 169V168H230ZM237 169V168H236ZM242 169V168H241ZM16 170H18V169H16ZM15 170V171H16ZM20 170V169H19ZM18 170V171H19ZM38 170V169H37ZM41 170V169H40ZM67 170L68 169H66V173H68L67 172ZM141 170H143V169H141ZM156 170V169H155ZM168 170H169V168H168ZM184 170L185 169H183L182 171L184 172ZM189 170H191V168L190 169H188L187 170V172L189 171ZM195 170H197V169H195ZM211 170V169H210ZM222 170H223V173H225V169L224 168H222ZM229 170V169H228ZM240 170V169H239ZM243 170V169H242ZM242 170H240L241 172H242ZM259 170H260V168H259ZM1 171V170H0ZM27 171V170H26ZM26 171H23V173L24 172H26ZM56 171L57 170H55L54 172L56 173ZM69 171V170H68ZM77 171V170H76ZM91 171V170H90ZM97 171V170H96ZM106 171V170H105ZM108 171H109V169H108ZM111 171V170H110ZM110 171H109V173L108 174H110ZM114 171H115V169H114ZM113 171V172H114ZM116 171H117V169H116ZM122 171V170H121ZM159 171V170H158ZM167 171V170H166ZM172 171V170H171ZM177 171V170H176ZM207 171V170H206ZM213 170H211L210 172H212ZM218 171V170H217ZM8 172V171H7ZM14 172V171H13ZM70 172V171H69ZM79 172V171H78ZM92 173H93V171H91ZM94 172H95V170H94ZM98 172V171H97ZM96 172V173H97ZM102 172V171H101ZM124 174H126L125 172H132V170L130 171V169H129V171H126V170H123L122 171ZM187 172H185V173H187ZM198 172H200V171H198ZM197 172V173H198ZM201 172H203V171H201ZM200 172V173H201ZM208 172V171H207ZM256 172V171H255ZM263 172V171H262ZM10 173V175H12L11 174V172H9ZM15 173V172H14ZM13 173V174H14ZM20 173L21 174H19V176H20V179H21V181L23 182L24 181V178H23V176H22V172H21V170H20ZM28 173V172H27ZM51 173V172H50ZM49 173V174H50ZM62 173V172H61ZM77 173V172H76ZM75 173V174H76ZM105 173V172H104ZM106 173H107V171H106ZM117 173V172H116ZM119 173H120V171H119ZM118 173V174H119ZM153 173H155V172H153ZM168 173V172H167ZM175 173V172H174ZM179 173H181V172H179ZM195 173V172H194ZM197 173H195V175L196 176H200V174L198 173V175H197ZM204 174H205V171L203 172ZM209 173V172H208ZM0 174H1V172H0ZM29 174V173H28ZM31 174V173H30ZM41 174V173H40ZM39 174V175H40ZM48 174V175H49ZM52 174V173H51ZM58 174H60L59 172L58 173H56V175H58ZM71 174V173H70ZM94 174V173H93ZM108 174H105L104 176L105 177H108L107 175ZM111 174H112V171H111ZM110 174V175H111ZM118 174L116 175V177L118 176ZM121 174V173H120ZM119 174V175H120ZM123 174V175H124ZM127 174H129V173H127ZM132 174V173H131ZM146 174V173H145ZM144 173H143V177L145 178L146 176H144L145 175ZM151 175H152V173H150ZM191 174H193V173H191ZM207 174V173H206ZM205 174V176H207ZM212 174V173H211ZM226 174V173H225ZM252 174V173H251ZM10 175H8L9 177H12V176H10ZM15 175V174H14ZM17 175V174H16ZM24 175V174H23ZM45 175V177H46V173L44 174ZM48 175H47V177H48ZM54 175V174H53ZM99 175V174H98ZM97 175V177H99ZM147 175V174H146ZM157 175V174H156ZM187 175V174H186ZM194 175V174H193ZM192 175V176H193ZM210 175V174H209ZM220 175V174H219ZM243 175H244V171H243ZM248 175V174H247ZM254 175H257V174H254ZM6 175H4V177H5ZM18 176V177H19ZM41 176H43V175H40V177L38 178V180H36V181H39L40 180V178H41ZM61 176V175H60ZM67 176H69V173L67 174ZM66 176V177H67ZM78 176V175H77ZM80 176V175H79ZM112 176V175H111ZM110 176V177H111ZM113 176H114V173H113ZM112 176V177H113ZM158 176V175H157ZM188 176V175H187ZM212 176H214V174H212L211 176H209V178L211 177V178H213ZM225 176V175H224ZM233 176H235V174L233 175ZM233 176L231 175V177L233 178ZM258 176V175H257ZM23 178V180H22V178ZM28 178H30L29 176H27ZM26 177V178H27ZM54 177H55V175H54ZM58 177V176H57ZM63 177V178H62ZM62 177H60V178H62V179H64V174L62 175ZM70 177V176H69ZM85 177V176H84ZM110 177H108L109 178V180H111L110 179ZM133 177V176H132ZM131 177V178H132ZM135 177V176H134ZM158 177H160V176H158ZM215 177V176H214ZM218 177V178H217ZM217 177H215V178H217L218 180H219V176H217ZM231 177H229V178H231ZM239 177V179H240V181H242V182H244L242 179H245V178H242L241 176H237V178ZM244 177V176H243ZM249 177V176H248ZM1 178H2V176H1ZM6 179L8 178V177H5ZM13 178H14V176H13ZM16 178V177H15ZM14 178V179H15ZM25 178V179H26ZM32 178V177H31ZM60 178H57V179H60ZM73 178V177H72ZM86 178V177H85ZM100 178V177H99ZM98 178V180H100ZM114 178V177H113ZM118 179V181H119V177H117ZM124 178V177H123ZM154 178V177H153ZM157 178V177H156ZM168 178V177H167ZM180 178V177H179ZM196 177H194V179H195ZM228 178V179H229ZM231 178V179H232ZM250 178H252V176L250 177ZM257 178V177H256ZM256 178H252V179H254L255 181L256 180H258V179H256ZM32 179H34V178H32ZM45 179V178H44ZM44 179H43V181H44ZM65 179H67V178H65ZM76 179V178H75ZM79 179H81V178H79ZM106 179V178H105ZM134 179V178H133ZM136 179V178H135ZM149 179H150V177H149ZM193 179V178H192ZM202 179V178H201ZM225 179V178H224ZM230 179V180H231ZM249 179V178H248ZM251 179V180H252ZM4 180V179H3ZM15 180H17V178L15 179ZM19 180V179H18ZM28 180H30V179H28ZM28 180H25V182H24V185H25V183H30V182H32V181H34V180H31L30 182H28ZM42 180V179H41ZM46 180V179H45ZM96 180V179H95ZM98 180H96V181H98ZM103 180V179H102ZM101 180V181H102ZM145 180H148V179H145ZM163 180H165V179H163ZM196 180V179H195ZM206 180V179H205ZM213 180V179H212ZM217 180V181H218ZM237 180V179H236ZM235 180V181H236ZM247 180V179H246ZM12 181V180H11ZM21 181H19V182H21ZM41 182V183H43V185L45 184V182ZM78 181V180H77ZM82 181V180H81ZM100 181V183L102 184V186H101V184L99 185V186H101L100 188L101 189H103V183L102 182H105V181H102L101 182ZM112 181H113V179H112ZM111 181V182H112ZM122 181V180H121ZM159 181H160V179H159ZM180 181H182V180H180ZM216 181V180H215ZM220 181V180H219ZM218 181V182H219ZM234 181V180H233ZM233 181L231 182V183H233ZM239 181V182H240ZM254 181V182H255ZM258 181H261V179L260 180H258ZM35 182V181H34ZM40 182V181H39ZM38 182V183H39ZM50 182V181H49ZM60 182H62V181H60ZM60 182H58L59 184H60ZM64 182V181H63ZM63 182H62V184H63ZM68 181H66V183H67ZM70 182V181H69ZM92 181H90V183H91ZM94 183H95V181H93ZM123 182V181H122ZM134 182V181H133ZM136 182H138V181H136ZM142 182V181H141ZM149 182H150V180H149ZM154 182V181H153ZM156 182H158L157 180H156ZM1 183V182H0ZM18 183V182H17ZM37 183V184H38ZM41 183H39L40 184V186H41ZM65 183V182H64ZM71 183V182H70ZM69 183V184H70ZM79 183H81V182H79ZM87 183V182H86ZM89 183V184H90ZM119 183V182H118ZM117 183V184H118ZM146 183V182H145ZM161 183V182H160ZM168 183V182H167ZM193 183V182H192ZM202 183V182H201ZM225 183V182H224ZM231 183H229L230 185H231ZM237 183V185L239 186V184H238V182H236ZM236 183L234 184V185H236ZM251 183H253V181H251ZM264 183V182H263ZM20 185L22 184V183H19ZM18 184V185H19ZM31 184V183H30ZM29 184V185H30ZM35 184V186H36V183H34ZM34 184H32L33 185V188H34ZM50 184V183H49ZM61 184V185H62ZM68 184V183H67ZM66 184V185H67ZM75 184V183H74ZM74 184L72 185V187L71 188H73L74 187ZM78 184V183H77ZM85 184V183H84ZM88 184V183H87ZM93 184V183H92ZM105 184H106V182H105ZM112 184V183H111ZM123 184V183H122ZM135 184V183H134ZM140 184V183H139ZM194 184V183H193ZM192 184V185H193ZM197 184V183H196ZM200 184V183H199ZM204 184V183H203ZM215 184V183H214ZM222 184V183H221ZM228 184V185H229ZM3 185V184H2ZM17 185V187H19ZM28 184H27V186H29ZM56 185H58L57 183H56ZM95 184H93V186H94ZM97 185V184H96ZM97 185V186H98ZM116 185V184H115ZM121 185V184H120ZM119 185V186H120ZM126 185V184H125ZM206 185V184H205ZM224 185V184H223ZM236 185V186H237ZM241 185V184H240ZM245 185V184H244ZM249 185V184H248ZM248 185H247V187H248ZM26 186V185H25ZM39 186V185H38ZM45 186H46V184H45ZM47 186H48V184H47ZM53 186V185H52ZM51 186V187H52ZM69 186V185H68ZM80 186H81V184H80ZM80 186H78V188L80 187ZM82 186H84L83 184H82ZM81 186V187H82ZM86 186V185H85ZM93 186H91V185H89V187H93ZM106 185H104V187H105ZM140 186V185H139ZM148 186V185H147ZM156 186V185H155ZM155 186H154V188H155ZM168 186V185H167ZM167 186H166V188H167ZM170 186H171V184H170ZM200 186V185H199ZM213 186V185H212ZM217 185L215 184V187H216ZM233 186V184L231 185V187ZM246 186V185H245ZM21 187V186H20ZM19 187V188H20ZM23 187V186H22ZM21 187V188H22ZM31 187V185L29 186V188ZM44 187V186H43ZM54 187V186H53ZM52 187V188H53ZM56 187V186H55ZM59 186H57V188H58ZM61 187V186H60ZM63 187H64V184H63V186L61 187L62 189H63ZM67 187V186H66ZM66 187H64V188H66ZM108 187V186H107ZM113 187H114V185H113ZM134 187V186H133ZM165 187V186H164ZM172 187V186H171ZM175 187V186H174ZM218 187V186H217ZM222 187V186H221ZM231 187H229V188H231ZM246 187V188H247ZM262 188L264 187V185L263 186H261ZM260 187V188H261ZM36 188H38V187H36ZM36 188H34V190L36 189ZM45 188V187H44ZM48 188L49 187H47L46 189L48 190ZM56 188V189H57ZM61 188H59L58 190H61ZM75 188V187H74ZM88 188V187H87ZM87 188H84V189H86V191H88V189ZM98 188V187H97ZM116 188V187H115ZM130 188V187H129ZM128 188V189H129ZM135 188V187H134ZM153 188V189H154ZM160 188V187H159ZM159 188L157 189V190H159ZM191 188V187H190ZM214 188V187H213ZM219 188H220V185H219ZM218 188V189H219ZM223 188H224V186H223ZM242 189L244 188V186H242L241 187ZM260 188H258V191H259V189ZM1 189H3V188H1ZM1 189H0V191H1ZM23 189V188H22ZM22 189H20V190H22ZM30 189H32V188H30ZM29 189V190H30ZM39 189H42V188H39ZM50 189V188H49ZM70 189V188H69ZM77 189V188H76ZM75 189V190H76ZM80 189L81 188H79V191H80ZM83 189V188H82ZM101 189H100V191L99 192H102L101 191ZM133 189V188H132ZM160 189H162V188H160ZM168 189V188H167ZM184 189V188H183ZM197 189V188H196ZM208 189V188H207ZM226 190H227V188H225ZM6 190H8L7 188H6ZM24 190H26V191H29V190H27L26 188H24ZM23 190V191H24ZM33 190V189H32ZM37 190V189H36ZM36 190H35V192H36ZM67 190H68V187H67ZM89 190H92V189H89ZM97 190H99V188L97 189ZM107 190V189H106ZM111 190H113V189H111ZM119 190H121V188H119ZM125 190V189H124ZM127 190V189H126ZM135 190H137V189H135ZM147 190V189H146ZM152 190V189H151ZM164 190V189H163ZM163 190L161 191V192H163ZM238 192H239V190H240V188L238 187ZM257 190V189H256ZM13 191V190H12ZM25 191V192H26ZM31 191V190H30ZM49 191V190H48ZM53 191H56L55 189H53ZM62 191V190H61ZM69 191V190H68ZM73 191V190H72ZM71 191V192H72ZM129 191H130V189H129ZM133 191V190H132ZM131 191V192H132ZM138 191V190H137ZM165 191V190H164ZM167 191V190H166ZM208 191V190H207ZM222 191V190H221ZM242 191V190H241ZM245 191V190H244ZM249 191H250V189H249ZM261 192H262V190H260ZM263 191H264V188H263ZM24 192V193H25ZM33 192V191H32ZM47 192V191H46ZM66 192V191H65ZM70 192V193H71ZM93 192H95V190H93ZM104 192V191H103ZM109 192V191H108ZM116 192H117V190H116ZM125 192V191H124ZM123 192V193H124ZM126 192H128V191H126ZM131 192H130V194H131ZM136 192V191H135ZM146 192V191H145ZM152 192H154V191H152ZM159 192V191H158ZM190 192V191H189ZM209 192V191H208ZM217 192V191H216ZM237 192V191H236ZM243 192V191H242ZM241 192V193H242ZM251 192H252V190H251ZM254 192V191H253ZM260 192V193H261ZM1 193V192H0ZM4 193H5V189H4ZM4 193H1L0 194V199H2L1 198V196H2V194H4ZM11 193V192H10ZM13 193H14V191H13ZM27 193V192H26ZM30 193V192H29ZM39 193H42V192H39ZM64 193V192H63ZM67 193V192H66ZM73 193V195H74V193L78 196V192H72ZM98 193V192H97ZM96 193V195H98ZM110 193V192H109ZM133 193H134V191H133ZM132 193V194H133ZM151 193V192H150ZM149 193V195H153V194H150ZM167 192H165V194H166ZM187 193H188V191H187ZM193 193H195V192H193ZM193 193H191L190 192V194H192L193 195ZM198 193V192H197ZM201 193V192H200ZM219 193V192H218ZM221 193V192H220ZM234 193V192H233ZM259 193V192H258ZM6 194V193H5ZM8 194V193H7ZM34 195H35V193H33ZM49 194V193H48ZM81 195H83L82 194V192L80 193ZM88 194H90V193H87V195ZM100 194V193H99ZM104 194V193H103ZM106 194V193H105ZM112 194V193H111ZM110 194V195H111ZM115 194V193H114ZM117 195H118V193H116ZM119 194H120V192H119ZM126 194V193H125ZM125 194H123L122 195V192H121V194L120 195H122L123 197H125ZM129 194V195H130ZM138 194H140L139 193V191H138ZM154 194H155V192H154ZM158 194V193H157ZM164 194V195H165ZM205 194V193H204ZM222 194H223V192H222ZM226 194V193H225ZM229 194V193H228ZM249 195H250V193H248ZM253 194V193H252ZM255 194V193H254ZM253 194V195H254ZM264 194V193H263ZM262 193L261 194H257V195H259L258 196V198L261 196V195H263ZM29 195H31L32 196V194H29ZM59 195V194H58ZM61 195H63V194H61ZM92 196L94 195L93 193L91 194ZM90 195V198L92 197ZM102 195V194H101ZM107 195H109V194H106L105 196L107 197ZM113 195V194H112ZM111 195V196H112ZM127 195V194H126ZM174 195V194H173ZM188 195H189V193H188ZM192 195H190V197H192ZM200 195V194H199ZM236 195V194H235ZM257 195H255V196H257ZM10 196H13V195H10ZM38 196H40V195H38ZM37 196V197H38ZM75 196V195H74ZM80 196V195H79ZM84 196V195H83ZM99 196V195H98ZM111 196H109V197H111ZM115 196V195H114ZM122 196H120L121 198H122ZM131 196V195H130ZM176 195H174V197H175ZM195 196H197V194L195 195ZM218 196V195H217ZM227 196V195H226ZM4 197V196H3ZM8 197V196H7ZM41 197V196H40ZM88 198H89V196H87ZM95 197V196H94ZM101 197V196H100ZM100 197H98L97 199L98 200H100ZM118 197H119V195H118ZM117 197V198H118ZM128 198H129V196H127ZM133 197V196H132ZM138 197H139V195L137 196V200L139 201L141 198H142V196H141V198L140 199H138ZM167 197V196H166ZM180 197H182V196H180ZM199 198L200 197H203V193H202V195L201 196H198ZM204 197H206L205 195H204ZM209 197V196H208ZM208 197L206 198V199H208ZM224 197V196H223ZM246 197V196H245ZM28 198H30V196L28 197ZM34 198V197H33ZM64 198V197H63ZM66 198V197H65ZM64 198V199H65ZM113 198V197H112ZM111 198V199H112ZM116 198V199H117ZM121 198H118V199H121ZM147 198H148V196H147ZM159 198H161V196H159ZM171 198L173 199V197L171 196ZM185 198V197H184ZM197 198V197H196ZM211 198H212V196H211ZM244 198V197H243ZM254 198V197H253ZM4 199V198H3ZM2 199V200H3ZM23 199V198H22ZM25 199H27V198H25ZM43 199H44V197H43ZM48 198H46V199H44V200H47ZM58 199V198H57ZM64 199H62L63 201H64ZM94 199H96V197L94 198ZM97 199L95 200V202L97 201ZM106 198H104V200H105ZM108 199H110V198H108ZM107 199V200H108ZM117 199V200H118ZM131 199V198H130ZM133 199H135V198H133ZM132 199V200H133ZM145 199V198H144ZM204 199V198H203ZM202 199V200H203ZM228 199V198H227ZM19 200H21V199H19ZM24 200V199H23ZM29 199H27V201H28ZM33 200V199H32ZM38 199H36V201H37ZM130 200V202L132 203L133 201L135 202H137V200L135 199V200ZM160 200H162V198L160 199ZM165 200H166V198H165ZM180 200H182V199H180ZM189 200H191V199H189ZM193 201H194V199H192ZM250 200V199H249ZM15 201V200H14ZM13 201V202H14ZM25 201V200H24ZM30 201V200H29ZM39 202L41 201V200H38ZM72 201H74V200H72ZM92 201V200H91ZM91 201H90V203H91ZM102 201V200H101ZM112 201V200H111ZM114 201V200H113ZM126 201V200H125ZM170 201V200H169ZM185 201V200H184ZM183 201V202H184ZM187 201V200H186ZM222 201V200H221ZM240 201V200H239ZM260 201V200H259ZM5 202H7V201H5ZM16 202V201H15ZM38 202V203H39ZM44 202V201H43ZM46 202V201H45ZM44 202V203H45ZM49 202H50V199H49ZM55 202V201H54ZM88 202V201H87ZM93 202V201H92ZM95 202H93V206H96V204L94 205V203ZM97 202H100V201H97ZM107 201H105V203H106ZM116 202V201H115ZM119 202V201H118ZM123 202H124V199H123ZM123 202H121L120 201V203H123ZM135 202V203H136ZM142 202H143V199H142ZM141 202V203H142ZM148 202V201H147ZM171 202V201H170ZM190 202V201H189ZM200 202H201V200H200ZM199 202V203H200ZM236 202V201H235ZM245 202V201H244ZM255 202V201H254ZM29 203V202H28ZM30 203H33V202H30ZM34 203H36L35 201H34ZM51 203H53V202H51ZM69 203V202H68ZM68 203H67V205H68ZM71 203V202H70ZM74 203H77V202H74ZM73 203V204H74ZM103 203V202H102ZM120 203H119V205H120ZM125 203H127V202H125ZM124 203V204H125ZM134 203V204H135ZM141 203H139L138 202V204L140 205ZM150 203V202H149ZM156 203V202H155ZM185 203V202H184ZM183 203V204H184ZM187 203V202H186ZM185 203V204H186ZM191 203V202H190ZM193 203V202H192ZM198 202H196V204H197ZM229 203V202H228ZM230 203H232V202H230ZM241 203V202H240ZM251 203V202H250ZM249 203V204H250ZM261 203V202H260ZM2 204V203H1ZM16 204V203H15ZM55 204V203H54ZM73 204L71 203V205L73 206ZM84 204V203H83ZM82 204V205H83ZM142 204H145V201L142 203ZM153 204H154V202H153ZM158 204H159V202H158ZM220 204V203H219ZM235 204V203H234ZM254 204V203H253ZM255 204H256V202H255ZM254 204V205H255ZM4 204H2L1 206H3ZM40 205H42V206H45L46 208H47V206H46V203H45V205H43L42 204V201H41V204ZM47 205H48V202H47ZM76 206H78V204H75ZM81 205V204H80ZM92 205V204H91ZM98 205V204H97ZM99 205H101V204H99ZM112 205V204H111ZM110 205V206H111ZM122 205V204H121ZM126 205V204H125ZM125 205H123V207H125ZM128 205V204H127ZM126 205V206H127ZM130 205V204H129ZM138 205V206H139ZM155 205H157V204H155ZM192 205V204H191ZM190 205V206H191ZM194 205V204H193ZM200 205V204H199ZM211 205V204H210ZM209 205V206H210ZM217 205V204H216ZM228 205V204H227ZM226 205V206H227ZM233 205V204H232ZM244 206H245V204H243ZM256 205H258V202H257V204ZM260 205V204H259ZM262 205V204H261ZM16 206V205H15ZM18 206V205H17ZM17 206H16V208H17ZM34 207L36 206H38V204L37 205H33ZM32 206V207H33ZM53 206V205H52ZM64 206H65V204H64ZM102 206H103V204H102ZM107 206V205H106ZM105 206V207H106ZM117 206V205H116ZM131 206V205H130ZM145 206V205H144ZM159 206V205H158ZM165 206V205H164ZM187 206V205H186ZM242 206V205H241ZM262 206H264V205H262ZM22 207V206H21ZM45 207H42L41 208V211H42V209H44ZM51 207V206H50ZM54 207V206H53ZM63 207V206H62ZM67 207H69L70 208V206H65V210H66V208ZM74 207V206H73ZM82 207V206H81ZM83 207H84V205H83ZM109 207V206H108ZM107 207V209H109ZM141 207V206H140ZM177 207H178V209H177V212H178V210H179V206L177 205ZM183 207V206H182ZM187 207H189V206H187ZM201 207V206H200ZM218 207V206H217ZM216 207V208H217ZM260 207V206H259ZM258 207V208H259ZM2 208V207H1ZM12 208V207H11ZM11 208H9V209H11ZM25 207H23V209H24ZM45 208V209H46ZM111 208V207H110ZM113 208H115L114 206H113ZM117 208H119V207H117ZM130 208V207H129ZM129 208H127L128 210H129ZM146 208V207H145ZM161 208V207H160ZM204 208V207H203ZM215 208V207H214ZM7 209V208H6ZM15 209V208H14ZM20 208L18 207V210H19ZM28 210H29V208H27ZM33 209V208H32ZM49 209V208H48ZM51 209V208H50ZM68 209V208H67ZM72 209V208H71ZM70 209V210H71ZM76 209H77V207H76ZM100 209H101V207H100ZM125 209V208H124ZM144 209V208H143ZM151 209V208H150ZM158 209V208H157ZM162 209H164V207H162ZM219 209V208H218ZM222 209V208H221ZM228 209V208H227ZM246 209H247V206H246ZM263 209V208H262ZM5 210V209H4ZM17 210V209H16ZM21 210H22V208H21ZM33 210H35V208L33 209ZM37 210V209H36ZM35 210V211H36ZM64 210V209H63ZM110 210V209H109ZM137 210H138V208H137ZM165 210V209H164ZM232 210V209H231ZM242 210H243V207H242ZM251 209H249V211H250ZM254 210H256V209H254ZM9 211H11V210H9ZM27 211V210H26ZM39 211H40V209H39ZM40 211V214L42 213ZM47 211V210H46ZM52 212L53 211H55V209L54 210H51ZM58 211V210H57ZM67 211V210H66ZM79 211V210H78ZM86 211V210H85ZM85 211L83 212V213H85ZM102 211H104L105 212V209H104V207L102 208ZM108 211V210H107ZM106 211V212H107ZM115 211H116V208H115ZM118 211V210H117ZM116 211V212H117ZM153 211V210H152ZM156 211V210H155ZM160 211V210H159ZM163 211V210H162ZM182 211V210H181ZM185 211V210H184ZM190 211V210H189ZM189 211H187L188 212V214H190L189 213ZM199 211V210H198ZM212 211H213V209H212ZM228 211H230V210H228ZM261 211V210H260ZM8 212V211H7ZM22 212H24L23 210H22ZM38 212V211H37ZM36 212V213H37ZM43 212H45V211H43ZM49 212V211H48ZM59 212V211H58ZM58 212H56V213H58ZM68 213L70 212V211H67ZM64 213V214H68V213ZM92 212V211H91ZM154 212V211H153ZM170 212H172L171 210L169 211V213ZM176 212V211H175ZM174 212V213H175ZM176 212V213H177ZM186 212V213H187ZM190 212H192V211H190ZM211 212V211H210ZM219 212V211H218ZM218 212L216 213V214H218ZM231 212V211H230ZM236 212V211H235ZM255 212H257V210L255 211ZM11 213V212H10ZM13 214H14V210H13V212H12ZM21 213V212H20ZM35 213V212H34ZM39 213V212H38ZM37 213V214H38ZM47 213V212H46ZM50 213V212H49ZM73 213V212H72ZM72 213H71V215H72ZM82 214V212H79V214ZM110 213V212H109ZM112 213L114 214L115 212H113L112 211ZM120 213V212H119ZM124 212L122 211V214H123ZM140 213V212H139ZM157 213V212H156ZM160 213H162V212H160ZM163 213H164V211H163ZM180 213H182V212H180ZM185 213V216L187 215ZM202 213H204V212H202ZM243 213V212H242ZM4 214L6 215V212H4ZM8 214V213H7ZM12 214V215H13ZM37 214H34V216H36ZM64 214H63V216H64ZM81 214L79 215L80 217H81ZM85 214H88V212L87 213H85ZM106 214V213H105ZM112 214V215H113ZM118 214V213H117ZM130 214V213H129ZM152 214H155V213H152ZM158 214H159V212H158ZM179 214V213H178ZM216 214H212L211 213V215H216ZM228 214V213H227ZM230 214V213H229ZM238 214V213H237ZM260 214V213H259ZM17 215V214H16ZM30 215L32 216V214L30 213ZM30 215H28V216H30ZM47 215H48V213H47ZM51 215H52V213H51ZM56 215V214H55ZM68 215H70V214H68ZM71 215H70V219H75V221H77V218H73L74 217V215H73V217L71 218ZM89 215V214H88ZM93 215V214H92ZM92 215H91V217H92ZM142 215V214H141ZM144 215V214H143ZM165 215V214H164ZM171 215H173V213L171 214ZM182 215H184L183 213H182ZM181 215V216H182ZM202 215V214H201ZM243 215V214H242ZM10 216V215H9ZM14 216H15V214H14ZM14 216H11L12 217V219L13 218H15ZM18 216H19V214H18ZM31 216H30V218H31ZM38 217H39V214L37 215ZM36 216V217H37ZM41 216V215H40ZM57 216V218H58V216L59 215H56ZM75 216H76V214H75ZM90 216V215H89ZM88 216V217H89ZM114 216V215H113ZM116 216V215H115ZM128 216V215H127ZM126 216V218L127 219H129L128 217ZM138 216V215H137ZM150 216V215H149ZM152 216H154V215H152ZM152 216L149 218L150 220H152L153 218H155V216L152 218ZM156 216L158 217V215L156 214ZM163 215H161V217H162ZM175 216V215H174ZM181 216H180V219L179 220H177V222H175L176 224L177 223H179V222H181L180 220H181ZM189 216V215H188ZM199 216V215H198ZM206 216H208V215H206ZM216 216H218V215H216ZM216 216H214V217H216ZM223 216V215H222ZM226 216V215H225ZM228 216V215H227ZM230 216H232V215H229V217ZM238 216H239V214H238ZM1 217H2V215H1ZM0 217V218H1ZM4 217V216H3ZM2 217V218H3ZM10 217V218H11ZM19 217H21V216H19ZM26 217V216H25ZM25 217H23V218H25ZM43 217H44V215H43ZM78 217V216H77ZM87 217V216H86ZM117 217V216H116ZM124 217V216H123ZM133 217V216H132ZM147 217V216H146ZM145 217V218H146ZM173 217V216H172ZM171 217V218H172ZM193 217V216H192ZM212 217V216H211ZM228 217V218H229ZM237 217V216H236ZM236 217H234L235 218V220H236ZM1 218V219H2ZM5 218V217H4ZM47 218V217H46ZM46 218L44 217L43 219H45L46 220ZM60 219H61V217H59ZM64 218V220H65V217H63ZM69 218V217H68ZM101 218V217H100ZM117 218H119V216L117 217ZM122 218V217H121ZM135 218H136V215H135ZM138 218V217H137ZM145 218H144V220H145ZM160 218V217H159ZM158 218V219H159ZM170 218V219H171ZM179 218V217H178ZM177 218V219H178ZM185 218V217H184ZM184 218H182V220H184ZM209 218H210V216H209ZM223 218H224V216H223ZM231 218V217H230ZM240 218V217H239ZM260 218V217H259ZM11 219V221H12V223L14 222V221H16V220H12ZM16 219L18 220L17 222H16V224L19 222V218L18 217H16ZM21 219H22V217H21ZM20 219V220H21ZM33 219V218H32ZM37 218H35V220H36ZM67 219V218H66ZM81 220L83 219L82 217L80 218ZM79 219V217H78V220H80ZM102 222L104 221L103 220V216H102ZM105 219H106V217H105ZM120 219V218H119ZM139 219V218H138ZM168 218H166L165 217V220H167ZM174 219H176V218H174ZM171 220V221H175V220ZM196 219V218H195ZM213 219V218H212ZM221 219V218H220ZM225 219V218H224ZM232 219H233V217H232ZM251 219V217L249 216V212H248V214L247 215H245V216H243V217H241L240 219H238V221H235V222H239L240 223V225H238L239 227L238 228H240L241 227V229L243 228V227H245V222L247 221V220H250ZM254 219V218H253ZM261 219V218H260ZM264 219V218H263ZM88 220L89 219H87V221H86V223L88 222ZM107 220V219H106ZM132 220V219H131ZM129 221V222H132V221ZM135 220V219H134ZM133 220V221H134ZM140 220V219H139ZM144 220H142V221H144ZM146 220H148V219H146ZM157 220V219H156ZM163 221V223L164 222H166V221ZM217 220H218V218H217ZM258 220V219H257ZM3 221V220H2ZM1 221V222H2ZM6 221H10V219L9 220H7L6 219ZM22 221V220H21ZM20 221V222H21ZM27 221V220H26ZM30 220L28 219V222H29ZM39 221H41V220H39ZM68 221V220H67ZM69 221H71V220H69ZM72 221H74V220H72ZM71 222L72 224L73 223H77V222ZM90 221V220H89ZM96 221V220H95ZM99 221H100V219H99ZM153 221V220H152ZM171 221H168L169 223L171 222ZM179 221V222H178ZM188 221V220H187ZM189 221H190V219H189ZM220 221V220H219ZM251 221V220H250ZM253 222H254V220H252ZM251 221V222H252ZM260 222L262 221V219L261 220H259ZM27 222V223H28ZM46 222H47V220H46ZM80 222V221H79ZM78 222V223H79ZM84 222V221H83ZM91 222H93V221H91ZM119 222H120V220H119ZM121 222H123V219H122V221ZM120 222V223H121ZM127 222V221H126ZM137 222V220L135 221V223ZM146 222H149V220L148 221H145V222H143V223H146ZM153 222H156V221H153ZM153 222L151 223V221H150V223H147V224H150V226L151 227H153L152 226V224H153ZM158 222V221H157ZM156 222V223H157ZM160 222V221H159ZM252 222V223H253ZM30 223L32 224H34L35 222H32V220L30 221ZM30 223H29V225H30ZM49 223V222H48ZM81 224H82V222H80ZM94 223H96V222H94ZM116 223H118L117 221H116ZM134 223V222H133ZM141 223V222H140ZM142 223V224H143ZM155 223V224H156ZM172 223V222H171ZM184 223V222H183ZM194 223V222H193ZM192 223V224H193ZM229 223H231V221L229 222ZM245 223V224H244ZM257 223V222H256ZM261 223H264V222H261ZM3 224V223H2ZM6 223H4L3 225L4 226H6L5 225ZM7 224L9 225L10 223H8L7 222ZM15 224V225H16ZM50 224V223H49ZM48 224V225H49ZM56 224V223H55ZM72 224H70V225H72ZM84 224V223H83ZM103 224V223H102ZM106 224H107V221H106ZM122 224V223H121ZM132 224V223H131ZM130 224V225H131ZM137 224H139V222H137ZM154 224V225H155ZM235 224V223H234ZM11 225V224H10ZM18 225H20V223H18ZM23 225V224H22ZM27 226H28V224H26ZM40 225V224H39ZM51 225V224H50ZM50 225L48 226L49 228H50ZM69 225V226H70ZM74 225V224H73ZM77 225V224H76ZM95 225V224H94ZM100 225V224H99ZM105 225V224H104ZM133 225V224H132ZM131 225V226H132ZM157 226H159L158 224H156ZM161 225H163V224H161ZM166 225V224H165ZM171 225V224H170ZM169 225V226H170ZM174 225V224H173ZM179 225V224H178ZM213 225H214V222H213ZM216 225V224H215ZM249 225H251V223L249 224ZM3 226V229L5 228ZM83 226V225H82ZM85 226V225H84ZM107 226V225H106ZM130 226V228H131V230H132V227ZM134 226H135V224L133 225V228H134ZM138 226V225H137ZM139 226H141V225H139ZM166 226H168V225H166ZM168 226V227H169ZM183 226H184V224H183ZM192 226V225H191ZM223 226V225H222ZM225 226V225H224ZM232 226V225H231ZM262 226H264V224L262 225ZM0 229H2V226L0 225ZM10 226H6V229L7 228H9ZM13 227H15V226H13ZM29 227H31V226H29ZM34 227V226H33ZM43 227H44V225H43ZM73 227V226H72ZM75 227V226H74ZM78 227V226H77ZM95 227H96V225H95ZM98 227V226H97ZM101 227V226H100ZM109 227V226H108ZM126 227H128V226H126ZM136 227V226H135ZM141 227H144V226H141ZM150 227V228H151ZM155 227V226H154ZM153 227V228H154ZM173 227V226H172ZM175 227V226H174ZM181 227V226H180ZM199 227V226H198ZM209 227H210V225H209ZM214 227V226H213ZM232 227H234V225L232 226ZM253 227V226H252ZM255 227V226H254ZM35 228V227H34ZM33 228V229H34ZM38 228H40V227H38ZM45 228V227H44ZM47 228V227H46ZM83 228V227H82ZM99 228V227H98ZM112 228H115V230H116V227H113L112 226ZM111 228V229H112ZM117 228H119V226L117 227ZM122 228H123V226H122ZM129 228V229H130ZM138 228V227H137ZM136 228V229H137ZM147 228V227H146ZM145 228V229H146ZM153 228H152V230H153ZM166 228V227H165ZM190 228V227H189ZM189 228H188V230H189ZM215 228V227H214ZM247 228V227H246ZM264 228V227H263ZM11 230L13 229L12 227L10 228ZM28 229V228H27ZM43 229V228H42ZM93 229V228H92ZM129 229H128V231H129ZM140 229H142V228H140ZM144 229V230H145ZM155 229V228H154ZM167 229V228H166ZM173 229H175V228H173ZM172 229V230H173ZM191 229H194L193 227L191 228ZM212 229V228H211ZM216 229V228H215ZM248 229H250V228H248ZM258 230L260 229V228H257ZM31 230V229H30ZM29 229H28V231H30ZM78 230V229H77ZM94 230V229H93ZM120 230V229H119ZM125 230V229H124ZM152 230H150L151 232H152ZM179 230V229H178ZM178 230H177V227H176V231H177V233L176 234H178ZM218 230V229H217ZM228 230V229H227ZM227 230H226V233H227ZM251 230V231H250ZM249 231L250 232H252V229H250ZM261 230H263L262 229V227H261ZM2 231V230H1ZM16 231V230H15ZM28 231H27V233H28ZM33 231V230H32ZM32 231H30L31 233H32ZM36 231H37V229H36ZM35 231V232H36ZM89 231V230H88ZM92 231V230H91ZM105 231V229L103 230V232ZM112 232H113V230H111ZM110 230L108 231L109 233L111 232ZM117 231H118V229H117ZM137 231V230H136ZM135 231V232H136ZM140 231V230H139ZM149 231V230H148ZM150 231H149V233H150ZM157 231H158V229H157ZM157 231L155 232V234L157 233ZM174 231V230H173ZM181 231V230H180ZM207 231V230H206ZM220 231V230H219ZM222 231V230H221ZM224 231H225V229L223 230V232L222 233H224ZM248 231V232H249ZM12 232V231H11ZM19 232V231H18ZM17 232V233H18ZM21 232V231H20ZM34 232V234H38V233H35ZM79 232V231H78ZM78 232H76V233H78ZM92 232H94V231H92ZM100 232V231H99ZM121 232H122V229H121ZM120 232V233H121ZM130 232H133L134 233V230H132V231H130ZM143 232V231H142ZM159 232H160V230H159ZM165 232V231H164ZM172 232V231H171ZM193 232V231H192ZM232 232V231H231ZM246 232V231H245ZM260 232V231H259ZM57 233V232H56ZM82 233H83V231H82ZM85 233V232H84ZM88 233V232H87ZM86 233V234H87ZM95 233V232H94ZM97 233V232H96ZM101 233V232H100ZM105 233V232H104ZM114 234H116V233H118V232H116L115 233V231L113 232ZM112 233V234H113ZM119 233V234H120ZM129 233V232H128ZM153 233V232H152ZM162 233V232H161ZM161 233H160V236H158L159 235V233H157L158 235H155V236H158L159 238L161 237ZM165 233H167V231L165 232ZM194 233V232H193ZM218 233V232H217ZM229 233V232H228ZM235 233V232H234ZM244 233V232H243ZM263 234H264V230H263V232H262ZM262 233H261V235H262ZM45 234V233H44ZM63 234V233H62ZM64 234H65V232H64ZM63 234V235H64ZM68 234V233H67ZM74 234V233H73ZM89 234V233H88ZM87 234V235H88ZM108 234V233H107ZM113 234V235H114ZM118 234V235H119ZM122 234H123V232H122ZM129 234H132V233H129ZM140 234H142V233H140ZM164 234V233H163ZM190 234H191V231H190ZM209 234V233H208ZM212 234V233H211ZM225 234V233H224ZM246 234V233H245ZM245 234H242V235H245ZM14 235H16L15 233H13V236ZM32 235H33V233H32ZM49 235V234H48ZM47 234H45L44 236H46L45 238L47 239V238H49V237H47L48 236ZM54 235V234H53ZM52 235V236H53ZM58 235V234H57ZM57 235L56 236H53V237H57ZM79 235V234H78ZM77 235V236H78ZM86 235V236H87ZM102 235H103V233H102ZM105 235H106V233H105ZM126 235V234H125ZM136 235V234H135ZM146 235V234H145ZM168 235V234H167ZM171 235V234H170ZM175 235V234H174ZM193 235V234H192ZM191 235V236H192ZM251 234H249V236H250ZM260 235V236H261ZM31 236V235H30ZM39 236H41V235H39ZM59 237H62V235H58ZM65 236V235H64ZM68 236V235H67ZM80 236V235H79ZM84 236H85V234H84ZM85 236V237H86ZM97 236H99V234L97 235ZM97 236H96V234H95V237L97 238ZM127 236V235H126ZM134 236V235H133ZM143 236V235H142ZM146 236H148V235H146ZM154 236V235H153ZM164 236V235H163ZM176 236V238H177V235H175ZM174 236V237H175ZM202 236H204V235H202ZM259 233H257V232H253L252 233V235L250 236V238H251V240L249 241V242H252V243H254L252 246H250V244H252V243H250V244H248V246H249V248L251 247L252 249H253V247L254 246H257V244L258 243H260V239H259ZM25 237V236H24ZM33 237L35 238V235H33ZM50 237H51V234H50ZM83 237V236H82ZM81 237V238H82ZM84 237V238H85ZM90 237V236H89ZM93 237V236H92ZM95 237H93V238H95ZM104 237V236H103ZM111 237H113V236H110L109 235V238L107 237V239H111ZM115 237H116V235H115ZM118 237V236H117ZM137 237V236H136ZM165 237H166V234H165ZM168 237V236H167ZM172 237V236H171ZM211 237V236H210ZM242 237V236H241ZM262 237V236H261ZM11 238V237H10ZM9 238V239H10ZM14 238V237H13ZM18 237H15V239H13L14 241L17 239ZM27 238V237H26ZM40 238V237H39ZM71 238V237H70ZM76 238V237H75ZM83 238V239H84ZM87 238V237H86ZM96 238L94 239L95 241H96ZM105 238V237H104ZM121 238V237H120ZM137 238H139L140 239V236L139 237H137ZM144 238V237H143ZM153 238V237H152ZM156 238V237H155ZM162 238V237H161ZM164 238V237H163ZM169 238H170V236H169ZM181 238V237H180ZM187 238H188V236H187ZM197 238V237H196ZM204 238V237H203ZM246 238V237H245ZM244 238V239H245ZM249 238V237H248ZM1 239V238H0ZM5 239V237H3V240ZM32 239V238H31ZM43 239V238H42ZM62 239V238H61ZM69 239V238H68ZM83 239H81L82 241H83ZM98 239H99V237L97 238V242L93 245V244H90V245H92L90 248H91V250H92V248H93V246H96L97 245V243L99 244V243H101V240L98 242ZM102 239V238H101ZM133 239H134V237H133ZM146 239V238H145ZM147 239L149 240L150 239V237H147ZM165 239V238H164ZM173 239V238H172ZM178 239V238H177ZM195 239V238H194ZM205 239V238H204ZM225 239V238H224ZM240 239V238H239ZM262 239H264V237L262 238ZM3 240H1V241H3ZM7 240V239H6ZM10 240H12V239H10ZM10 240H8V242L10 241ZM26 239L24 238V241H25ZM30 240V239H29ZM33 240H36V241H39L38 240V238L37 239H33ZM44 240V239H43ZM43 240H41V242L43 241ZM51 240V239H50ZM54 240H55V238H54ZM60 240V239H59ZM64 239H62V241H63ZM67 240V239H66ZM73 240V239H72ZM78 240V239H77ZM80 240V239H79ZM88 240H89V238H88ZM87 240V241H88ZM91 240L92 239H90V241L89 242H91ZM104 240H106V239H104ZM127 240V239H126ZM148 240H147V242H148ZM153 240H154V238H153ZM169 240V239H168ZM187 240V239H186ZM192 240V239H191ZM200 240V239H199ZM203 240V239H202ZM221 240V239H220ZM242 240V239H241ZM249 240V239H248ZM0 241V242H1ZM13 241V242H14ZM19 241H21V240H19ZM23 241V240H22ZM23 241V242H24ZM85 241H86V239H85ZM85 241H83V243H85ZM93 241V240H92ZM94 241V242H95ZM106 241H108V240H106ZM110 241H112V240H110ZM123 241V240H122ZM132 241V240H131ZM157 241V240H156ZM158 241H160V239H158ZM170 241V240H169ZM4 243L3 244H5V240L3 241ZM12 242V243H13ZM16 242H18V241H15V243ZM23 242H21V245H19V247L21 246L22 247V244L24 245L25 244V242L23 243ZM44 242V241H43ZM43 242H42V244H43ZM47 242V241H46ZM52 242V241H51ZM50 242V243H51ZM56 243H57V239H56V241H55ZM93 242V243H94ZM126 242H128V243H130V240L128 241H126ZM137 242H140V241H137ZM142 242H143V240H142ZM145 242H146V240H145ZM161 242H162V240H161ZM184 242H185V240H184ZM217 242V241H216ZM235 242V241H234ZM238 242V241H237ZM249 242H247V243H249ZM20 243V242H19ZM18 243V244H19ZM26 243H28L27 241H26ZM49 243V244H50ZM61 243V242H60ZM62 243H65V242H62ZM66 243H68V240H67V242ZM72 243V242H71ZM80 244H81V241L79 242ZM106 243V242H105ZM108 243H110V242H108ZM107 243V244H108ZM120 243H121V241H120ZM132 243V242H131ZM130 243V244H131ZM141 243V242H140ZM140 243H138V244H140ZM151 243V242H150ZM177 243V242H176ZM175 243V244H176ZM187 243H188V241H187ZM240 243H241V241H240ZM257 243V244H256ZM261 243H263L262 241H261ZM14 244V243H13ZM29 244V243H28ZM39 244H41L40 243V241H39ZM44 244L46 245V243L44 242ZM43 244V245H44ZM75 244V243H74ZM79 244V245H80ZM119 244V243H118ZM135 244H136V240H135ZM156 244H158V243H156ZM203 244V243H202ZM207 244V243H206ZM234 244V243H233ZM33 244H31V246H32ZM44 245V246H45ZM63 245V244H62ZM61 245V246H62ZM65 245V244H64ZM64 245L62 246V247H64ZM78 244H77V246H79ZM82 245V244H81ZM86 245V244H85ZM84 245V246H85ZM89 245V246H90ZM102 245H104L103 244V242H102ZM120 245H122V243L121 244H119V246ZM126 245H128V244H126ZM126 245H124V246H126ZM134 245V244H133ZM132 245V247H136V246H133ZM137 245V244H136ZM151 246V244H147V247L148 246ZM152 245H154L155 246V244H153V242H152ZM163 245V244H162ZM182 245V244H181ZM184 245H186V244H184ZM193 245V244H192ZM192 245H190V246H192ZM201 245V244H200ZM199 245V246H200ZM222 245H224V243H222ZM2 246V245H1ZM5 246V245H4ZM17 246V245H16ZM26 246V245H25ZM34 246V245H33ZM37 246V245H36ZM47 246H49L48 244H47ZM55 246L57 247V245L55 244ZM67 246V245H66ZM65 246V247H66ZM70 246H72V245H70ZM74 246V245H73ZM88 246V247H89ZM98 246H100L99 248H101L102 249V246H101V244L100 245H97V247ZM105 246V245H104ZM123 246V247H124ZM130 246L131 245H129L128 247L130 248ZM137 246H141V244L140 245H137ZM176 246H178V245H176ZM202 246H204V245H202ZM201 246V247H202ZM259 246V245H258ZM263 246V245H262ZM6 247V246H5ZM4 247V248H5ZM18 247V248H19ZM28 247V246H27ZM46 247V246H45ZM45 247H43V249H41V250H43V251H41V252H44V250L46 249ZM64 247V248H65ZM68 247V246H67ZM76 247V246H75ZM80 247H82V246H80ZM79 247V249H81ZM117 247H118V245H117ZM122 247V246H121ZM143 247V246H142ZM144 247H146V244H145V246ZM165 247V246H164ZM163 247V248H164ZM171 247V246H170ZM201 247H199V248H201ZM205 247V246H204ZM227 247V246H226ZM259 247H261V246H259ZM24 248V247H23ZM35 248H37V247H35ZM42 248V247H41ZM45 248V249H44ZM47 248H49V247H47ZM50 248H51V246H50ZM59 248V247H58ZM70 248H72V247H70ZM69 248V249H70ZM119 248L120 247H118V250H119ZM134 248H130L131 250H133ZM136 248H138V247H136ZM152 248H153V246L151 247V250H152ZM177 247H175L174 249H176ZM183 248V247H182ZM185 248H187V246L185 247ZM197 248H198V245H197ZM199 248H198V250H199ZM203 248V247H202ZM235 248H237V247H235ZM234 248V250H236ZM262 248V247H261ZM1 249H3L2 247H1ZM7 249H9V248H6V250ZM13 249V248H12ZM15 249V248H14ZM13 249V250H14ZM26 249V248H25ZM52 250H54V248H51ZM76 249V248H75ZM78 249V248H77ZM77 249L75 250L76 251V253L78 252L77 251ZM95 249H96V247H95ZM98 249V248H97ZM97 249H96V251H97ZM114 249H116V248H114ZM124 249H125V247H124ZM127 249V248H126ZM125 249V250H126ZM140 249V248H139ZM142 249V248H141ZM144 249V248H143ZM142 249V250H143ZM154 249V248H153ZM174 249H172V250H174ZM179 249V248H178ZM184 249V248H183ZM183 249H181V250H183ZM187 249H189V248H187ZM193 250H192V253L194 252V248H192ZM212 249H213V251L212 252H214L215 253V255H217V257H219V258H221V259H223V258H230L231 256H232V253H228V254H225L224 252H223V249L221 248V246H219V245H214L213 247H212ZM230 249H232V248H230ZM16 250V249H15ZM15 250H14V252H15ZM30 250V249H29ZM34 249L33 248H31V250L29 251V252H32ZM38 250V249H37ZM37 250H35L36 252H38V253H40L39 252V250L37 251ZM48 250V249H47ZM86 250V249H85ZM99 250V249H98ZM122 250V249H121ZM128 250V249H127ZM131 250H130V253H131ZM136 250H138V249H136ZM149 250V249H148ZM160 250H161V248H160ZM159 250V251H160ZM171 250V249H170ZM197 250V251H198ZM1 251V250H0ZM10 251V250H9ZM19 251H20V249H19ZM27 251V250H26ZM83 251V250H82ZM81 251V252H82ZM93 252H94V250H92ZM100 251V250H99ZM113 251V250H112ZM117 250H115V252H116ZM135 251V250H134ZM140 251V250H139ZM175 251V250H174ZM184 251H186V249L185 250H183V252L182 253H186V252H189L190 251V249H189V251L187 250L186 252H184ZM258 250L256 249V250H253V252L254 253H256ZM4 252H6L5 251V249H4V251H3V255H4ZM34 252V251H33ZM47 252H49V251H47ZM46 252V253H47ZM51 252V251H50ZM49 252V253H50ZM55 252H57V250H55L54 251V253ZM64 252V251H63ZM68 252V251H67ZM66 252V253H67ZM87 252V251H86ZM98 252V251H97ZM102 252V251H101ZM119 252H122V251H119ZM125 251L123 250V252L122 253H124ZM138 251H136L135 253H136V255L138 254L137 253ZM143 252V251H142ZM141 252V253H142ZM162 252H164V250L162 251ZM165 252H167V251H165ZM244 252V251H243ZM262 252V251H261ZM12 253V252H11ZM19 253V252H18ZM35 253V252H34ZM53 253V252H52ZM70 253H71V251H70ZM72 253H74V251L72 250ZM75 253V254H76ZM95 253V252H94ZM109 253V252H108ZM111 253V252H110ZM118 253V252H117ZM128 254V252H125V255H127ZM129 253V254H130ZM144 253V252H143ZM157 253H159V252H157ZM161 253V252H160ZM159 253V254H160ZM169 253H171V251L169 252ZM173 253V252H172ZM181 253V256L183 255ZM189 253H191V252H189ZM200 253V252H199ZM234 253V252H233ZM7 254V253H6ZM15 254V253H14ZM13 254V256H15ZM19 254H21V253H19ZM58 254L59 253H57V255H56V253L55 254H53L55 257L56 256H58ZM60 254H62V253H60ZM84 254V253H83ZM106 254V253H105ZM148 254H149V252H148ZM151 254V253H150ZM158 254V255H159ZM166 254V253H165ZM178 254H179V252H178ZM207 254V253H206ZM11 254H9V256H10ZM22 255V254H21ZM48 255V254H47ZM64 255V254H63ZM63 255H60V256H63ZM65 255H67V254H65ZM72 255V254H71ZM106 255H108V254H106ZM112 255V254H111ZM118 255V254H117ZM144 255V254H143ZM142 255V256H143ZM155 255H157V254H155ZM154 255V256H155ZM174 254H172V255H168L169 257H171V256H173ZM177 255V254H176ZM211 255V254H210ZM245 255H247V254H245ZM245 255L244 256H242V257H245ZM12 256V257H13ZM17 256V255H16ZM15 256V257H16ZM52 256V255H51ZM69 256H70V254H69ZM73 256V255H72ZM79 256V253H78V255L77 256H73V257H78ZM81 256V255H80ZM84 256L85 257H87V259H88V256H86L85 254H84ZM90 256V255H89ZM91 256H93V255H91ZM96 256V255H95ZM102 256V255H101ZM101 256H99V257H101ZM110 256V255H109ZM120 256H124V255H120ZM119 256V257H120ZM201 256V255H200ZM255 256V255H254ZM4 257H7V255L6 256H4ZM4 257H3V259H4ZM12 257H10L11 258V260H13L12 259ZM15 257H13V258H15ZM43 257V256H42ZM46 257V256H45ZM49 257V256H48ZM54 257V258H55ZM59 257V256H58ZM105 257V256H104ZM119 257H117V258H119ZM130 257V256H129ZM132 257V256H131ZM137 257V256H136ZM163 257H166V256H163ZM162 257V258H163ZM175 257V256H174ZM188 257V256H187ZM203 257V256H202ZM202 257H200V259L202 258ZM264 257V256H263ZM36 258V257H35ZM41 258V257H40ZM57 258V257H56ZM55 258V259H56ZM69 258V257H68ZM81 259L83 258V257H80ZM91 258V257H90ZM103 258V256L100 258V259H102ZM126 258V257H125ZM147 258H148V256H147ZM180 258V257H179ZM193 258V257H192ZM256 258V257H255ZM262 258V257H261ZM15 259H17V258H15ZM51 259L54 261V259L51 257ZM50 259V260H51ZM66 259H67V257H66ZM95 259V258H94ZM104 260H105V258H103ZM109 259V258H108ZM113 259V258H112ZM120 259H122L121 257L119 258V260ZM130 259V258H129ZM133 259L134 258H132V262H133ZM137 259V258H136ZM140 259V258H139ZM143 259V258H142ZM141 259V260H142ZM149 259V258H148ZM165 260H167L166 258H164ZM171 259V258H170ZM181 259V258H180ZM7 260V259H6ZM18 260V259H17ZM16 260V261H17ZM19 260H23V259H20V257H19ZM58 260H59V262L61 261V263L62 264H65V263H63L62 262V260L60 259V258H58ZM63 260H65V259H63ZM68 260V259H67ZM66 260V261H67ZM83 260H85V259H83ZM103 260V261H104ZM109 260H111V259H109ZM108 260V261H109ZM125 260H127L128 262L131 260H128L127 258L125 259ZM124 260V261H125ZM144 260V259H143ZM145 260H147V259H145ZM157 260V259H156ZM159 260V259H158ZM169 260V259H168ZM174 260V259H173ZM177 260V259H176ZM184 260H187L186 258L184 259ZM199 260V259H198ZM210 260H211V258H210ZM226 260V259H225ZM224 260V261H225ZM250 260V259H249ZM249 260H247V261H249ZM5 261V260H4ZM10 261V260H9ZM16 261H14V263L16 262ZM39 261V260H38ZM49 261V260H48ZM71 261H72V259H71ZM75 261H77V260H75ZM81 261V260H80ZM86 261H88V260H86ZM92 261V260H91ZM96 261V260H95ZM107 261V262H108ZM117 260H115L114 262H116ZM124 261L123 262H121V264L122 263H124ZM134 261H136L135 259H134ZM149 261V260H148ZM151 261V260H150ZM200 261V260H199ZM254 261V260H253ZM258 261V260H257ZM11 262V261H10ZM13 262V261H12ZM20 262V261H19ZM23 262V261H22ZM22 262H20V263H22ZM50 262V261H49ZM57 262V261H56ZM55 262V263H56ZM69 262H70V260H69ZM85 261H83V263H84ZM100 262H102V261H100ZM99 262V263H100ZM105 262V261H104ZM103 262V263H104ZM112 262V261H111ZM113 262V263H114ZM126 262V261H125ZM132 262H130V263H132ZM152 263H153V261H151ZM151 262H150V264H151ZM159 262V261H158ZM196 262H198V261H196ZM233 262V261H232ZM239 262V261H238ZM245 262V261H244ZM2 263V262H1ZM4 263V262H3ZM7 263V262H6ZM5 263V264H6ZM18 263V262H17ZM27 263V262H26ZM25 263V264H26ZM43 263V262H42ZM53 263V262H52ZM51 263V264H52ZM61 263H59V264H61ZM87 263H89V261L87 262ZM96 263V262H95ZM109 264H110V261L108 262ZM112 263V264H113ZM127 263V262H126ZM134 263V262H133ZM144 264H145V262H143ZM142 263V264H143ZM146 263H147V261H146ZM160 263H161V261H160ZM179 263V262H178ZM201 263V262H200ZM236 263V262H235ZM246 263V262H245ZM13 264V263H12ZM30 264V263H29ZM49 264V263H48ZM90 264V263H89ZM93 264V263H92ZM98 264V263H97ZM114 264H116V263H114ZM119 264H120V262H119ZM138 264H139V261H138ZM149 264V263H148ZM158 264V263H157ZM182 264V263H181ZM195 264H198V263H195ZM215 264V263H214ZM247 264H248V262H247ZM253 264V263H252Z\"/></svg>","mask_w":264,"mask_h":264}]
</instances>
